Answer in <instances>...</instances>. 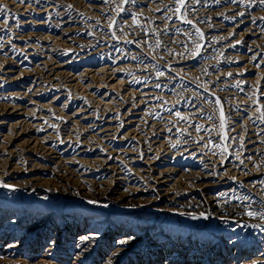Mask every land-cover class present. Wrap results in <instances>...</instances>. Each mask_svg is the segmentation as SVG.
<instances>
[{
  "label": "rangeland",
  "instance_id": "obj_1",
  "mask_svg": "<svg viewBox=\"0 0 264 264\" xmlns=\"http://www.w3.org/2000/svg\"><path fill=\"white\" fill-rule=\"evenodd\" d=\"M7 1V0H6ZM45 1V2H44ZM43 2L42 1H39L38 3H32L33 5H32V8H34V7H36V6H38L40 9H41V11L39 12L40 14L39 15H37V17L35 16V15H33V12H32V14H29V13H25L26 11L25 10H22V9H19L18 8V10H20V11H17L16 13H11L12 11H10V9L11 8H13V5H11L12 3H11V1H7L6 3H5V0H0V9H3L4 10V12L3 11H0L1 12V15H3L4 17H1L0 19V49H1V51H0V78H2V79H0V124L3 122V123H5V124H1L0 125V150H1V156H0V169H1V171H0V178L1 179H3V181H4V184H7V185H9V187L8 188H11V189H6V187H0L1 189H0V193H2V194H0L1 196H0V211L1 210H4V209H9V210H7V215L6 216H4V217H2V218H5V219H10V216H11V214L9 215V213L10 212H15L16 214H19V215H22V217H23V220L22 221H27V222H30L31 220H29V216L30 217H32L33 215H36V213L38 212V210H41V212L39 213L40 215L39 216H45V217H47V222H46V224L42 227V230H47L48 229V226H49V224L50 223H52L53 221H54V217L55 216H60V217H63V218H65V220H67L68 218H66V217H69V216H71V217H73V215H72V212H76L77 210H80L79 208H78V206H80V207H84V205H80V204H76V205H74V207H64V206H58L57 208H55V205L57 204H60V203H57L58 202V200L57 199H53V198H47V197H45V196H42V198H41V196L40 195H35L34 196V198H31L30 196V193H26V192H24L23 194H22V191L21 190H19L18 191V189H17V185L15 184V183H19L20 181H22V178H16L15 180L13 179V178H15V176H14V174H13V171L12 170H23V169H25V170H23L24 172H28V173H31V172H33L32 171V169H33V167H32V164H35L36 163V161L34 162V160H36V157L35 156H33V160H29V159H27V157H25V155L23 154V156L24 157H22V159H20V157L19 158H16V159H14L13 157L12 158H10L11 157V155H10V153L9 152H11V149H13V147H14V149L13 150H15V148H17L18 146H20V144H22V143H24L25 142V140L26 139H28V138H30L31 137V141H33L34 143H36L37 144V146H35L34 147V151H32L33 152V154L34 155H39V152L41 153V151H42V147H44L45 145H48V147H50V144L49 143H51V144H53L54 146H57V144H60V145H58L57 146V148H59V149H61V150H63L64 152H67L68 154H70V155H68L67 157H66V159H69V158H71L70 159V161L72 160V158H77L78 156H79V150L82 152V149L84 150V149H86V147H84L85 145H86V143H87V145H89L90 147H88V149H90V151H91V148H94V150H92L91 151V153L93 154H95V151H97V152H99L100 154L99 155H103V154H105L103 157H106V155H107V153H106V151L104 150L105 149V147H104V145L106 144V143H111L110 144V146H109V148L112 146V145H114L113 144V142H112V139H111V137L113 136L112 134H113V131H108V132H105V133H103V135L105 134V136H101V130H103V128H99L98 129V126L100 125H103L104 124V122L106 123V121H107V123H108V120L111 122L116 116H117V118H115L113 121H112V123H110V124H112V128L114 127L115 128V126L117 127L119 124L120 125H123L124 124V126L126 127V126H128L129 124H133L132 125V127L130 128V130L131 131H129V132H131V134L129 135V140L128 141H122V142H118V143H116V145H115V147H117L118 149L119 148H122V145H124L125 147H134V148H137L138 146H137V144L136 143H138V142H140V143H138V145H139V147L138 148H140V149H142V148H146V147H144V146H140V145H142V144H146L147 142L148 143H150L151 145L150 146H152V144H155L154 145V147L156 146H159L160 147V156H159V158L158 159H156V160H151L150 162H152V164H155V162H159V164H178L179 162V164H182V167H183V169L184 170H186V173L185 172H177V174L175 175V178H174V181L171 183V182H169V183H167L166 185H172L173 186V190L175 191V192H179L178 194H180V195H184L185 194V192H186V189H188V187H190L189 188V190H187V191H190V190H193V188H194V183L192 182V181H194V178H195V172H194V170L197 172L198 171V169L201 167V168H203V167H205V166H209L210 165V167H212L211 166V162H209V161H203V162H197V160L195 159H188V160H186L185 158H183V156H181V155H179V154H181L180 153V148H179V145H177V144H175V143H180L181 144V141H182V143L185 141V140H188V139H195L196 140V138H195V136H199V140H198V142L200 143L199 145H202V144H204V143H206V141H207V143H210V139H207V137H210L211 139H213L212 141H214V142H212L211 141V143L213 144V146L215 147H213V150H214V153H217V155L219 154H227L228 155V152L230 151H232L231 153L229 152V155L231 154V155H234V154H236V156L237 157H239L241 154V156L240 157H243V149H242V146L244 145V148H250L251 150H253V153H252V155L254 154L255 155V157H254V155H253V157H254V159H253V161L255 160V162H253L254 164H255V167H254V170L255 171H259V173L257 172V174H260L261 173V171H263L264 170V146H261V145H264L263 143H264V136H258V138L256 137H254V136H252V135H254L255 134V132L258 130V129H260V128H262L263 130H264V110H263V107H264V95H262V94H264L263 92H264V86H263V84H264V58H262L263 56H264V54H263V49H264V26H263V24H264V7L263 6H261V5H264V0L262 1H260V0H252V1H248V0H225V1H222V0H160V2L162 3H160L159 2V0L157 1V0H144V1H140V0H128L127 1V3H128V5H126L127 3L125 2V0H61L62 1V3H64V5L63 4H60L61 3V1H59V0H53V1H50V0H44ZM58 1H59V4H56V3H58ZM88 1H89V3H88ZM101 1V2H100ZM112 2V3H110V2ZM118 1V2H117ZM120 1H123V2H121V4L122 3H124L123 5H121L120 4ZM129 1H130V3L132 4H130L129 3ZM135 1V2H134ZM137 1V2H136ZM140 1V2H139ZM146 1V2H145ZM151 3H150V2ZM166 1V2H165ZM174 1V2H173ZM179 1V2H178ZM181 1V2H180ZM196 3H195V2ZM213 1H215V2H213ZM222 1V2H221ZM236 1V2H235ZM10 2V3H9ZM54 2H56V3H54ZM68 2H70V3H68ZM81 2V3H80ZM105 2V3H104ZM108 2V3H107ZM114 2H116V3H114ZM144 2V3H143ZM176 2V3H175ZM182 2H184V3H182ZM187 2H189V3H187ZM223 2H225V3H223ZM233 2V3H232ZM250 2V3H249ZM252 2H254V3H252ZM2 3V4H1ZM46 3V4H45ZM50 3V4H49ZM68 3V4H67ZM78 3V4H77ZM86 3V4H85ZM94 3V4H93ZM143 3V4H142ZM146 3V4H145ZM153 3V4H152ZM154 3H155V7L153 6L154 5ZM180 3V4H179ZM186 3V4H185ZM198 3V4H197ZM206 3V4H205ZM211 3V4H210ZM242 3V4H241ZM42 5V6H40V5ZM49 4V5H48ZM76 6H75V5ZM92 4H93V6H92ZM106 4L108 5V7H107V9H106ZM111 4H113L114 6L112 7V5ZM120 4V5H119ZM130 4V5H129ZM134 4V5H133ZM139 4V5H138ZM151 4V6H149ZM164 4H166L165 5V7L166 8H164ZM182 4L185 6V7H183L182 6ZM188 4V5H187ZM196 4V5H195ZM202 6H201V5ZM223 4V5H222ZM235 4V5H234ZM251 4H252V6H251ZM9 5V6H8ZM45 5V6H44ZM50 5H52V6H50ZM80 5V6H79ZM85 7L84 9H83V7ZM96 7H95V6ZM100 5V6H99ZM105 5V6H104ZM116 5H117V7H116ZM174 5H176V6H174ZM177 5H180V6H182V7H177ZM191 5V6H190ZM213 7H212V6ZM222 5V6H221ZM241 5V6H240ZM243 5V6H242ZM250 5V6H249ZM256 5H260L258 8H256L255 6ZM71 6V7H70ZM72 6H73V8H72ZM78 6V7H77ZM88 6H90V7H88ZM101 7V8H99V7ZM122 6V7H121ZM129 6V7H128ZM131 6V7H130ZM134 8H133V7ZM144 6V7H143ZM156 6H157V8H158V10H157V8H156ZM161 6V7H160ZM170 6V7H169ZM173 8H172V7ZM198 6V7H197ZM205 6V7H204ZM224 6V7H223ZM226 6H227V8H226ZM236 6V7H235ZM238 6V7H237ZM245 6V7H244ZM249 6V7H248ZM2 7V8H1ZM42 7V8H41ZM49 7H51V8H49ZM56 7H58V9L56 8ZM67 7H69V8H67ZM93 7H95V8H93ZM124 7L126 8V9H124ZM151 7V8H150ZM160 7V8H159ZM189 7V8H188ZM191 7V8H190ZM212 7V8H211ZM230 7V8H229ZM234 9H233V8ZM247 7V8H246ZM31 8V9H32ZM38 8V9H39ZM46 8V9H45ZM63 8V9H62ZM76 8H78V9H76ZM90 8V9H89ZM93 8V9H92ZM106 9L105 10V12L103 11L104 9ZM111 8V9H110ZM121 8H123V9H121ZM131 8V9H130ZM143 8H145V10L143 9ZM149 9V10H146V9ZM156 10H154V9ZM176 8H177V10H179V11H177L176 10ZM196 8V9H195ZM199 8V9H198ZM206 8H208V9H206ZM218 9V10H216V9ZM225 10H224V9ZM238 8H240L241 10H239ZM246 8V9H245ZM254 8V9H253ZM261 9V11H259L260 9ZM6 9V10H5ZM14 9V8H13ZM45 9V10H44ZM65 9H68L67 11H65ZM76 9V10H75ZM82 9V10H81ZM86 9V10H85ZM89 9V10H88ZM95 9H96V11H95ZM100 9V12L98 11ZM102 9V10H101ZM116 9V10H115ZM118 9H121V10H119V12L120 13H118ZM134 9H135V12H134ZM143 9V10H142ZM171 9V10H170ZM182 9V10H181ZM192 9V10H191ZM195 9V10H194ZM202 9H204V10H202ZM208 10V11H206V10ZM221 9H223V10H221ZM228 9H229V11H228ZM230 9H231V11H230ZM233 9V10H232ZM243 9H245V10H243ZM263 9V10H262ZM12 10V9H11ZM44 10V11H43ZM50 10V13L52 14H47V11H49ZM55 10V11H54ZM62 10V11H61ZM64 10V11H63ZM81 10V11H80ZM110 10L112 11V12H110ZM115 12H114V11ZM129 10V11H128ZM139 10V11H138ZM164 12H163V11ZM167 10V11H166ZM184 10V11H183ZM186 10V11H185ZM189 10H190V12H189ZM209 10H212L211 12L209 11ZM214 10H215V12H214ZM240 11V12H238V11ZM248 10V11H247ZM254 10V11H253ZM24 11V12H23ZM52 11V12H51ZM85 11H86V13H85ZM88 11V12H87ZM91 13H90V12ZM101 11H103V12H101ZM109 11V12H108ZM132 11V12H131ZM140 11H142L141 13H140ZM148 11V12H147ZM151 11V12H150ZM153 11V12H152ZM175 11H177L176 13H175ZM199 11V12H198ZM201 11V12H200ZM224 11H225V13H224ZM241 11H243V12H241ZM258 13H256V12ZM7 12V13H6ZM23 12V13H22ZM58 13V15H57V13ZM62 12V13H61ZM79 12V13H78ZM93 12V13H92ZM123 12V13H122ZM134 12V13H133ZM139 12V13H138ZM167 12V13H166ZM170 14H169V13ZM178 12H179V15L180 16H178ZM185 12V14H183V13ZM198 12V14H196ZM220 12V13H219ZM222 12V13H221ZM236 12V13H235ZM245 12V13H244ZM247 12V13H246ZM249 12V13H248ZM250 12L252 13V14H254L253 16H252V14H250ZM255 12V13H254ZM11 15H10V14ZM36 13V12H35ZM54 13V14H53ZM66 13V14H65ZM72 13H73V15H72ZM76 13V14H75ZM95 13H98V14H96V15H94ZM113 14V16H116L115 14H117V16L114 18L113 16H112V14ZM149 15H148V14ZM150 13H153V15H151ZM163 13V14H162ZM174 13V15H172ZM188 15H187V14ZM191 13V14H190ZM200 13V14H199ZM207 13V14H206ZM219 13V14H218ZM235 14V17H234V15H231V14ZM244 13V14H243ZM6 14V15H5ZM27 16H26V15ZM68 14V15H67ZM93 14V15H92ZM99 14H101V15H99ZM109 14H111V15H109ZM120 14V15H119ZM125 14V15H124ZM130 14H132V15H130ZM137 14V15H136ZM145 14V15H144ZM147 14V15H146ZM154 14L156 15V16H158L159 18H157L156 16H154ZM195 14V15H194ZM206 14V15H205ZM255 14L256 15H258V16H255ZM262 14V15H261ZM20 15V16H19ZM23 15H25L26 17H24ZM81 15V16H80ZM99 15V16H98ZM104 15V16H103ZM123 15V16H122ZM128 15V16H127ZM143 15V16H142ZM151 15V16H150ZM170 15V16H169ZM184 15V16H183ZM192 15V16H191ZM197 15V16H196ZM199 15H200V17H199ZM210 15V17H208ZM213 17H212V16ZM219 15V16H218ZM223 15V16H222ZM227 15L230 17H227ZM237 15V16H236ZM240 15V16H239ZM17 16V17H16ZM47 16L49 17V18H47ZM53 16H55V18L53 17ZM68 16V17H67ZM132 17V19H131V17ZM153 16V17H152ZM160 16H161V18H160ZM173 16V17H172ZM177 18H176V17ZM188 16V17H187ZM201 16H202V18H201ZM217 16V17H216ZM231 16H233V17H231ZM249 16V17H248ZM256 18H255V17ZM260 16V17H259ZM263 16V17H262ZM12 17V18H11ZM13 17H15V18H13ZM36 17V18H35ZM58 17H59V19H58ZM61 17V18H60ZM74 17H75V19H74ZM81 17V18H80ZM84 17V18H83ZM93 17V18H92ZM103 17V18H102ZM109 17H110V19H109ZM112 17V18H111ZM136 18V20H135V18ZM140 19H139V18ZM147 17V18H146ZM168 17V18H167ZM185 18V19H183V18ZM190 17H191V19H190ZM196 17V18H195ZM198 17V18H197ZM212 17V18H211ZM226 19H225V18ZM253 17V19H251V20H249L250 18H252ZM7 18V19H6ZM63 18V19H62ZM70 18V19H69ZM80 18V19H79ZM101 18V19H100ZM116 18H118V19H116ZM125 18V19H124ZM169 18H171V19H169ZM201 18V19H200ZM210 20H209V19ZM219 18V19H218ZM231 18H232V20H231ZM234 18V19H233ZM245 18H246V20H247V22L245 23V24H241V22H243V21H246L245 20ZM263 18V19H262ZM5 19V20H4ZM14 19V20H13ZM17 19V20H16ZM23 19V20H22ZM51 19V20H50ZM69 19V20H68ZM92 19V20H91ZM99 19V20H98ZM104 19V20H103ZM107 19H109V20H107ZM113 19V20H112ZM120 19V20H119ZM128 19V22L126 21ZM129 19H130V21H129ZM138 19V20H137ZM150 19H151V21H150ZM156 19H158V20H156ZM178 21H177V20ZM183 19V20H182ZM187 19V20H186ZM204 19V20H203ZM223 19V20H222ZM225 19V20H224ZM228 19L230 20V21H228ZM240 19V20H239ZM256 19V20H255ZM3 20V21H2ZM16 20V21H15ZM45 20H46V22H45ZM54 20H55V22H54ZM78 20H80V22H77ZM87 20V21H86ZM105 20H107V22L106 23H104L105 22ZM118 20V21H117ZM133 20H135V21H133ZM143 20L148 24H146V23H144L143 22ZM153 20H155V21H153ZM175 20V21H174ZM181 20V21H180ZM185 20V21H184ZM196 20V21H195ZM213 20V21H212ZM214 20H215V22H214ZM227 20V21H226ZM242 20V21H241ZM59 21V22H58ZM63 23H62V22ZM66 21V22H65ZM72 21V22H71ZM82 21V22H81ZM100 21V22H99ZM103 21V22H102ZM109 21H111V22H109ZM112 21H114V22H112ZM125 21V22H124ZM138 22V24L137 25H139L138 27L139 28H141V29H139V28H137V25L136 24H134V22L135 23H137ZM165 21H167V22H164ZM169 21V22H168ZM172 21H173V23H172ZM187 21V23H185ZM192 21V22H191ZM207 21H209V22H207ZM223 21V22H222ZM226 21V22H225ZM233 21V22H232ZM240 21V22H239ZM253 21V22H252ZM261 21V22H260ZM17 22V23H16ZM37 22V23H36ZM45 24H44V23ZM50 22V23H49ZM57 22L60 24V28H58V27H55L54 25L55 24H57ZM87 22H88V24H87ZM95 22V23H94ZM109 22V23H108ZM119 22V23H118ZM125 24H124V23ZM126 22H127V24H126ZM150 22V23H149ZM163 22V23H162ZM174 22H176L175 24H174ZM202 22V23H201ZM216 22H221V24H222V26L220 27V25L221 24H219V23H217V24H214V23H216ZM225 22V23H224ZM239 22V23H238ZM5 23H7V24H5ZM14 23V24H13ZM25 23V24H24ZM40 23V24H39ZM80 23H81V25H80ZM93 23V24H92ZM113 23V24H112ZM128 23H130V24H128ZM142 23V24H141ZM157 23H158V27L160 28V30H158L159 28L158 27H156V25H157ZM170 23V24H169ZM193 23V24H192ZM196 23H198V24H196ZM261 23V24H260ZM5 24V25H4ZM19 24V25H18ZM37 24V25H36ZM43 24H44V26H46V27H44L43 26ZM47 24V25H46ZM75 24V25H74ZM87 24V25H86ZM102 24H104V25H102ZM106 24V25H105ZM107 24H108V26H107ZM122 24V25H121ZM145 24V25H144ZM164 24H165V27L167 28V29H169V31H167V29L166 28H164ZM168 24V25H167ZM195 24V25H194ZM238 24V25H237ZM252 24V25H251ZM14 25V26H13ZM53 25V26H52ZM73 25V26H72ZM80 25V26H79ZM84 25H85V28H84ZM94 25H95V27H94ZM112 25V26H111ZM129 25V26H128ZM135 25H136V27H135ZM152 25V26H151ZM175 26V28H174V26ZM184 25V26H183ZM197 26V27H194V26ZM203 25V26H202ZM204 25H206L205 26V29H204ZM208 25V26H207ZM213 25H215L216 27H214ZM236 25V26H235ZM2 26V27H1ZM4 26V27H3ZM9 26V27H8ZM40 26V27H39ZM78 26V27H77ZM86 26H87V29H86ZM89 26H91V29H90V27ZM103 26V27H102ZM107 26V27H106ZM111 26V27H110ZM118 26V27H117ZM120 26V27H119ZM127 28H126V27ZM144 26H147V27H144ZM150 26V27H149ZM162 28H161V27ZM218 26V27H217ZM227 27V29H226V27ZM234 26V27H233ZM251 26H252V28H251ZM12 27H13V29H12ZM28 27H32V28H28ZM41 27H43V28H41ZM65 27H66V29L68 28V27H70V29L73 31V33L72 34H70L68 37L67 36H64L63 35V31L64 30H66L65 29ZM74 29H73V28ZM100 27V28H99ZM124 27V28H123ZM130 27V28H129ZM178 27H180V29L178 28ZM202 27V28H201ZM207 27H210V28H207ZM231 27V28H230ZM232 27H233V30H230V29H232ZM236 27V28H235ZM248 27V28H247ZM251 29H250V28ZM253 27H254V29H253ZM256 27V28H255ZM4 28H6V29H4ZM11 28V29H10ZM15 28V29H14ZM35 28V29H34ZM38 28V29H37ZM48 28V29H47ZM82 28V29H81ZM112 30V31H110V29ZM114 28V29H113ZM123 29V30H121V29ZM147 28V29H146ZM150 28V29H149ZM206 28H207V30H206ZM220 28V29H219ZM239 28V29H238ZM9 29H10V32H9ZM25 29V30H24ZM42 29V30H41ZM55 29V30H54ZM69 29V28H68ZM82 31H81V30ZM90 29V30H89ZM101 29V30H100ZM118 29H120V31L118 30ZM126 29V30H125ZM144 29V30H143ZM209 29V30H208ZM214 31H213V30ZM216 29V30H215ZM260 30L259 32H258V30ZM3 30V31H2ZM5 30V31H4ZM14 30V31H13ZM18 30H19V32H18ZM38 30V31H37ZM58 30V31H57ZM63 30V31H62ZM84 30V31H83ZM88 30V31H87ZM125 30V31H124ZM153 30H154V32H155V34H154V32H153ZM164 32H163V31ZM178 30L180 31V32H178ZM182 30H183V32H182ZM199 30V31H198ZM201 30V31H200ZM203 30V31H202ZM229 30V31H228ZM242 30V31H241ZM249 30V31H248ZM27 31V32H26ZM80 31V32H79ZM87 31V32H86ZM98 31V32H97ZM103 31V32H102ZM115 33H114V32ZM145 31H146V33H145ZM149 31V32H148ZM156 31H157V33H156ZM165 31H167V32H165ZM185 31H187V32H185ZM189 31H193V32H189ZM228 33H227V32ZM233 31V32H232ZM251 31V32H250ZM4 32V33H3ZM14 32H15V34H14ZM30 32V33H29ZM31 32H33V33H31ZM54 32V33H53ZM61 32V33H60ZM76 32V33H75ZM93 32V33H92ZM111 32V33H110ZM118 32H120L119 34H118ZM122 32V33H121ZM131 34H130V33ZM153 32V34H151V33ZM179 34H178V33ZM185 32V33H184ZM189 32V33H188ZM200 32H202V33H200ZM204 32V33H203ZM212 32H214V33H212ZM220 32V33H219ZM223 32H224V35H223ZM231 32H232V34H231ZM242 32H244V33H242ZM254 32V33H253ZM255 32H257L256 34H255ZM261 32H263L262 34H261ZM11 33V34H10ZM13 33V34H12ZM20 33H21V35H20ZM27 33H29V34H27ZM39 33V34H38ZM48 33V34H47ZM90 33V34H89ZM107 33H109V34H107ZM113 33V34H112ZM180 33H181V35H180ZM183 33V34H182ZM219 35H218V34ZM222 33V34H221ZM233 33H235V34H233ZM241 35H240V34ZM2 34H3V36H2ZM17 34V35H16ZM31 34V35H30ZM32 34H34L33 36H32ZM36 34V35H35ZM43 34H44V36H43ZM62 34V35H61ZM96 34V35H95ZM106 34V35H105ZM120 34H121V36H120ZM151 34V35H150ZM163 34V35H162ZM188 34H190V35H188ZM202 34V35H201ZM209 34V35H208ZM211 34V35H210ZM226 34V35H225ZM255 34V35H254ZM259 34H261V36H259ZM6 35V36H5ZM26 35L28 36V37H26ZM45 35H46V37H45ZM50 35H52L53 37H54V39H53V37L52 36H50ZM75 35H76V37H75ZM99 35V36H98ZM111 35V36H110ZM112 35H114V36H112ZM122 35H124V36H122ZM125 35L127 36V38L125 37ZM139 35V36H138ZM158 35V36H157ZM163 37H162V36ZM176 35V36H175ZM207 35V36H206ZM213 35V36H212ZM221 35V36H220ZM231 35H232V37H231ZM237 35H239V36H237ZM254 35V36H253ZM20 36V37H19ZM22 36H24V37H22ZM31 38H30V37ZM37 36H38V39L36 40L35 38H37ZM40 36H42V37H40ZM49 36V37H48ZM58 36V40L56 39V37ZM89 36V37H88ZM92 36V37H91ZM94 36V37H93ZM120 38H119V37ZM134 36V37H133ZM146 36L148 37L147 39H146ZM168 36V37H167ZM176 38H175V37ZM192 38V40H191V38ZM195 36H197V37H195ZM204 36V37H203ZM224 36V37H223ZM225 36H227V37H225ZM243 38H242V37ZM263 36V37H262ZM35 37V38H34ZM59 37H60V39H59ZM99 37V38H98ZM106 37V38H105ZM114 37V38H113ZM124 37V38H123ZM130 37V38H129ZM138 37V38H137ZM165 37V38H164ZM170 37V38H169ZM182 37H184V38H182ZM186 37V38H185ZM188 37H189V41H188ZM194 37V38H193ZM201 37H203V38H201ZM211 38L212 40H210V39H208V38ZM214 37H216V38H214ZM230 37V38H229ZM238 37V38H237ZM247 37V38H246ZM259 37V38H258ZM262 37V38H261ZM7 38V39H6ZM19 38V39H18ZM50 38V40H51V42L50 41H48V39ZM70 38V39H69ZM79 38V39H78ZM82 38V39H81ZM88 38V39H87ZM104 38V39H103ZM111 38V39H110ZM117 38H119V39H117ZM126 38V40L124 41V39ZM132 38V39H131ZM141 40H140V39ZM158 38V39H157ZM162 38H163V40H162ZM176 39V40H174V39ZM178 38H180L181 40H179ZM196 38H198L197 40H196ZM200 38L201 39H203V40H200ZM206 38V39H205ZM219 38V39H218ZM220 38H222V39H220ZM236 38V39H235ZM5 39V40H4ZM16 39H18L19 41H17ZM26 40V41H24V40ZM30 39H31V41H30ZM40 39H42V40H40ZM98 41H97V40ZM114 39H116V40H113ZM129 39V40H128ZM139 39V40H138ZM142 39H144V40H142ZM152 39V40H151ZM156 39V40H155ZM160 39V40H159ZM187 39V40H186ZM237 39H239L238 41H237ZM245 41H243V40ZM257 40V42H256V40ZM259 39H261V41L259 40ZM263 39V40H262ZM8 40V41H7ZM14 40H16V41H14ZM23 40V41H22ZM40 40V41H39ZM45 40H46V42H45ZM67 40V41H66ZM70 40V41H69ZM88 40V41H87ZM96 40V41H95ZM119 40V41H118ZM163 42H165V43H163ZM170 40H172L171 41V43H170ZM194 40V41H193ZM200 40V41H199ZM208 40V41H207ZM214 40V41H213ZM219 40H223V41H219ZM232 40H233V42L235 43H233L232 42ZM235 40V41H234ZM2 41H3V43H2ZM22 41V42H21ZM34 41V42H33ZM55 41H57V42H55ZM63 41H64V43H63ZM73 41V42H72ZM85 41V42H84ZM101 41V42H100ZM109 41V42H108ZM129 41V42H128ZM139 41H142V43L141 42H139ZM148 41V42H147ZM156 41H157V43H156ZM169 41V42H168ZM174 41V42H173ZM177 41H179V42H177ZM182 41H184L183 43H181ZM192 41V42H191ZM197 41V42H196ZM203 41V42H202ZM218 41V42H217ZM231 42V44L230 43H228V42ZM250 41H251V43H250ZM259 41V42H258ZM12 42L14 43V48H13V44H12ZM26 42V43H25ZM49 42V43H48ZM61 42V43H60ZM75 42V43H74ZM80 44H79V43ZM81 42H82V44H81ZM116 42V43H115ZM121 42V43H120ZM146 42V43H145ZM188 42V43H187ZM194 42H196V43H194ZM202 44H201V43ZM205 42V43H204ZM238 42V43H237ZM243 42V43H242ZM11 43V44H10ZM33 43H35V45H33ZM41 43V44H40ZM57 43V44H56ZM60 43V44H59ZM70 45H69V44ZM84 43V44H83ZM88 43H92L93 45H95L98 49H99V51L100 52H96V53H94V52H88V53H82V52H84L83 50H85V48H86V46H87V44ZM97 43V44H96ZM120 43V44H119ZM129 43H131V44H129ZM135 43H137V44H135ZM144 43V44H143ZM156 43V44H155ZM185 43V44H184ZM187 43V44H186ZM193 43V44H192ZM204 43V44H203ZM206 43L208 44V45H206ZM214 43V47H212V44ZM219 43V44H218ZM227 45H226V44ZM233 43V44H232ZM240 43V44H239ZM248 43V44H247ZM257 43H259V44H257ZM263 43V44H262ZM2 44V45H1ZM3 44H5V45H3ZM23 44V45H22ZM30 45V44H32L31 46H26V45ZM39 44V45H38ZM59 44V45H58ZM69 46V47H67V45ZM79 44V45H78ZM102 44H103V46H102ZM135 44V45H134ZM140 44V45H139ZM146 44V45H145ZM166 44V45H165ZM172 44V45H171ZM174 44V45H173ZM194 44H197V45H194ZM211 44V45H210ZM237 44V45H236ZM249 44H251V45H249ZM253 44V45H252ZM261 44V45H260ZM7 45V46H6ZM49 45V46H48ZM53 45L54 47L52 48L51 46ZM56 45V46H55ZM78 45V46H77ZM83 45V46H82ZM118 45V47H116ZM134 45V46H133ZM139 45V46H138ZM150 45V46H149ZM155 45H157V46H155ZM170 45H171V49H170ZM176 45V46H175ZM223 45H225V46H227V47H225V46H223ZM230 45L232 46V47H230ZM240 45V46H239ZM260 45V46H259ZM6 46V47H5ZM20 46H21V48H20ZM39 46V47H38ZM85 46V47H84ZM104 46H106V47H104ZM107 46H108V48H107ZM133 46V47H132ZM141 46V47H140ZM151 46H154V47H151ZM159 46V47H158ZM173 46V47H172ZM180 48H178V47ZM185 47V48H183V47ZM191 46V49L189 48ZM193 46V47H192ZM195 46V47H194ZM202 46V47H201ZM205 46V47H204ZM208 46V47H207ZM211 48H210V47ZM229 46V47H228ZM239 46V47H238ZM242 46V47H241ZM253 46H255V48H253ZM2 47H4V48H2ZM23 47H24V49L26 50V51H24V49H23ZM33 47H36V48H33ZM43 47V48H42ZM46 47V48H45ZM48 47V48H47ZM50 47V48H49ZM56 47V48H55ZM74 47V48H73ZM77 47H78V49H77ZM81 47V48H80ZM83 47V48H82ZM128 47V48H127ZM139 47V48H138ZM162 47H164V48H162ZM169 47V48H168ZM198 47V49H196ZM200 47V48H199ZM217 47V48H216ZM248 47V48H247ZM14 50H13V49ZM19 50H18V49ZM33 48V49H32ZM62 48V49H61ZM118 49V48H120V50L118 49V50H115V49ZM122 48V49H121ZM134 48V49H133ZM138 48V49H137ZM145 48V49H144ZM162 48V49H161ZM168 48V49H167ZM173 48V49H172ZM181 48H183V49H181ZM206 48V49H205ZM214 48V49H213ZM221 48V49H220ZM245 48V49H244ZM11 51H10V50ZM36 49H40V50H36ZM41 49H42V51H41ZM51 49V50H50ZM53 49V50H52ZM57 49V50H56ZM58 49H59V51H58ZM60 49H61V51H60ZM124 49V50H123ZM128 49V50H127ZM136 49V50H135ZM174 49H176V50H174ZM178 49V50H177ZM184 49H185V51H184ZM188 49L190 50V51H188ZM205 49V50H204ZM222 49H224V50H222ZM228 49V50H227ZM233 49V50H232ZM247 49V50H246ZM251 49V50H250ZM253 49V50H252ZM262 49V50H261ZM15 50H17V51H15ZM30 50H34L33 52L32 51H30ZM45 50H46V52H45ZM63 50V51H62ZM80 50H82V52L80 51ZM106 50V51H105ZM144 50V52H142ZM146 50H148V51H146ZM150 50H152L151 52H150ZM170 50V51H169ZM172 50H173V52H172ZM179 50H180V52H179ZM183 50V51H182ZM200 50V51H199ZM217 50V51H216ZM235 50V51H234ZM250 50V51H249ZM255 50H256V52H255ZM22 51V52H21ZM37 51V52H36ZM48 51V52H47ZM50 51V52H49ZM57 51V52H56ZM65 51V52H64ZM69 52L70 51V54L69 53H67V52ZM127 51V52H126ZM130 51H133V52H130ZM138 53H137V52ZM145 51H146V54H145ZM168 51V52H167ZM175 51V52H174ZM189 52V53H187V52ZM196 51V52H195ZM198 51L199 52H201L202 54H200V53H198ZM204 51V52H203ZM223 51V52H222ZM246 51H249V52H246ZM252 51V52H251ZM258 51V52H257ZM4 52V53H3ZM15 52V53H14ZM20 52V53H19ZM30 52V53H29ZM34 52H35V54H34ZM39 52V53H38ZM41 52V53H40ZM52 52V53H51ZM56 52V53H55ZM61 52V53H60ZM62 52H63V54H62ZM102 52V53H101ZM105 54H104V53ZM110 52H111V54H110ZM119 52V53H118ZM122 52H124V53H122ZM150 52V53H149ZM161 52L163 53V54H161ZM172 52V53H171ZM177 52V53H176ZM182 52H184V53H182ZM194 52H195V54L196 55H192V54H194ZM208 52V53H207ZM220 54H219V53ZM8 53V54H7ZM22 53V54H21ZM37 53H38V56H37ZM50 54V56H48L49 54ZM91 53V54H90ZM100 53V54H99ZM108 53V55H106ZM135 53H136V55H135ZM140 53H142V54H140ZM144 53V54H143ZM154 53V54H153ZM159 53V54H158ZM168 53H169V55H168ZM192 53V54H191ZM210 53H212V54H210ZM215 53V54H214ZM222 53V54H221ZM225 53H227V54H225ZM244 53V54H243ZM247 53V54H246ZM254 53H256V54H254ZM5 54V55H4ZM26 54H27V56H26ZM73 56H72V55ZM89 55V56H87V55ZM97 54H99V55H97ZM119 54H121V55H119ZM124 54V55H123ZM133 54V55H132ZM167 54V55H166ZM182 54V55H181ZM184 54H185V56H187V57H185L184 56ZM191 56V58H190V56ZM206 54V55H205ZM210 56H209V55ZM214 54V55H213ZM219 54V55H218ZM228 54H230L229 56H228ZM236 54V55H235ZM240 56H239V55ZM43 55V56H42ZM64 57H63V56ZM71 55V56H70ZM80 56V57H78V56ZM101 55V56H100ZM148 55V56H147ZM165 55V56H164ZM176 55H178V56H180V57H178V56H176ZM216 55V56H215ZM234 55V56H233ZM238 55V56H237ZM248 55V56H247ZM255 55V56H254ZM5 56V57H4ZM46 56V57H45ZM81 56H83V57H81ZM95 56V57H94ZM104 56V57H103ZM109 56V57H108ZM112 56H114V58H118V59H116V60H114L113 59V57ZM120 56H121V58H120ZM126 56V57H125ZM169 56V57H168ZM173 56H174V58H173ZM195 56V57H194ZM201 56H203V58H201ZM214 56V57H213ZM225 56V57H224ZM237 56V57H236ZM250 56V57H249ZM251 56H252V58H251ZM37 57V58H36ZM52 59H51V58ZM59 57V58H58ZM68 57V58H67ZM78 57V58H77ZM88 57V58H87ZM102 59H101V58ZM111 57V58H110ZM129 57V58H128ZM144 59H143V58ZM151 57V58H150ZM156 57V58H155ZM183 57V58H182ZM197 57H199V58H197ZM221 57H222V59L224 60V58H225V60L224 61H226V62H222L223 60L221 59ZM228 57V59H226ZM244 57V58H243ZM245 57H248V58H245ZM253 57H254V59H253ZM2 58V59H1ZM6 60H5V59ZM39 58V59H38ZM56 58V59H55ZM61 58V59H60ZM83 58V59H82ZM137 58V59H136ZM162 58V59H161ZM181 58V59H180ZM189 58H190V60H189ZM197 58V59H196ZM214 58V59H213ZM217 58V59H216ZM230 58V59H229ZM235 58V59H234ZM237 58V59H236ZM241 58V59H240ZM257 58V59H256ZM260 58V59H259ZM4 59V60H3ZM46 61H45V60ZM47 59H49V60H47ZM58 59V60H57ZM68 59V60H67ZM69 59H71V61H69ZM73 59H76V60H73ZM78 59H81V60H78ZM93 59V60H92ZM97 59V60H96ZM105 59H107V60H105ZM129 59V60H128ZM131 59V60H130ZM134 59V60H133ZM156 59V60H155ZM161 59V60H160ZM165 59V60H164ZM173 59V60H172ZM175 59V60H174ZM177 59H178V61H177ZM183 59V60H182ZM202 61H201V60ZM219 59V61H217ZM252 59V60H251ZM43 60V61H42ZM54 60V61H53ZM144 60V61H143ZM159 60V61H158ZM167 60V61H166ZM172 60V61H171ZM193 60V61H192ZM195 60V61H194ZM197 60V61H196ZM203 60H204V62L207 64V63H209V64H205V67H204V63H203ZM210 60V61H209ZM216 60V61H215ZM222 60V61H221ZM228 60H231L230 62L228 61ZM245 60V61H244ZM262 60V61H261ZM2 61V62H1ZM6 61V62H5ZM68 61V62H67ZM78 61V62H77ZM80 61V62H79ZM88 63H87V62ZM92 61V62H91ZM105 61H107V62H105ZM112 61V62H111ZM114 61V62H113ZM122 63H121V62ZM125 61V62H124ZM177 61V62H176ZM185 61V62H184ZM199 61V62H198ZM207 61V62H206ZM209 61V62H208ZM239 61V62H238ZM243 61V62H242ZM248 61V62H247ZM260 61V62H259ZM4 62H5V64H4ZM27 62V63H26ZM29 62V63H28ZM48 62V63H47ZM57 62V63H56ZM64 62V65H62V63ZM117 62V63H116ZM130 62V63H129ZM159 62V63H158ZM161 62V63H160ZM172 62V63H171ZM189 62V63H188ZM211 62V63H210ZM234 62V63H233ZM258 62V63H257ZM2 63H3V67H2ZM42 63V64H41ZM45 63V65H43ZM66 63V64H65ZM67 63H68V66H67ZM82 63V64H81ZM84 63V64H83ZM89 63H91V64H89ZM126 63V64H125ZM146 63V64H145ZM148 63H149V65L151 66H149L148 65ZM163 63H168L167 65H165V66H163ZM181 63V64H180ZM203 63V64H202ZM214 63V64H213ZM217 63V64H216ZM220 64V66H219V64ZM222 63V64H221ZM227 63V64H226ZM244 63V64H243ZM252 65H251V64ZM256 63V64H255ZM12 64V65H11ZM61 64V65H60ZM89 64V65H88ZM94 66H93V65ZM103 64V65H102ZM112 64V65H111ZM123 64H125V65H123ZM130 64V65H129ZM137 64H139L140 65V67H139V65L137 66ZM161 64V65H160ZM170 64V65H169ZM184 64V65H183ZM199 64V65H198ZM213 64V65H212ZM216 64V65H215ZM235 64V65H234ZM247 64L249 65V66H247ZM258 64H259V66H258ZM5 65V66H4ZM49 65H50V67H49ZM73 65V66H72ZM91 65V66H90ZM106 65H107V67H106ZM123 65V66H122ZM135 66V67H133V66ZM145 65V67H142V66H144ZM209 65V66H208ZM238 67H237V66ZM244 67H243V66ZM255 65H256V68H255ZM8 66V67H7ZM36 66V67H35ZM39 66H40V68H39ZM45 66V67H44ZM70 66V67H69ZM102 66H105V67H102ZM117 66H122V70H121V68L119 67H117ZM128 66H131V67H129V69L128 68H126V67ZM136 66H137V69H135L136 68ZM154 66V67H153ZM168 66L171 68V69H173L172 70V72H169V71H171L169 68H168ZM173 66V67H172ZM192 66V67H191ZM203 66V67H202ZM253 66V67H252ZM24 67V68H23ZM44 68V70H42L43 68ZM47 67V68H46ZM58 67V68H57ZM114 67V68H113ZM123 67H124V70H123ZM143 68V69H140V68ZM151 68V70L148 68ZM181 67H183V68H181ZM218 67H220V68H218ZM231 67V68H230ZM233 67V68H232ZM235 67V68H234ZM240 67H241V69H240ZM250 67V69H248ZM33 68V69H32ZM36 70H35V69ZM61 68V69H60ZM65 68V69H64ZM73 68V69H72ZM77 68H79V69H77ZM92 68V69H91ZM100 68V69H99ZM103 68V69H102ZM109 68H110V71H109ZM112 68V69H111ZM140 70H139V69ZM158 69V70H160L161 72H159L158 73V70H153V69ZM165 68H167V69H169V71L167 70V69H165ZM176 68V69H175ZM178 68V69H177ZM181 68V69H180ZM185 68V69H184ZM190 68H192V69H190ZM198 69V71L199 72H196L197 71V69ZM223 68V69H222ZM230 68V69H229ZM243 68H245V69H243ZM50 69V70H49ZM60 69V70H59ZM91 69V70H90ZM95 69H98V70H100V71H96ZM125 69H127V70H125ZM131 69V70H130ZM133 69V70H132ZM186 69H188V70H186ZM232 69V70H231ZM253 69V70H252ZM256 69V70H255ZM261 69V70H260ZM33 72H32V71ZM39 70V71H38ZM48 70V71H47ZM104 70V71H103ZM120 70V71H119ZM135 70V71H134ZM138 70V71H137ZM146 70V71H145ZM150 70V71H149ZM176 70H178V71H176ZM183 70H184V72H183ZM193 70H196V71H193ZM204 70V71H203ZM214 70V71H213ZM216 70H217V72H216ZM219 70H220V72L222 73H220L221 75H219ZM233 70H235V71H233ZM242 70V71H241ZM247 70V71H246ZM260 72H258V71ZM37 71V72H36ZM53 71H55V72H53ZM57 71V72H56ZM68 73H67V72ZM77 71V72H76ZM86 71H88V72H86ZM89 71H91V72H89ZM109 71V72H108ZM119 71V72H118ZM123 71V73H121ZM125 71V72H124ZM153 71V72H152ZM168 71V72H167ZM201 71V72H200ZM206 71V72H205ZM209 71H210V73H209ZM223 71V72H222ZM230 71V73L228 74V72ZM237 71H239V72H237ZM253 71V72H252ZM30 72V73H29ZM33 74H32V73ZM79 72V73H78ZM98 73V74H96V73ZM104 73V74H102V73ZM107 72V73H106ZM128 72H130V73H128ZM165 72V73H164ZM179 72V73H178ZM181 72V73H180ZM246 72V73H245ZM5 73V74H4ZM21 73V74H20ZM37 73V74H36ZM42 73H44L43 75H42ZM51 73V74H50ZM54 73V74H53ZM73 73V74H72ZM76 73V74H75ZM86 75H85V74ZM96 74V76L94 77V75ZM101 73V74H100ZM110 73H113V74H110ZM120 73V74H119ZM127 73V74H126ZM140 75H139V74ZM146 73V74H145ZM149 73H151V74H149ZM174 73H175V75H176V73H177V77L174 75ZM186 74L187 75V77H189V78H187V77H185L186 75H184V74ZM188 73V74H187ZM191 73V74H190ZM195 73V74H194ZM203 73H205V74H203ZM211 73H213V74H211ZM216 73V74H215ZM227 73V74H226ZM241 73V74H240ZM244 73V74H243ZM258 74L257 76H256V74ZM5 76H4V75ZM19 74L20 75H22L21 77L19 76ZM45 74H46V76H45ZM70 74V75H69ZM79 74V75H78ZM94 74V75H93ZM106 74V75H105ZM109 74V75H108ZM124 74V75H123ZM133 74V75H132ZM143 74V75H142ZM159 76H157V75ZM163 74H165V75H163ZM181 74V75H180ZM183 74V75H182ZM193 74V75H192ZM200 74V75H199ZM202 74V75H201ZM215 74V75H214ZM236 74H238L237 76H236ZM247 74V75H246ZM250 74V75H249ZM40 75H42V76H40ZM50 75V76H49ZM73 75V76H72ZM74 75H75V77H74ZM83 75V76H82ZM103 75V76H102ZM113 75V76H112ZM121 75V76H120ZM130 75H132V76H130ZM139 76V78H137L138 76ZM143 77H142V76ZM146 75V76H145ZM169 75V76H168ZM179 75V76H178ZM198 75V76H197ZM217 75H219L218 77H216ZM228 75V76H227ZM230 75V76H229ZM232 75V76H231ZM256 77H255V76ZM261 75V77H259ZM18 76V77H17ZM43 76H44V78L46 77L47 79H43ZM48 76V77H47ZM55 76L57 77V78H55ZM61 76V77H60ZM79 76V77H78ZM93 76V77H92ZM97 76H100L98 79H97ZM103 78H102V77ZM115 76V77H114ZM125 76V77H124ZM126 76H128V77H126ZM136 76V77H135ZM156 76V77H155ZM194 76V77H193ZM206 76V77H205ZM214 76V77H213ZM234 76V77H233ZM15 77V78H14ZM33 77H34V79H33ZM52 79H51V78ZM53 77H54V79H53ZM60 77V78H59ZM77 77V78H76ZM91 77V78H90ZM113 77V78H112ZM122 77V78H121ZM140 77H142V78H140ZM161 77V78H160ZM170 77H171V79H170ZM178 77H180V78H178ZM191 77H192V79H191ZM195 77H197V78H195ZM202 77V78H201ZM222 77V78H221ZM237 77H239V78H237ZM251 77V78H250ZM252 77H255V78H257L256 80H255V78H254V80H252L253 78ZM10 78V79H9ZM62 78V79H61ZM67 78V79H66ZM74 78H76V79H74ZM83 78V80H81ZM90 78V79H89ZM94 78V79H93ZM101 78V79H100ZM118 78H121V79H118ZM123 78L124 79H128L127 80V82H126V80H123ZM130 78V79H129ZM149 78V79H148ZM155 78H157V79H155ZM178 78V79H177ZM182 78V79H181ZM187 78V79H186ZM201 78V79H200ZM211 78H213V79H211ZM220 78V79H219ZM229 78V79H228ZM232 78V79H231ZM235 78V79H234ZM237 78V79H236ZM248 79L246 82H244L245 81V79ZM259 78V79H258ZM263 78V79H262ZM3 79H5L6 80V82H5V80H3ZM12 79H14V80H12ZM17 79H19V80H17ZM26 79V80H25ZM51 79V80H50ZM59 79H60V81H59ZM78 79V80H77ZM103 79V80H102ZM118 79V80H117ZM142 79V80H141ZM154 80V83H153V80ZM159 79V80H158ZM194 79H195V81H194ZM200 79V80H199ZM209 79H211L210 81H209ZM223 79V80H222ZM225 79V80H224ZM231 79V80H230ZM239 79V80H238ZM46 80V81H45ZM58 80V82L56 83V81ZM63 80V81H62ZM73 80V81H72ZM75 80V81H74ZM96 80V81H95ZM97 80H99V83H97L98 81ZM109 80V81H108ZM111 80H112V82H111ZM117 80V81H116ZM120 80H121V82H120ZM123 80V81H122ZM145 80V81H144ZM148 81V83H146L147 81ZM156 80V81H155ZM188 80L191 82V81H193L194 82V84H195V86H194V84H193V82H189L188 84H187V82H188ZM198 80V81H197ZM201 80H203V81H201ZM205 80V81H204ZM234 80V81H233ZM243 80V81H242ZM252 80V81H251ZM33 81V82H32ZM39 81H40V83H39ZM66 81H67V83L68 84H66ZM70 81V82H69ZM76 81H77V83H76ZM90 82V84H89V82ZM93 81H95V82H93ZM107 81V82H106ZM129 81V82H128ZM198 83H197V82ZM225 81L230 85V86H228V84L227 83H225ZM228 81H231V82H228ZM240 84H238L237 82ZM259 83H258V82ZM5 82V83H4ZM31 82V83H30ZM38 82V83H37ZM45 82V83H44ZM50 82V83H49ZM54 82V83H53ZM62 82H63V84H62ZM82 82V83H81ZM89 84H87V83ZM93 82V83H92ZM102 82V83H101ZM114 82H117V83H114ZM144 82V83H143ZM155 82H157V83H155ZM158 82H161V83H159L158 84ZM165 82V83H164ZM201 82V86H202V88H201V86L199 85V83ZM206 82V83H205ZM208 82V83H207ZM219 82V84H217V83ZM221 82V83H220ZM222 82H224L223 83V86L225 87H223L222 86ZM233 82V83H232ZM248 82H252L251 84L249 83L248 84ZM263 82V83H262ZM46 84V85H44V84ZM59 83V84H58ZM72 83V84H71ZM81 83V84H80ZM87 85H86V84ZM102 84V86H101V84ZM104 83V84H103ZM109 83V84H108ZM114 83V84H113ZM125 83H126V85H125ZM129 83V84H128ZM146 83V84H145ZM169 83V84H168ZM179 83L181 84V86L179 85ZM198 85H197V84ZM246 83V84H245ZM257 85V87H255L256 85ZM2 84V85H1ZM4 84V85H3ZM40 84V85H39ZM52 84H54V85H52ZM57 86H56V85ZM66 84V85H65ZM74 84H75V87H74ZM77 84V85H76ZM92 84V85H91ZM99 84V85H98ZM122 84V85H121ZM137 84V85H136ZM150 84H151V86H150ZM167 84V85H166ZM177 84V85H176ZM190 84V85H189ZM209 84V85H208ZM235 86H234V85ZM244 84V85H243ZM30 85V86H29ZM37 85V86H36ZM50 85L52 86V87H50ZM61 85H62V87H64L65 89H66V91H65V89L63 88L62 89V87H61ZM69 85V86H68ZM73 85V86H72ZM84 85H85V87H84ZM95 85V86H94ZM110 85V86H109ZM114 85V86H113ZM129 85V86H128ZM136 87H135V86ZM168 85H170V86H168ZM205 85V86H204ZM211 85V86H210ZM238 85V86H237ZM259 85H261V86H259ZM42 88H41V87ZM49 86V87H48ZM55 86V87H54ZM90 86H92V88L90 87ZM94 86V87H93ZM97 86H98V88H97ZM99 86H100V88H99ZM112 86H113V88H112ZM132 86V87H131ZM155 88H154V87ZM166 86V87H165ZM168 86V87H167ZM184 86V87H183ZM221 86V87H220ZM227 86V87H226ZM248 86H250V87H248ZM254 88H253V87ZM5 87V88H4ZM29 87H30V90H29ZM54 87V88H53ZM86 88V89H84V88ZM109 87V88H108ZM118 87V88H117ZM120 87H122V88H120ZM149 87V88H148ZM152 87V88H151ZM160 87H162V88H160ZM165 87V88H164ZM186 87V88H185ZM190 87V88H189ZM198 87H200L201 89H199ZM207 87V88H206ZM231 87V88H230ZM240 87V88H239ZM244 87V88H243ZM27 88V89H26ZM34 88H36V89H34ZM38 88H41V89H38ZM47 88V89H46ZM49 88V89H48ZM55 88H58V90L57 89H55ZM69 88V89H68ZM73 88V89H72ZM77 88V89H76ZM89 88V89H88ZM103 88V89H102ZM139 88V89H138ZM148 88V89H147ZM152 90H151V89ZM167 88H169V89H167ZM180 90H179V89ZM182 88V89H181ZM206 88V89H205ZM210 88H212V89H210ZM217 88V89H216ZM241 88H242V90H241ZM246 88H248V89H246ZM255 88L257 89V90H255ZM261 88H263V90L261 91ZM18 91H17V90ZM38 89V90H37ZM44 91H43V90ZM54 89V90H53ZM71 89V90H70ZM77 91V92H75V90ZM98 89V90H97ZM106 89H107V91H106ZM110 89V90H109ZM111 89H114L113 91L111 90ZM120 89V90H119ZM123 89V90H122ZM127 89V90H126ZM131 89V90H130ZM137 89V90H136ZM159 89H161V90H159ZM172 89V90H171ZM184 89V90H183ZM191 89V90H190ZM203 89V90H202ZM204 89H205V91H204ZM216 91H214V90ZM219 89H222V90H219ZM231 89V90H230ZM236 89V90H235ZM245 89V90H244ZM254 90V91H252V90ZM259 89V90H258ZM3 90V91H2ZM29 92H28V91ZM32 90H34V92L35 91H37V92H32ZM57 90V91H56ZM73 90H74V92H75V94L77 93V94H79V95H75L74 94V92H73ZM83 90V91H82ZM86 90V91H85ZM95 90V91H94ZM98 92H97V91ZM101 90V91H100ZM105 90V91H104ZM117 90V91H116ZM122 90V91H121ZM129 90V91H128ZM136 90V91H135ZM140 90H142V91H140ZM145 90V91H144ZM150 90H151V92H150ZM157 90V91H156ZM178 90V91H177ZM191 91V93H190V91ZM193 90V91H192ZM209 90L210 92H215V93H213V94H215V97L217 98V102H216V98L214 97H212V93H210L209 91L207 92V91ZM218 90V91H217ZM239 90H240V92H239ZM244 90V91H243ZM249 90H251V91H249ZM45 91H47V92H45ZM65 91V92H64ZM71 91V92H70ZM89 91V92H88ZM124 91V92H123ZM131 91V92H130ZM132 91H134V92H132ZM148 91V92H147ZM152 91H153V94H154V92H155V94L157 93V95L156 96H154L153 94H152ZM168 91V92H167ZM171 91V92H170ZM182 91H186V93H183ZM189 91V92H188ZM199 91V92H198ZM203 91V92H202ZM224 91H226L225 93H224ZM233 91V92H232ZM235 91V92H234ZM246 91V92H245ZM249 91V93L251 92V94H249V93H247ZM14 92V93H13ZM18 92H20V93H18ZM22 92H24L23 94H22ZM25 92H26V94H25ZM64 92V93H63ZM69 92L72 94V92H73V94L71 95V94H69ZM83 92V93H82ZM92 92V93H91ZM103 92H105V93H103ZM110 92V93H109ZM112 92V93H111ZM136 92H140L139 94H137ZM142 92H143V94H142ZM149 92H150V95H148L149 94ZM173 92V93H172ZM176 92H178V93H176ZM196 92V93H195ZM200 92L202 93V94H200ZM205 92V93H204ZM223 94H222V93ZM232 94H231V93ZM255 92H256V94H255ZM261 92V93H260ZM16 93V94H15ZM27 93L29 94V95H27ZM31 93V94H30ZM32 93H33V95H34V97H33V95H32ZM59 93H61L60 95H59ZM83 95H81V94ZM86 95H85V94ZM109 93V94H108ZM116 93H118L119 95H117ZM135 93V94H134ZM146 93V94H145ZM167 93V94H166ZM180 93V94H179ZM209 93V94H208ZM237 93V94H236ZM242 93H243V95H242ZM10 96H9V95ZM14 94V95H13ZM20 94V95H19ZM43 94V95H42ZM114 95V97H113V95ZM117 95V97H116V95ZM161 94V95H160ZM164 94V95H163ZM171 94V95H170ZM175 94V95H174ZM191 94V95H190ZM221 94V95H220ZM229 94V95H228ZM240 94V95H239ZM246 94V95H245ZM8 95V96H7ZM13 97H12V96ZM32 95V96H31ZM46 96V98H45V96ZM57 95V96H56ZM62 95V96H61ZM69 95V97H67ZM75 95V96H74ZM80 95H81V98H80ZM98 95V96H97ZM123 95V96H122ZM129 97H128V96ZM131 95V96H130ZM143 95H145V96H143ZM159 95V97L160 96H164V98L163 97H161V98H159V97H157ZM172 96V97H170V96ZM180 95V96H179ZM201 95V97H198V96H200ZM206 95V96H205ZM225 95V96H224ZM248 95H249V97H248ZM255 95V96H254ZM261 95V96H260ZM5 96V97H4ZM15 96H16V98H17V100H16V98H15ZM18 96V97H17ZM29 96H30V98H29ZM56 96V97H55ZM78 96V97H77ZM84 96H86L87 98H85ZM107 98H106V97ZM121 96H122V98H121ZM132 96H134V97H132ZM136 96V97H135ZM142 96V97H141ZM151 97V99H150V97ZM167 96V97H166ZM170 97V99H169V97ZM183 96H185V97H183ZM188 96V97H187ZM189 96H191L190 98H189ZM209 96V97H208ZM214 96V95H213ZM219 96H221V97H219ZM230 96L232 97V98H230ZM234 96V97H233ZM239 96V97H238ZM242 96V97H241ZM253 96V97H252ZM263 96V97H262ZM8 97V98H7ZM73 97H75L74 98V100L72 101L70 98H72L73 99ZM103 97V98H102ZM118 97H119V99H118ZM139 97V98H138ZM152 97H154V99H152ZM177 97V98H176ZM179 97H180V99H179ZM182 97V98H181ZM196 99H195V98ZM204 97V98H203ZM227 97V98H226ZM238 99H237V98ZM246 99H245V98ZM258 97H260V98H258ZM3 98H5V99H3ZM9 98H11V99H9ZM56 98V99H55ZM79 98V99H78ZM100 98V99H99ZM102 98V99H101ZM112 98V99H111ZM130 98H133L132 100L130 99ZM142 98H144V99H142ZM176 98V99H175ZM189 98V99H188ZM193 98V99H192ZM197 98H198V100H197ZM200 98V99H199ZM222 98H224V99H222ZM228 98H229V100H228ZM241 98V99H240ZM254 98V99H253ZM258 100H257V99ZM30 99V100H29ZM55 99V100H54ZM86 99V100H85ZM93 101H92V100ZM111 99V100H110ZM117 99V100H116ZM124 99V101L125 100H127V101H122V100ZM137 99V100H136ZM142 100V101H140V100ZM150 99V100H149ZM157 99V100H156ZM203 99V100H202ZM222 99V100H221ZM234 99H236L235 101H234ZM243 99H245V101L243 100ZM247 99H249V101L247 100ZM257 101H256V100ZM262 99V100H261ZM14 100V101H13ZM54 101V103H53V101ZM105 100V101H104ZM114 102H113V101ZM136 100V101H135ZM154 100V101H153ZM160 100V101H159ZM172 102H171V101ZM174 100H175V103H174ZM188 100V101H187ZM207 100V102H205V101ZM221 100V101H220ZM240 100H242V101H240ZM256 101L257 102V104L256 103H253L254 101ZM260 100V101H259ZM6 101V102H5ZM32 101V105H31V102ZM38 103H37V102ZM52 101V102H51ZM86 101H88V102H86ZM90 101V102H89ZM111 103V105H108L109 104V102ZM132 101V102H131ZM133 101H134V104H133ZM138 101H140L139 103H138ZM158 101V102H157ZM169 103V101H170V103L169 104H167V102ZM184 101V102H183ZM199 101V102H198ZM202 101V102H201ZM216 103H215V102ZM233 102V104H232V102ZM239 101V102H238ZM253 101V102H252ZM12 102V103H11ZM51 104H50V103ZM73 102V103H72ZM98 102V103H97ZM99 102H101V103H99ZM105 102H107L106 104H105ZM116 102H118V103H116ZM122 102V103H121ZM128 102H130V103H128ZM143 104H142V103ZM161 104H160V103ZM164 102H166L165 104H164ZM186 102V103H185ZM196 102V103H195ZM214 104H213V103ZM218 102L220 103V104H218ZM226 102H228V103H226ZM245 102V103H244ZM263 104H262V103ZM14 103V104H13ZM43 104L42 106L43 107H41L40 105L41 104ZM48 104V107H46L44 104ZM85 103V104H84ZM87 103V104H86ZM112 103H115V104H112ZM124 103V104H123ZM126 103H128V105L126 104ZM163 103V104H162ZM177 103V104H176ZM187 103H189V104H187ZM191 103V104H190ZM201 103H203V104H201ZM211 105H210V104ZM222 103V104H221ZM231 103V104H230ZM241 103V104H240ZM248 103H250V104H252L253 105V107H251L252 105H249ZM7 104L9 105V106H7ZM40 104V105H39ZM58 104V105H57ZM79 104V105H78ZM81 104H82V106H81ZM103 104V105H102ZM116 104H120V105H116ZM125 105L126 106V108H125V106H123V108H122V105ZM139 104V105H138ZM142 104V105H141ZM151 104V106H149ZM152 104H153V106H152ZM160 104V105H159ZM174 104H176V105H174ZM179 104V105H178ZM192 104H194V105H192ZM204 104H206L205 106H204ZM209 104V105H208ZM228 104V105H227ZM245 104V105H244ZM256 104V105H255ZM12 105V106H11ZM13 105H14V107H13ZM15 105H17V106H15ZM30 105H31V110H30ZM38 105H39V108H37L38 107ZM57 105V106H56ZM65 105V106H64ZM86 105V106H85ZM91 105H93V106H95V107H97V106H99L98 108H96V110H95V107H93V106H91ZM114 107H113V106ZM159 105V107H157V106ZM169 105V106H168ZM173 105V106H172ZM186 105V106H185ZM200 106V108H199V106ZM216 105V106H215ZM224 106V107H222V109H220L221 107H219V106ZM238 107H237V106ZM239 105H240V108H239ZM248 107H247V106ZM255 105V106H254ZM4 106V107H3ZM11 106V107H10ZM25 106V107H24ZM34 106H36V108H34ZM71 106V107H70ZM91 106V107H90ZM105 107V108H101V107ZM106 106H107V108H106ZM116 106V107H115ZM165 106H167V107H165ZM182 106V107H181ZM192 108H191V107ZM206 106H208L207 108H206ZM211 106V107H210ZM214 106V107H213ZM226 106V107H225ZM228 106V107H227ZM229 106H230V108H229ZM234 106V107H233ZM257 106H259L258 108H257ZM10 107V108H9ZM17 107H18V109H17ZM23 107V108H22ZM28 107V108H27ZM51 107V108H50ZM58 107H60V108H58ZM109 107V108H108ZM120 107V108H119ZM132 109H131V108ZM135 107H136V109H135ZM141 107V108H140ZM146 107V108H145ZM149 107V108H148ZM155 107V109H153V108ZM172 107V108H171ZM174 107V108H173ZM176 107V108H175ZM177 107H178V109H177ZM181 107V108H180ZM184 107V108H183ZM188 107H190V108H188ZM194 107V108H193ZM198 107V108H197ZM213 107V108H212ZM216 107V108H215ZM217 107L219 108V109H217ZM236 107V108H235ZM4 108V109H3ZM34 108V109H33ZM42 108V109H41ZM44 108V109H43ZM45 108H46V110L48 109V111L49 110H51V111H46L45 110ZM80 108V109H79ZM82 108V109H81ZM88 110H87V109ZM115 108H117L116 110L117 111H113ZM130 110H129V109ZM145 109V112L143 111L144 109ZM148 108V109H147ZM151 108V109H150ZM156 108H158V109H156ZM205 110H204V109ZM210 108H212V110H210ZM217 110H215V109ZM244 108V111L243 110H241V109H243ZM248 108V109H247ZM261 108H262V110H261ZM6 109V110H5ZM29 109V111L30 112H28L27 110ZM35 109H37V110H35ZM66 109V110H65ZM73 109V110H72ZM79 109V112L77 111V110ZM85 109H86V111H85ZM97 109H98V111H97ZM102 109H103V113H102ZM108 109V110H107ZM125 109V110H124ZM139 109V110H138ZM150 109V110H149ZM153 109V110H152ZM169 109V110H168ZM175 109V110H174ZM186 109V110H185ZM202 111H201V110ZM227 110V112H228V114H227V112H226V110ZM232 109H234V110H232ZM236 109V110H235ZM250 109V110H249ZM253 109H255L256 111H258V113H259V115L262 117L261 119H260V116L259 115H255V113H254V110ZM23 110H25V111H23ZM40 110V111H39ZM41 110H43V111H41ZM81 110H84L85 112H83V111H81ZM92 110V111H91ZM106 110H107V112H106ZM120 110V111H119ZM129 110V111H128ZM148 110V111H147ZM155 110H157V111H155ZM164 112H163V111ZM178 110V111H177ZM187 110H188V112H187ZM192 110V111H191ZM208 110H210V111H208ZM219 110V111H218ZM220 110L222 111V112H220ZM246 110H248V111H246ZM251 110H253V111H251ZM5 111V112H4ZM32 111V112H31ZM95 111V112H94ZM110 111H112L111 113L112 114H110ZM143 111V112H142ZM149 111L150 112H152V111H154V112H152V113H149ZM170 111V112H169ZM176 111V112H175ZM181 112V114L183 113V115H181L180 114V112ZM193 113V115H192V113ZM196 111V112H195ZM205 111V112H204ZM224 111H225V113H224ZM63 112V113H62ZM66 112V113H65ZM81 112V113H80ZM98 112V113H97ZM118 112V113H117ZM121 112V113H120ZM132 112V113H131ZM135 112V113H134ZM136 112H138V114H136ZM157 112V113H156ZM162 112V113H161ZM179 112V113H178ZM185 112H186V114H185ZM200 113V114H198V113ZM207 112H208V114H207ZM213 112H215V113H213ZM247 112V113H246ZM5 113V114H4ZM27 115H26V114ZM30 113H32L33 115H30ZM35 113V114H34ZM43 114V116L44 117H42V115H40V114ZM56 113V115H54ZM62 113V114H61ZM70 113V115H68ZM72 113V114H71ZM77 114V115H75V114ZM86 113H87V115H86ZM93 113H95V114H93ZM133 113H134V115H133ZM142 113H143V116H142ZM148 113V114H147ZM158 113H159V116H158ZM161 113V114H160ZM172 113H173V115H172ZM174 113H175V115H174ZM196 113V114H195ZM212 113V114H211ZM249 113H251V114H249ZM257 112H256V114H258ZM26 116H25V115ZM38 114V115H37ZM47 114V115H46ZM153 114V115H152ZM165 114H167V115H165ZM178 114V115H177ZM207 114V115H206ZM214 114V115H213ZM218 115L219 116V114H225L224 116L222 115V117H218V116H216V115ZM237 116H236V115ZM239 114H241V115H243L242 117H241V115H239ZM245 114V115H244ZM6 115V116H5ZM30 115V116H29ZM39 115L42 117H40L39 118ZM53 115V116H52ZM62 115V116H61ZM69 116V118H67V116ZM74 115V116H73ZM86 115V116H85ZM88 115H90V116H88ZM92 115H94V116H92ZM96 115V116H95ZM97 115H99V116H97ZM102 115V116H101ZM122 115V116H121ZM124 115V116H123ZM133 115V116H132ZM148 115V116H147ZM157 115V116H156ZM163 115H165V117L166 118H164L163 117ZM171 115V116H170ZM180 115H181V117H180ZM191 115V116H190ZM196 115V116H195ZM205 115V116H204ZM210 115V117H208ZM249 115H251V116H249ZM29 116V117H28ZM33 116V117H32ZM35 116V117H34ZM48 116V117H47ZM50 116V117H49ZM59 117L58 119H55V118H57V117ZM91 116L93 117V118H91ZM144 116H146V118L144 117ZM174 116V117H173ZM176 116V117H175ZM184 116V117H183ZM214 116H216V118L214 117ZM227 116H229V117H227ZM248 116V117H247ZM253 116V117H252ZM254 116H255V118H254ZM8 117V118H7ZM36 117H38V118H36ZM54 117V118H53ZM63 117H65V118H63ZM78 117V118H77ZM84 117H85V119H84ZM101 117H102V119H101ZM113 119H112V118ZM152 118L151 120H150V118ZM159 117V118H158ZM177 117H179V118H177ZM185 119H183V118ZM188 117V118H187ZM190 117H192V118H190ZM198 117V118H197ZM200 117V118H199ZM214 117V118H213ZM233 117H236V118H233ZM241 117V118H240ZM245 117V118H244ZM251 117V118H250ZM259 117V118H258ZM24 118H25V120H24ZM32 118V119H31ZM35 118V119H34ZM48 118V119H47ZM75 118V119H74ZM86 118H88L87 119V121H85L86 120ZM104 118V119H103ZM107 118H108V120H107ZM122 120H121V119ZM134 118H136V119H134ZM139 118V119H138ZM143 118H145L144 120H142ZM155 118H156V120H155ZM164 118V119H163ZM167 118H169V119H167ZM172 118V119H171ZM181 118V119H180ZM190 118V119H189ZM195 118V119H194ZM209 118V119H208ZM228 118V119H227ZM233 118V119H232ZM247 118H249V119H247ZM21 119H23V121L21 120ZM29 119V120H28ZM38 121H37V120ZM45 119V122H44V124L43 123H41V122H43V120ZM47 119V120H46ZM52 119V120H51ZM78 119V120H77ZM83 119V120H82ZM91 119V120H90ZM94 119V120H93ZM111 119V120H110ZM118 119H120V120H118ZM129 119V120H128ZM148 119V120H147ZM162 119V120H161ZM176 121H175V120ZM180 119V120H179ZM184 120V123H182L183 122V120ZM187 119V120H186ZM194 119V120H193ZM198 121H197V120ZM208 119V120H207ZM215 119H216V122H215ZM240 119H242V120H240ZM246 119H247V121H246ZM261 120L260 122H259V120ZM28 120V121H27ZM40 120V121H39ZM48 120H50L49 121V123H48ZM59 120H61V121H59ZM63 120V121H62ZM73 120H75L74 122H71V121H73ZM77 120V121H76ZM89 120V121H88ZM96 120V121H95ZM101 120V121H100ZM128 120V121H127ZM134 120V121H133ZM161 120V121H160ZM172 120H173V122H172ZM190 120V121H189ZM206 120H207V124H205L206 123ZM212 120V122H209V121H211ZM218 120V121H217ZM226 120V121H225ZM19 121H21V122H19ZM57 121H59V122H57ZM64 121H65V124H63L64 123ZM69 121V122H68ZM120 121V122H119ZM136 121H137V123H136ZM143 121H145V122H143ZM148 121V122H147ZM154 121L155 122H157L161 127H163V128H161L157 123H154ZM160 123H159V122ZM166 121V122H165ZM221 121V122H220ZM234 121H235V123H234ZM245 123H244V122ZM25 122H27V125H26V123ZM37 122V123H36ZM40 122V124H38ZM48 124H47V123ZM53 122H54V124H53ZM63 122V123H62ZM67 122V123H66ZM103 122V123H102ZM121 122H122V124H121ZM128 124H127V123ZM133 122V123H132ZM135 122V123H134ZM142 122V123H141ZM163 122H165V123H163ZM169 122V123H168ZM175 122V123H174ZM178 122V123H177ZM198 122V123H197ZM200 122H201V124H200ZM204 122V123H203ZM223 122H224V124H223ZM226 122V123H225ZM239 122V123H238ZM241 122V123H240ZM29 123H30V125H29ZM58 123V124H57ZM73 123H74V125H73ZM78 123L81 125H78ZM91 123H93V124H91ZM96 123V125H94ZM115 123V124H114ZM117 123V124H116ZM145 123V124H144ZM163 123V124H162ZM168 123V124H167ZM172 123V124H171ZM174 123V124H173ZM183 125H182V124ZM195 123V124H194ZM197 123V124H196ZM229 123V124H228ZM234 123V124H233ZM237 123V124H236ZM250 123V124H249ZM251 123H253V124H251ZM257 123H259V124H257ZM261 123V124H260ZM22 124H23V126L25 127H23L22 126ZM25 124V125H24ZM35 124H36V126H35ZM53 124V125H52ZM67 124H68V126H67ZM87 124V125H86ZM90 124H91V127H90ZM127 124V125H126ZM135 124H136V126H135ZM162 124V125H161ZM177 124V125H176ZM180 124V125H179ZM187 124V125H186ZM189 124V125H188ZM203 124H205L204 126H203ZM210 125V128H207V127H209V125ZM223 124V125H222ZM230 124H233L232 126L230 125ZM238 125V126H236V125ZM240 124V125H239ZM249 124V125H248ZM32 125H34L33 127H32ZM41 125V126H40ZM54 126V128H56L55 126H57V128L56 129H54L52 126ZM64 127H63V126ZM71 125V126H70ZM78 127H77V126ZM84 125V126H83ZM89 125V126H88ZM94 125V126H93ZM98 125V126H97ZM115 125V126H114ZM140 125V126H139ZM152 127H151V126ZM166 125V126H165ZM173 125H175V126H173ZM184 125H186V126H184ZM191 125V126H190ZM194 125V126H193ZM195 125H197L196 127H195ZM201 126V127H199V126ZM222 125V127H220V126ZM242 125V126H241ZM244 125H245V128H244ZM261 125V126H260ZM22 126V127H21ZM37 126H39V127H37ZM46 126V127H45ZM47 126H48V129H47ZM51 128H50V127ZM79 126H80V128H79ZM142 126H144L143 127V129H142ZM169 126V127H168ZM177 126H180L181 127V129H178V128H180V127H178L177 128ZM182 126L184 127V128H182ZM189 126H190V128H189ZM217 126H219V127H217ZM230 126V127H229ZM235 126V127H234ZM252 126V127H251ZM257 126V127H256ZM13 127V128H12ZM32 127V128H31ZM35 127V128H34ZM37 127V128H36ZM45 127V128H44ZM72 127V128H71ZM75 127H77V129L75 128ZM89 127V128H88ZM135 127V128H134ZM139 127H141V128H139ZM172 127V128H171ZM198 127H199V129H198ZM202 127H204L206 130H204V128H202ZM213 127V128H212ZM228 127V128H227ZM240 127V128H239ZM260 127V128H259ZM21 128V129H20ZM28 129V130H24V129ZM41 128V131L39 130ZM50 128V129H49ZM67 128V129H66ZM85 130H84V129ZM93 128V129H92ZM134 128V129H133ZM154 128V132L152 131V129ZM167 128V129H166ZM176 129V131H175V129ZM187 128V129H186ZM193 128V129H192ZM196 128V129H195ZM215 128V129H214ZM224 129V131L227 133H225V132H220V131H223V129ZM227 128V129H226ZM253 128V129H252ZM255 128H257V130H255ZM8 129H10V130H8ZM29 129H30V131H29ZM32 129V130H31ZM34 129V130H33ZM39 131H37V130ZM42 129H43V131H42ZM54 129V130H53ZM61 129V130H60ZM70 129H72V130H70ZM82 131H80V130ZM92 129V130H91ZM133 129V130H132ZM158 129V130H157ZM185 129L186 131H183V130ZM191 129V130H190ZM212 129H214V130H212ZM231 129H232V131H231ZM237 129H239V130H237ZM242 129V130H241ZM249 129V130H248ZM13 130V131H12ZM22 130V131H21ZM51 130V131H50ZM55 130H57V132L55 131ZM59 130V131H58ZM63 130V131H62ZM74 130V131H73ZM76 130H78L79 132H77ZM84 130V131H83ZM141 130H143V131H141ZM147 132H146V131ZM160 130H162V131H160ZM195 130H199L200 131V133H199V131H198V133L195 131ZM217 131V134H215L216 133V131ZM227 130V131H226ZM11 131V132H10ZM21 131V132H20ZM35 131V132H34ZM55 131V132H54ZM70 131H72V132H70ZM76 131V132H75ZM91 131V132H90ZM99 131H100V133H99ZM136 133H134V132ZM139 132V133H137V132ZM173 131H175V132H173ZM182 132V135L180 134L181 132ZM190 131V132H189ZM195 131V133H193ZM214 131V132H213ZM243 131H245V132H243ZM248 131V132H247ZM11 134H10V133ZM13 132V133H12ZM39 134H38V133ZM48 132L50 133V134H48ZM64 132H65V134H67V136L64 134ZM68 132H69V135H68ZM97 132H98V134H97ZM112 132V133H111ZM127 131H123V133H126ZM142 132V133H141ZM146 133V134H144V133ZM148 132H149V135H148ZM153 132V133H152ZM161 132V133H160ZM165 132V133H164ZM168 132V133H167ZM173 132V133H172ZM192 132V133H191ZM205 132V133H204ZM207 132H208V134H207ZM213 132V133H212ZM242 132V134L240 135V133ZM254 132V133H253ZM10 135H9V134ZM34 133H36V134H34ZM44 133H46V134H44ZM57 133H60L59 135L57 134ZM90 133V134H89ZM95 133H96V135H95ZM172 133V134H171ZM180 134V136H179V134ZM184 133V134H183ZM203 133V134H202ZM212 135H211V134ZM220 133V134H219ZM225 133V134H224ZM232 133V134H231ZM236 133V134H235ZM244 133V134H243ZM252 133V134H251ZM26 134H28V135H26ZM43 134H44V136H43ZM54 134V136H52V135ZM55 134H57L58 136H56ZM73 134V135H72ZM79 134V135H78ZM109 134V135H108ZM127 134V133H126ZM135 134V135H134ZM153 134H154V136H153ZM187 134L189 135V136H187ZM193 134V135H192ZM196 134V135H195ZM203 136H202V135ZM238 134V135H237ZM247 134H249V136L247 135ZM14 135V136H13ZM20 135V136H19ZM47 135V136H46ZM49 135V136H48ZM63 135H65L66 137H62ZM72 135V136H71ZM74 135L75 136H78V137H74ZM110 135H111V137H110ZM145 135H146V137H145ZM183 135H184V137H183ZM190 135H192V136H190ZM201 135V136H200ZM221 135H223L224 136V138H226V139H224L223 140V136H221ZM229 135V136H228ZM235 135H237V136H235ZM243 135V136H242ZM6 136V137H5ZM7 136H8V138L9 137H11V140H10V138L8 139L7 138ZM13 136V137H12ZM33 136H35V137H33ZM51 136V137H50ZM59 137L58 139L56 138V137ZM60 136H61V138H60ZM89 136H91V137H89ZM109 136V137H108ZM133 136V137H132ZM153 136V137H152ZM158 138H157V137ZM160 136H162V137H160ZM166 136H168V138H165ZM171 137V139H170V137ZM181 137V138H183V139H181V138H179V137ZM186 136H187V138H186ZM219 136V137H218ZM235 136V137H234ZM238 136L240 137V138H242V139H240V138H238ZM253 138H252V137ZM37 137V138H36ZM42 137V138H41ZM49 137V138H48ZM54 137V138H53ZM87 137H89V138H87ZM94 137V138H93ZM96 137V138H95ZM105 137V139L103 140L102 138H104ZM106 137H108L107 139H106ZM132 137V138H131ZM134 137L136 138L135 140H137V141H135V140H133L134 139ZM138 137H140V138H138ZM148 137V138H147ZM192 137V138H191ZM202 137V138H201ZM206 137V138H205ZM212 137H214V138H212ZM222 137V138H221ZM260 137H261V139H260ZM46 138H48V139H46ZM76 138V139H75ZM78 138V139H77ZM81 138V139H80ZM85 138V139H84ZM93 138V139H92ZM98 138H99V140H98ZM142 138V139H141ZM147 139V141H146V139ZM151 138V139H150ZM154 138V139H153ZM218 138V139H217ZM228 138H229V140H228ZM236 140H235V139ZM247 138H248V140H247ZM5 139V140H4ZM8 139V140H7ZM22 139V140H21ZM23 139H24V142H23ZM35 139H36V142H35ZM46 139V140H45ZM57 139V140H56ZM60 139H61V141H60ZM64 139H65V142H64ZM71 139H73V140H71ZM75 139V140H74ZM91 139V140H90ZM133 140V144H132V140ZM160 139H161V141H160ZM166 139V140H165ZM169 139V140H168ZM173 139V141L172 142H174V143H170V141ZM174 139H176V140H174ZM179 139V140H178ZM197 139H198V137H197ZM207 139V140H206ZM215 139V140H214ZM217 139V140H216ZM221 141H220V140ZM251 139H253V140H251ZM263 139V140H262ZM3 140V141H2ZM14 140V141H13ZM38 140V141H37ZM45 141V142H42V141ZM55 140H56V142H55ZM61 142H59V141ZM69 140V141H68ZM76 140H77V143H76ZM79 140V141H78ZM87 140V141H86ZM91 141V142H89V141ZM151 140V141H150ZM154 140V142L152 143V141ZM157 140V141H156ZM165 142H164V141ZM184 140V141H183ZM205 140V141H204ZM209 140V141H208ZM218 140H219V142H218ZM233 140H235V141H237V142H235V141H233ZM250 140H251V142H250ZM257 140V141H256ZM8 141H11V143L10 142H7ZM17 141V142H16ZM20 141H22V143L20 142ZM40 141V142H39ZM50 141V142H49ZM63 141V142H62ZM74 143H73V142ZM93 141V142H92ZM95 141V142H94ZM99 141V142H98ZM143 141H145V142H143ZM156 141V142H155ZM158 141H160L159 143H158ZM163 141V142H162ZM193 142H194V140H192ZM203 141V142H202ZM240 141H241V143H240ZM57 142H59V143H57ZM83 142V144L81 145V143ZM86 142V143H85ZM88 142H89V144H88ZM102 142V143H101ZM193 142H190V143H193ZM222 142H224V145H221V144H223ZM254 142H255V144L257 145V147H256V145L254 144ZM259 142V143H258ZM262 142V143H261ZM16 143H18V144H16ZM40 143H41V145L43 144V146L41 147L40 146ZM64 143V144H63ZM66 143V144H65ZM79 143V144H78ZM98 143H100V144H98ZM163 143H165V144H163ZM168 143H169V146H168ZM195 143V142H194ZM206 143V144H207ZM220 143V144H219ZM230 143H232V145L230 144ZM238 143H239V145L240 146H238ZM246 145H245V144ZM247 143H249V144H247ZM3 144V145H2ZM14 144V145H13ZM63 144V145H62ZM70 144V145H69ZM97 144H98V146H97ZM104 144V145H103ZM129 144V145H128ZM130 144H132L131 146H130ZM161 144V145H160ZM228 144V145H227ZM230 144V145H229ZM261 144V145H260ZM7 145V146H6ZM15 145H17V146H15ZM77 145V146H76ZM92 145V146H91ZM94 145H96L97 147H100V148H98V150H97V147H94ZM100 145V146H99ZM147 145V144H146ZM163 145V146H162ZM167 145V146H166ZM171 145H173V146H171ZM175 145V146H174ZM235 145V146H234ZM251 145V146H250ZM253 145V146H252ZM75 146H76V149H75ZM148 146V145H147ZM217 146V147H216ZM221 146V147H220ZM224 146L226 147V149H228V151L224 148ZM233 146V147H232ZM66 147V148H65ZM70 147V148H69ZM102 147V148H101ZM163 147V148H162ZM169 147H171V148H169ZM210 147H211V145H207V147H206V149H210ZM232 149H231V148ZM237 149H236V148ZM6 148V149H5ZM38 148H39V151H38ZM75 150H74V149ZM135 149V153L134 154H132V156L133 157H136V159L135 160H137V155L139 154L138 153V151H140V149ZM165 148V149H164ZM169 148V149H168ZM217 148V149H216ZM220 148H222V149H220ZM234 148L236 149L235 151H234ZM240 148V149H239ZM262 148V149H261ZM67 149V150H66ZM71 149V150H70ZM96 149V150H95ZM102 149V150H101ZM164 149V150H163ZM179 149V150H178ZM204 149L205 148H203V150L202 151H204ZM220 149V150H219ZM231 149V150H230ZM258 149V150H257ZM17 150V149H16ZM104 150V151H103ZM162 150V151H161ZM224 150H226V151H224ZM170 151V152H169ZM174 151V152H173ZM217 151V152H216ZM223 151V152H222ZM255 151V152H254ZM262 153H261V152ZM96 152V153H97ZM101 152H103V153H101ZM137 152V153H136ZM172 152V153H171ZM178 152V153H177ZM204 152H206L205 154H208V152L207 151H204ZM203 152V153H204ZM220 152V153H219ZM234 152V153H233ZM235 152H237V153H235ZM6 153V155H4ZM7 153H9L8 154V156H7ZM74 153V154H73ZM75 153H78V154H75ZM141 153L143 154H145V150H142L141 151ZM164 153H165V155H164ZM173 153H177V154H174V155H172ZM233 153V154H232ZM98 154V153H97ZM137 154V155H136ZM171 154V155H170ZM263 155V156H261V155ZM4 155V156H3ZM135 155V156H134ZM168 157H167V156ZM228 155V156H229ZM239 155V156H238ZM260 155V156H259ZM6 156V157H5ZM71 156V157H70ZM73 156V157H72ZM75 156V157H74ZM178 156V157H177ZM221 156V155H220ZM259 156V157H258ZM7 159H5V158ZM95 157H97V156H95ZM151 157H153V156H151ZM166 157V158H165ZM3 158V160H1ZM9 158V159H8ZM24 158H25V160H24ZM35 158V159H34ZM99 158H100V156H99ZM179 158H180V161H179ZM218 158V157H217ZM258 158H259V161H258ZM262 158V159H261ZM17 159H19V161L20 162H22V163H18V160ZM52 159V158H51ZM183 159V160H182ZM76 160V162H74ZM91 160V159H90ZM161 160V161H160ZM190 160V161H189ZM263 160V161H262ZM2 161V162H1ZM3 161H4V163H3ZM24 161V162H23ZM51 161H53V160H51ZM73 162L72 163H74V164H76L75 166H76V168L77 167H79L78 166V164H79V162L80 163H82V161L81 160H77V159H73L72 160ZM143 161L145 162L146 160H140V162L141 163H143ZM7 162H8V164H7ZM10 162V163H9ZM12 162H13V164H12ZM27 162V163H26ZM29 162V163H28ZM89 162V163H88ZM88 162H84V163H86L85 165H84V163H83V165H84V168L87 170V173H91V175L92 176H94L95 174H97L99 171H100V169L101 168H96V166L94 165V163L93 162H91V161H88ZM139 162V163H140ZM154 162V163H153ZM257 162H258V164H257ZM18 163V164H17ZM25 163V164H24ZM71 163V164H72ZM193 163V164H192ZM205 163V164H204ZM215 163H217V161H215V162H213V164H215ZM6 164V165H5ZM11 164V165H10ZM16 164V165H15ZM21 164H23V165H21ZM62 164V165H61ZM71 164H64V163H60V164H58V168H56L57 169V173L56 174H60L61 173V168H63V167H61V166H66V167H70L71 166ZM73 164V165H74ZM91 165V166H89V165ZM92 164L94 165V166H92ZM195 164V165H194ZM200 164H203V165H201L200 167L198 166V165H200ZM254 164H252L250 167H252V166H254ZM260 164V165H259ZM2 165V166H1ZM3 165L5 166V167H3ZM25 165V166H24ZM61 165V166H60ZM205 165V166H204ZM256 165H258V166H256ZM262 165V166H261ZM15 166V167H14ZM19 166H21V168L19 167ZM54 165L53 164H49V166H48V168H51V167H53ZM89 166V167H88ZM189 166V167H188ZM2 167V168H1ZM14 167V168H13ZM18 167V168H17ZM32 167V168H31ZM55 167V166H54ZM91 167H92V169H91ZM259 167V168H258ZM263 167V168H262ZM13 168V169H12ZM16 168V169H15ZM23 168V169H22ZM31 168V171L29 170ZM47 168V167H46ZM89 168V169H88ZM95 170H94V169ZM188 168H189V170H188ZM191 168V169H190ZM257 168V169H256ZM98 169V170H97ZM177 169V168H176ZM261 171H260V170ZM8 170V171H7ZM29 170V171H28ZM90 170V171H89ZM10 171H12L11 173H10ZM89 171V172H88ZM148 171V170H147ZM49 171H47L46 173H43V175L40 177L41 178V180H43V181H45V180H48V179H50V176L48 175L49 173H48ZM83 173V171H80V174H82ZM3 173V174H2ZM8 173V174H7ZM85 173H86V171H85ZM94 173V174H93ZM127 173V172H126ZM125 173V174H126ZM146 173H148V172H146ZM189 173V174H188ZM13 174V175H12ZM45 174V175H44ZM62 174V173H61ZM184 174V175H183ZM193 174V175H192ZM5 176V177H7L6 179H5V177H3V176ZM129 176H131L132 175V173H130V174H128ZM182 175V176H181ZM189 175V176H188ZM92 176H91V178L90 179H92ZM123 175H119V176H115L114 177V179H115V182L114 183H112V185H113V187L115 188V189H118L119 191H122L123 189H124V186H125V184H122L124 181H123V178H125V176H123ZM129 176L127 177V179L128 180H130V181H128L129 183L131 182V183H134V184H131L132 186L133 185H135V183L136 182H138L137 183V186L135 185V187H138V189L140 188V190H149V187H150V189H152V190H154V192L155 191H157L158 189H159V187H158V183L157 184H155L154 182L156 181V180H153L152 179V177L150 176V178L149 177H147L148 179H143V180H146V181H144L143 182V180H141V182H140V180L139 179H137V180H135V181H133L134 180V178L136 177H134V176H131V178L133 179H131V178H129ZM178 176H180V177H178ZM46 177V178H45ZM119 177H121V178H119ZM11 178V179H10ZM24 178V177H23ZM25 178H27V177H25ZM117 178V179H116ZM178 178V179H177ZM180 178H181V180H180ZM183 178H184V180H183ZM188 178V179H187ZM193 178V179H192ZM19 179V180H18ZM177 179V180H176ZM17 180H18V182H17ZM122 181L121 183H118L117 181ZM149 180V182H147ZM160 181H158L160 184L161 183H166L165 181H164V178H160L159 179ZM182 180H183V182H182ZM187 180V181H186ZM13 181H14V183H13ZM133 181V182H132ZM164 181V182H163ZM190 181V182H189ZM9 182V183H8ZM140 182V183H139ZM180 182V183H179ZM189 184H188V183ZM218 183V182H217ZM232 183H234V181H232ZM264 183V182H263ZM141 184V185H140ZM153 184V185H152ZM154 184H155V186H154ZM178 184H179V186H178ZM183 184V185H182ZM187 184V185H186ZM191 184H193V185H191ZM12 187H11V186ZM150 185V186H149ZM14 186H16V187H14ZM179 188H178V187ZM192 186V187H191ZM142 187V188H141ZM145 187H147V188H145ZM152 187V188H151ZM211 187H214V188H216V189H219V184H217L216 185V183L215 184H213ZM234 187V186H233ZM154 188V189H153ZM178 188V189H177ZM5 189V190H4ZM176 189V190H175ZM179 189H180V191H179ZM17 192V193H19L20 195L17 197L18 199L17 200H10L9 199V195H10V193L11 192H15V191ZM183 190V191H182ZM181 191H182V193H181ZM6 192V193H5ZM147 192V191H146ZM146 192H143V191H140L139 192V195H141V196H143L144 194H146ZM239 192V191H238ZM187 193V192H186ZM241 194H243V193H241ZM24 195V196H23ZM3 196V197H2ZM23 196V198H21ZM30 197V198H29ZM36 197V198H35ZM44 198V199H43ZM245 200H247V199H249L250 197H243ZM243 198L242 199H240L241 201L243 200ZM53 200V201H52ZM27 201V202H26ZM57 201V202H56ZM125 201H126V199H125ZM23 202H24V204H23ZM17 203V204H16ZM106 204V203H105ZM43 206V207H42ZM77 206V207H76ZM25 207V208H24ZM95 207V206H94ZM36 208V209H35ZM55 208V209H54ZM65 208V209H64ZM46 209V210H45ZM72 209H74V210H72ZM83 209V208H82ZM100 209H102V212L105 214V211L103 210V208H100ZM105 209V208H104ZM31 210V211H30ZM69 210V211H68ZM72 210V211H71ZM76 210V211H75ZM86 210V209H85ZM90 210H92V209H90ZM93 210L94 211H97V210H99V208H98V206H96V208H93ZM110 210V211H109ZM108 211H109V219H111V220H113V221H119L120 220V217H121V214H118V212L119 211H116L117 209H113V208H110ZM114 210V211H113ZM34 211V212H33ZM35 211H37V212H35ZM62 211V212H61ZM28 212V213H27ZM55 212V213H54ZM61 212V213H60ZM78 212V214L80 213V211H77ZM166 213V215H168L169 217H170V219H171V221L173 220V221H176L177 219H179V220H181V218H175V216H174V214H173V212H168V211H165ZM117 215H119V216H117ZM33 214V215H32ZM9 215V216H8ZM50 215V216H49ZM53 215H55L53 218H51V216H53ZM90 215H92V213L90 212ZM111 216V217H110ZM85 217V216H84ZM1 218V219H2ZM114 218V219H113ZM52 220V221H51ZM63 220V219H62ZM85 220H91L90 218H85ZM70 221V220H69ZM110 221V220H109ZM50 222V223H49ZM68 222V221H67ZM68 223H70V222H68ZM156 224H158L159 223V221H156L155 222ZM67 223L65 222V226L62 228V229H66L67 228ZM162 226V225H161ZM137 231H141V227H138V229H137ZM136 231V232H137ZM40 232V231H39ZM39 232H37L35 235H37ZM144 232H146L147 233V231L145 230ZM144 232L143 233H141L142 235L144 234ZM153 232H155V231H153ZM152 232V234L150 235V236H153V233ZM139 233V232H138ZM39 235V234H38ZM137 235L136 234H134V236H133V238L134 237H136ZM147 236L149 237V234H147ZM146 236V237H147ZM168 236V235H167ZM33 239V238H32ZM108 239V238H107ZM152 239V238H151ZM167 240V239H166ZM21 243H24V241H22ZM45 248L46 247H43L42 249H40L39 251H36V250H29V247L27 248V249H22V250H13V249H10V248H8V247H6L5 245H3V246H0V264H5V262H6V264H88L89 263V261H83V259H79V258H76L74 255H71V254H66V253H62L61 251H56L55 253L54 252H47V254H46V251H45ZM30 251V252H29ZM36 251V252H35ZM253 254H262V251L261 250H258V251H256L255 253H253ZM229 259H227V260H225L224 262H223V264H230L229 263ZM89 264H92V263H89Z\"/></svg>",
  "mask_w": 264,
  "mask_h": 264
},
{
  "label": "bare ground",
  "instance_id": "obj_2",
  "mask_svg": "<svg viewBox=\"0 0 264 264\" xmlns=\"http://www.w3.org/2000/svg\"><path fill=\"white\" fill-rule=\"evenodd\" d=\"M8 1V0H7ZM6 0H5V3L7 2ZM9 1H11V5H13V8H11L10 9V11H12L11 13H16L17 11H20V10H18V8L19 9H22V10H25L26 12L25 13H29V14H32V12H33V15H35L36 17H37V15H39L40 13V11H41V9L38 7V6H36V7H34V8H32V3L34 2V3H38L39 1H44V0H9ZM50 1H53V0H50ZM56 1V0H55ZM59 1H61V0H59ZM59 1H58V3H56V2H54V3H56V4H59ZM63 1V0H62ZM62 1H61V3L60 4H63L64 5V3H62ZM77 1V0H76ZM97 1V0H96ZM128 1V0H127ZM138 1V0H137ZM136 1V2H137ZM141 1V0H140ZM139 1V2H140ZM142 1H144V0H142ZM154 1V0H153ZM158 1V0H157ZM186 1V0H185ZM188 1V0H187ZM198 1V0H197ZM216 1V0H215ZM215 1H213V2H215ZM219 1V0H218ZM222 1H225V0H222ZM221 1V2H222ZM228 1V0H227ZM234 1V0H233ZM237 1V0H236ZM235 1V2H236ZM249 1V0H248ZM250 1H252V0H250ZM258 1V0H257ZM261 1V0H260ZM263 1V0H262ZM45 2V1H44ZM101 2V1H100ZM110 2V1H109ZM113 2V1H112ZM112 2H110V3H112ZM118 2V1H117ZM121 2H123V1H120V4H121ZM135 2V1H134ZM146 2V1H145ZM150 2V1H149ZM159 2H160V0H159ZM166 2V1H165ZM174 2V1H173ZM179 2V1H178ZM181 2V1H180ZM195 2V1H194ZM10 3V2H9ZM68 3H70V2H68ZM67 3V4H68ZM81 3V2H80ZM88 3H89V1H88ZM105 3V2H104ZM108 3V2H107ZM114 3H116V2H114ZM127 3V2H126ZM129 3H130V1H129ZM132 3V2H131ZM130 3V4H131ZM144 3V2H143ZM142 3V4H143ZM151 3V2H150ZM161 3V2H160ZM176 3V2H175ZM182 3H184V2H182ZM187 3H189V2H187ZM196 3V2H195ZM223 3H225V2H223ZM233 3V2H232ZM250 3V2H249ZM252 3H254V2H252ZM2 4V3H1ZM46 4V3H45ZM50 4V3H49ZM48 4V5H49ZM78 4V3H77ZM86 4V3H85ZM94 4V3H93ZM93 4H92V6H93ZM119 4V5H120ZM124 3H122L121 5H123ZM129 4V5H130ZM146 4V3H145ZM153 4V3H152ZM162 4V3H161ZM180 4V3H179ZM186 4V3H185ZM198 4V3H197ZM206 4V3H205ZM211 4V3H210ZM242 4V3H241ZM40 5V4H39ZM75 5V4H74ZM112 5V7L114 6L113 4H111ZM126 5H128V3L126 4ZM132 5V4H131ZM134 5V4H133ZM139 5V4H138ZM165 5L166 4H164L163 6H164V8H166L165 7ZM188 5V4H187ZM196 5V4H195ZM201 5V4H200ZM223 5V4H222ZM221 5V6H222ZM235 5V4H234ZM9 6V5H8ZM40 6H42V5H40ZM45 6V5H44ZM50 6H52V5H50ZM76 6V5H75ZM80 6V5H79ZM82 6V5H81ZM95 6V5H94ZM100 6V5H99ZM98 6V7H99ZM105 6V5H104ZM124 6V5H123ZM149 6H151V4L149 5ZM154 7H155V3H154V5H153ZM174 6H176V5H174ZM185 7L183 4H182V6H180V5H177V7ZM191 6V5H190ZM202 6V5H201ZM212 6V5H211ZM241 6V5H240ZM243 6V5H242ZM250 6V5H249ZM248 6V7H249ZM251 6H252V4H251ZM260 5H256L255 7L256 8H258ZM261 6H263L264 7V5H261ZM43 7V6H42ZM41 7V8H42ZM71 7V6H70ZM78 7V6H77ZM83 7V6H82ZM86 7V6H85ZM85 7H83V9L85 8ZM88 7H90V6H88ZM96 7V6H95ZM95 7H93V8H95ZM102 7V6H101ZM101 7H99V8H101ZM107 7H108V5L106 4V9H107ZM116 7H117V5H116ZM122 7V6H121ZM129 7V6H128ZM131 7V6H130ZM133 7V6H132ZM144 7V6H143ZM161 7V6H160ZM159 7V8H160ZM170 7V6H169ZM172 7V6H171ZM178 7V8H179ZM198 7V6H197ZM205 7V6H204ZM213 7V6H212ZM211 7V8H212ZM224 7V6H223ZM236 7V6H235ZM238 7V6H237ZM245 7V6H244ZM2 8V7H1ZM32 8V9H31ZM39 8V9H38ZM49 8H51V7H49ZM57 9H58V7H56ZM67 8H69V7H67ZM72 8H73V6H72ZM87 8V7H86ZM92 8V9H93ZM118 8V7H117ZM134 8V7H133ZM151 8V7H150ZM156 8H157V6H156ZM173 8V7H172ZM189 8V7H188ZM191 8V7H190ZM226 8H227V6H226ZM230 8V7H229ZM233 8V7H232ZM247 8V7H246ZM245 8V9H246ZM4 9V8H3ZM46 9V8H45ZM44 9V10H45ZM63 9V8H62ZM76 9H78V8H76ZM75 9V10H76ZM90 9V8H89ZM88 9V10H89ZM104 9V8H103ZM106 9H104L103 11L105 12V10ZM111 9V8H110ZM121 9H123V8H121ZM121 9H118V13H120L119 12V10H121ZM124 9H126L125 7H124ZM131 9V8H130ZM144 10H145V8H143ZM142 9V10H143ZM154 9V8H153ZM180 9V8H179ZM196 9V8H195ZM194 9V10H195ZM199 9V8H198ZM206 9H208V8H206ZM205 9V10H206ZM216 9V8H215ZM224 9V8H223ZM223 9H221V10H223ZM234 9V8H233ZM232 9V10H233ZM239 10H241L240 8H238ZM245 9H243V10H245ZM254 9V8H253ZM260 9V8H259ZM6 10V9H5ZM43 10V11H44ZM68 9H65V11H67ZM82 10V9H81ZM80 10V11H81ZM86 10V9H85ZM102 10V9H101ZM116 10V9H115ZM146 10H149L148 8L146 9ZM155 10V9H154ZM157 10H158V8H157ZM171 10V9H170ZM176 10H177V8H176ZM182 10V9H181ZM192 10V9H191ZM202 10H204V9H202ZM216 10H218V9H216ZM225 10V9H224ZM263 10V9H262ZM3 12H4V10H2ZM55 11V10H54ZM62 11V10H61ZM64 11V10H63ZM95 11H96V9H95ZM99 12H100V9L98 10ZM103 11H101V12H103ZM107 11V10H106ZM114 11V10H113ZM129 11V10H128ZM139 11V10H138ZM156 11V10H155ZM163 11V10H162ZM167 11V10H166ZM177 11H179V10H177ZM177 11H175V13L177 12ZM184 11V10H183ZM186 11V10H185ZM206 11H208V10H206ZM210 12L212 11V10H209ZM219 11V10H218ZM228 11H229V9H228ZM230 11H231V9H230ZM238 11V10H237ZM248 11V10H247ZM254 11V10H253ZM259 11H261V9L259 10ZM24 12V11H23ZM22 12V13H23ZM36 12V13H35ZM42 12V11H41ZM52 12V11H51ZM88 12V11H87ZM90 12V11H89ZM103 12V13H104ZM109 12V11H108ZM110 12H112L111 10H110ZM115 12V11H114ZM132 12V11H131ZM134 12H135V9H134ZM133 12V13H134ZM137 12V11H136ZM135 12V13H136ZM142 11H140V13H141ZM148 12V11H147ZM151 12V11H150ZM153 12V11H152ZM164 12V11H163ZM180 12V11H179ZM179 12H178V16H180L179 15ZM189 12H190V10H189ZM199 12V11H198ZM198 12L196 13V14H198ZM201 12V11H200ZM214 12H215V10H214ZM238 12H240V11H238ZM241 12H243V11H241ZM256 12V11H255ZM254 12V13H255ZM262 12V11H261ZM7 13V12H6ZM18 13V12H17ZM57 13V12H56ZM62 13V12H61ZM79 13V12H78ZM85 13H86V11H85ZM91 13V12H90ZM93 13V12H92ZM117 13V14H118ZM123 13V12H122ZM139 13V12H138ZM167 13V12H166ZM169 13V12H168ZM183 13V12H182ZM212 13V12H211ZM220 13V12H219ZM218 13V14H219ZM222 13V12H221ZM224 13H225V11H224ZM227 13V12H226ZM225 13V14H226ZM236 13V12H235ZM245 13V12H244ZM243 13V14H244ZM247 13V12H246ZM249 13V12H248ZM257 13V12H256ZM259 13V12H258ZM257 13V14H258ZM10 14V13H9ZM19 14V13H18ZM47 14H51L50 13V10L49 11H47ZM54 14V13H53ZM66 14V13H65ZM76 14V13H75ZM87 14V13H86ZM96 14H98V13H95L94 15H96ZM112 14V13H111ZM111 14H109V15H111ZM117 14H115L116 16H117ZM142 14V13H141ZM148 14V13H147ZM146 14V15H147ZM151 15H153V13H150ZM163 14V13H162ZM170 14V13H169ZM183 14H185V12L183 13ZM187 14V13H186ZM191 14V13H190ZM200 14V13H199ZM207 14V13H206ZM205 14V15H206ZM250 14H252L251 12H250ZM6 15V14H5ZM11 15V14H10ZM26 15V14H25ZM25 15H23L24 17H26ZM52 15V14H51ZM57 15H58V13H57ZM68 15V14H67ZM72 15H73V13H72ZM93 15V14H92ZM99 15H101V14H99ZM98 15V16H99ZM120 15V14H119ZM125 15V14H124ZM130 15H132V14H130ZM137 15V14H136ZM145 15V14H144ZM149 15V14H148ZM150 15V16H151ZM172 15H174V13L172 14ZM188 15V14H187ZM195 15V14H194ZM231 15H234V17H235V14H231ZM254 14H252V16H253ZM262 15V14H261ZM20 16V15H19ZM81 16V15H80ZM97 16V15H96ZM104 16V15H103ZM112 16H113V14H112ZM116 16H113L114 18L116 17ZM123 16V15H122ZM128 16V15H127ZM133 16V15H132ZM143 16V15H142ZM154 16H156L155 14H154ZM159 16V15H158ZM158 16H156L157 18H159ZM170 16V15H169ZM177 16V17H178ZM184 16V15H183ZM192 16V15H191ZM197 16V15H196ZM212 16V15H211ZM219 16V15H218ZM223 16V15H222ZM237 16V15H236ZM240 16V15H239ZM255 16H258V15H256L255 14ZM254 16V17H255ZM1 17H4L3 15H1V12H0V18ZM17 17V16H16ZM35 17V18H36ZM54 18H55V16H53ZM68 17V16H67ZM131 17V16H130ZM153 17V16H152ZM173 17V16H172ZM176 17V16H175ZM176 17V18H177ZM188 17V16H187ZM199 17H200V15H199ZM208 17H210V15L208 16ZM213 17V16H212ZM211 17V18H212ZM217 17V16H216ZM227 17H229L228 15H227ZM231 17H233V16H231ZM249 17V16H248ZM260 17V16H259ZM263 17V16H262ZM12 18V17H11ZM13 18H15V17H13ZM47 18H49L48 16H47ZM61 18V17H60ZM81 18V17H80ZM79 18V19H80ZM84 18V17H83ZM93 18V17H92ZM103 18V17H102ZM112 18V17H111ZM135 18V17H134ZM139 18V17H138ZM147 18V17H146ZM160 18H161V16H160ZM168 18V17H167ZM179 18V17H178ZM183 18V17H182ZM196 18V17H195ZM198 18V17H197ZM201 18H202V16H201ZM200 18V19H201ZM225 18V17H224ZM230 18V17H229ZM256 18V17H255ZM7 19V18H6ZM58 19H59V17H58ZM63 19V18H62ZM70 19V18H69ZM68 19V20H69ZM74 19H75V17H74ZM101 19V18H100ZM109 19H110V17H109ZM109 19H107V20H109ZM116 19H118V18H116ZM125 19V18H124ZM131 19H132V17H131ZM140 19V18H139ZM162 19V18H161ZM169 19H171V18H169ZM180 19V18H179ZM183 19H185V18H183ZM182 19V20H183ZM190 19H191V17H190ZM209 19V18H208ZM219 19V18H218ZM226 19V18H225ZM224 19V20H225ZM234 19V18H233ZM249 19V18H248ZM247 19V20H248ZM251 19H253V17L252 18H250L249 20H251ZM263 19V18H262ZM1 20V19H0ZM5 20V19H4ZM14 20V19H13ZM17 20V19H16ZM15 20V21H16ZM23 20V19H22ZM51 20V19H50ZM92 20V19H91ZM99 20V19H98ZM104 20V19H103ZM107 20H105V22L104 23H106L107 22ZM111 20V19H110ZM113 20V19H112ZM120 20V19H119ZM135 20H136V18H135ZM135 20H133V21H135ZM138 20V19H137ZM156 20H158V19H156ZM177 20V19H176ZM187 20V19H186ZM204 20V19H203ZM210 20V19H209ZM223 20V19H222ZM231 20H232V18H231ZM240 20V19H239ZM245 20H246V18H245ZM247 20L246 21H243V22H241V24H245L246 22H247ZM256 20V19H255ZM3 21V20H2ZM87 21V20H86ZM118 21V20H117ZM127 22H128V19L126 20ZM129 21H130V19H129ZM150 21H151V19H150ZM153 21H155V20H153ZM175 21V20H174ZM178 21V20H177ZM181 21V20H180ZM185 21V20H184ZM196 21V20H195ZM213 21V20H212ZM227 21V20H226ZM225 21V22H226ZM228 21H230L229 19H228ZM242 21V20H241ZM45 22H46V20H45ZM54 22H55V20H54ZM59 22V21H58ZM57 22V24H55L54 26L55 27H58V28H60L61 26H60V24ZM62 22V21H61ZM66 22V21H65ZM72 22V21H71ZM77 22H80V20H78ZM82 22V21H81ZM100 22V21H99ZM103 22V21H102ZM109 22H111V21H109ZM108 22V23H109ZM112 22H114V21H112ZM125 22V21H124ZM123 22V23H124ZM127 22H126V24H127ZM137 22V21H136ZM143 22L144 23H146L144 20H143ZM164 22V21H163ZM162 22V23H163ZM165 22H167V21H165ZM164 22V23H165ZM169 22V21H168ZM192 22V21H191ZM207 22H209V21H207ZM214 22H215V20H214ZM223 22V21H222ZM224 22V23H225ZM233 22V21H232ZM240 22V21H239ZM238 22V23H239ZM253 22V21H252ZM261 22V21H260ZM17 23V22H16ZM37 23V22H36ZM44 23V22H43ZM50 23V22H49ZM56 23V22H55ZM63 23V22H62ZM95 23V22H94ZM119 23V22H118ZM148 23V22H147ZM146 23V24H147ZM150 23V22H149ZM172 23H173V21H172ZM176 22H174V24H175ZM185 23H187V21L185 22ZM202 23V22H201ZM210 23V22H209ZM217 23H219V22H216V23H214V24H217ZM1 24V23H0ZM5 24H7V23H5ZM4 24V25H5ZM14 24V23H13ZM25 24V23H24ZM40 24V23H39ZM45 24V23H44ZM44 24H43V26H44ZM87 24H88V22H87ZM86 24V25H87ZM93 24V23H92ZM113 24V23H112ZM125 24V23H124ZM128 24H130V23H128ZM134 24H138V22L137 23H135L134 22ZM142 24V23H141ZM170 24V23H169ZM193 24V23H192ZM196 24H198V23H196ZM219 24H221V22L219 23ZM261 24V23H260ZM19 25V24H18ZM37 25V24H36ZM47 25V24H46ZM75 25V24H74ZM80 25H81V23H80ZM79 25V26H80ZM102 25H104V24H102ZM106 25V24H105ZM122 25V24H121ZM131 25V24H130ZM136 25H135V27H136ZM140 25V24H139ZM139 25H137V28H139L138 26ZM145 25V24H144ZM148 25V24H147ZM168 25V24H167ZM195 25V24H194ZM193 25V26H194ZM238 25V24H237ZM252 25V24H251ZM14 26V25H13ZM53 26V25H52ZM73 26V25H72ZM107 26H108V24H107ZM106 26V27H107ZM112 26V25H111ZM110 26V27H111ZM129 26V25H128ZM132 26V25H131ZM152 26V25H151ZM174 26V25H173ZM184 26V25H183ZM203 26V25H202ZM205 26L206 25H204V29H205ZM208 26V25H207ZM214 27H216L215 25H213ZM222 26V24L220 25V27ZM236 26V25H235ZM263 26H264V24H263ZM2 27V26H1ZM4 27V26H3ZM9 27V26H8ZM40 27V26H39ZM44 27H46V26H44ZM78 27V26H77ZM90 27V29H91V26H89ZM94 27H95V25H94ZM103 27V26H102ZM118 27V26H117ZM120 27V26H119ZM126 27V26H125ZM144 27H147V26H144ZM150 27V26H149ZM156 27H158V23H157V25H156ZM161 27V26H160ZM194 27H197V26H194ZM218 27V26H217ZM226 27V26H225ZM234 27V26H233ZM233 27H232V29H230V30H233ZM28 28H32V27H28ZM41 28H43V27H41ZM69 28V29H68ZM67 29H66V27H65V29L66 30H62L63 31V35L64 36H69L70 34H72L73 33V31L70 29V27H68ZM73 28V27H72ZM84 28H85V25H84ZM96 28V27H95ZM100 28V27H99ZM124 28V27H123ZM127 28V27H126ZM130 28V27H129ZM148 28V27H147ZM146 28V29H147ZM159 28V27H158ZM162 28V27H161ZM164 28H166L165 27V24H164ZM174 28H175V26H174ZM179 29H180V27H178ZM202 28V27H201ZM207 28H210V27H207ZM207 28H206V30H207ZM231 28V27H230ZM236 28V27H235ZM248 28V27H247ZM250 28V27H249ZM251 28H252V26H251ZM250 28V29H251ZM256 28V27H255ZM4 29H6V28H4ZM11 29V28H10ZM10 29H9V32H10ZM12 29H13V27H12ZM15 29V28H14ZM33 29V28H32ZM35 29V28H34ZM38 29V28H37ZM44 29V28H43ZM48 29V28H47ZM61 29V28H60ZM74 29V28H73ZM82 29V28H81ZM80 29V30H81ZM86 29H87V26H86ZM89 29V30H90ZM110 29V28H109ZM114 29V28H113ZM121 29V28H120ZM120 29H118L119 31H120ZM139 29H141V28H139ZM150 29V28H149ZM167 29V28H166ZM220 29V28H219ZM226 29H227V27H226ZM239 29V28H238ZM253 29H254V27H253ZM7 30V29H6ZM25 30V29H24ZM42 30V29H41ZM55 30V29H54ZM101 30V29H100ZM121 30H123V29H121ZM126 30V29H125ZM124 30V31H125ZM144 30V29H143ZM158 30H160V28L158 29ZM209 30V29H208ZM213 30V29H212ZM216 30V29H215ZM258 30V29H257ZM1 31V30H0ZM3 31V30H2ZM5 31V30H4ZM14 31V30H13ZM38 31V30H37ZM58 31V30H57ZM82 31V30H81ZM84 31V30H83ZM88 31V30H87ZM86 31V32H87ZM110 31H112L111 29H110ZM163 31V30H162ZM167 31H169V29H167ZM167 31H165V32H167ZM199 31V30H198ZM201 31V30H200ZM203 31V30H202ZM214 31V30H213ZM229 31V30H228ZM242 31V30H241ZM249 31V30H248ZM260 30H258V32H259ZM18 32H19V30H18ZM27 32V31H26ZM80 32V31H79ZM98 32V31H97ZM103 32V31H102ZM114 32V31H113ZM149 32V31H148ZM153 32H154V30H153ZM153 32L151 33V34H153ZM164 32V31H163ZM178 32H180L179 30H178ZM177 32V33H178ZM182 32H183V30H182ZM185 32H187V31H185ZM184 32V33H185ZM189 32H193V31H189ZM188 32V33H189ZM227 32V31H226ZM233 32V31H232ZM232 32H231V34H232ZM251 32V31H250ZM4 33V32H3ZM30 33V32H29ZM29 33H27V34H29ZM31 33H33V32H31ZM54 33V32H53ZM61 33V32H60ZM76 33V32H75ZM93 33V32H92ZM111 33V32H110ZM115 33V32H114ZM120 32H118V34H119ZM122 33V32H121ZM130 33V32H129ZM145 33H146V31H145ZM156 33H157V31H156ZM194 33V32H193ZM200 33H202V32H200ZM204 33V32H203ZM212 33H214V32H212ZM220 33V32H219ZM228 33V32H227ZM242 33H244V32H242ZM254 33V32H253ZM257 32H255V34H256ZM263 32H261V34H262ZM1 34V33H0ZM11 34V33H10ZM13 34V33H12ZM14 34H15V32H14ZM39 34V33H38ZM48 34V33H47ZM90 34V33H89ZM107 34H109V33H107ZM113 34V33H112ZM131 34V33H130ZM147 34V33H146ZM150 34V35H151ZM154 34H155V32H154ZM179 34V33H178ZM183 34V33H182ZM218 34V33H217ZM222 34V33H221ZM233 34H235V33H233ZM240 34V33H239ZM254 34V35H255ZM261 34H259V36H261ZM17 35V34H16ZM20 35H21V33H20ZM31 35V34H30ZM34 34H32V36H33ZM36 35V34H35ZM62 35V34H61ZM96 35V34H95ZM106 35V34H105ZM163 35V34H162ZM161 35V36H162ZM180 35H181V33H180ZM188 35H190V34H188ZM202 35V34H201ZM209 35V34H208ZM211 35V34H210ZM219 35V34H218ZM223 35H224V32H223ZM226 35V34H225ZM241 35V34H240ZM253 35V36H254ZM257 35V34H256ZM2 36H3V34H2ZM6 36V35H5ZM43 36H44V34H43ZM50 36H52V35H50ZM99 36V35H98ZM111 36V35H110ZM112 36H114V35H112ZM120 36H121V34H120ZM122 36H124V35H122ZM139 36V35H138ZM158 36V35H157ZM176 36V35H175ZM174 36V37H175ZM207 36V35H206ZM213 36V35H212ZM221 36V35H220ZM237 36H239V35H237ZM20 37V36H19ZM22 37H24V36H22ZM26 37H28L27 35H26ZM30 37V36H29ZM40 37H42V36H40ZM45 37H46V35H45ZM49 37V36H48ZM53 37V36H52ZM75 37H76V35H75ZM89 37V36H88ZM92 37V36H91ZM94 37V36H93ZM119 37V36H118ZM125 37L127 38V36L125 35ZM134 37V36H133ZM163 37V36H162ZM168 37V36H167ZM190 37V36H189ZM189 37H188V41L190 40L189 39ZM195 37H197V36H195ZM204 37V36H203ZM203 37H201V38H203ZM224 37V36H223ZM225 37H227V36H225ZM231 37H232V35H231ZM242 37V36H241ZM244 37V36H243ZM242 37V38H243ZM263 37V36H262ZM261 37V38H262ZM31 38V37H30ZM35 38V37H34ZM43 38V37H42ZM58 38V36L56 37V39ZM99 38V37H98ZM106 38V37H105ZM114 38V37H113ZM120 38V37H119ZM119 38H117V39H119ZM124 38V37H123ZM126 38L124 39V41L126 40ZM130 38V37H129ZM138 38V37H137ZM148 37L146 36V39H147ZM165 38V37H164ZM170 38V37H169ZM176 38V37H175ZM182 38H184V37H182ZM186 38V37H185ZM191 38V37H190ZM194 38V37H193ZM200 38V40H203V39H201ZM214 38H216V37H214ZM230 38V37H229ZM238 38V37H237ZM247 38V37H246ZM259 38V37H258ZM264 38V37H263ZM7 39V38H6ZM19 39V38H18ZM18 39H16L17 41H19ZM36 40L38 39V36H37V38H35ZM53 39H54V37H53ZM59 39H60V37H59ZM70 39V38H69ZM79 39V38H78ZM82 39V38H81ZM88 39V38H87ZM104 39V38H103ZM111 39V38H110ZM132 39V38H131ZM140 39V38H139ZM138 39V40H139ZM158 39V38H157ZM174 39V38H173ZM179 40H181L180 38H178ZM198 38H196V40H197ZM206 39V38H205ZM208 39H210V40H212L210 37L208 38ZM217 39V38H216ZM219 39V38H218ZM220 39H222V38H220ZM236 39V38H235ZM5 40V39H4ZM16 40H14V41H16ZM24 40V39H23ZM22 40V41H23ZM40 40H42V39H40ZM39 40V41H40ZM55 40V39H54ZM58 40V39H57ZM97 40V39H96ZM95 40V41H96ZM113 40V39H112ZM114 40H116V39H114ZM113 40V41H114ZM120 40V39H119ZM118 40V41H119ZM129 40V39H128ZM141 40V39H140ZM142 40H144V39H142ZM152 40V39H151ZM156 40V39H155ZM160 40V39H159ZM162 40H163V38H162ZM161 40V41H162ZM174 40H176V39H174ZM187 40V39H186ZM191 40H192V38H191ZM199 40V41H200ZM239 39H237V41H238ZM243 40V39H242ZM256 40V39H255ZM260 41H261V39H259ZM263 40V39H262ZM8 41V40H7ZM21 41V42H22ZM24 41H26V40H24ZM30 41H31V39H30ZM43 41V40H42ZM48 41H50L51 42V40H50V38L48 39ZM67 41V40H66ZM70 41V40H69ZM88 41V40H87ZM98 41V40H97ZM171 41L172 40H170V43H171ZM194 41V40H193ZM204 41V40H203ZM202 41V42H203ZM208 41V40H207ZM214 41V40H213ZM220 42L221 41H223V40H219ZM235 41V40H234ZM244 41V40H243ZM246 41V40H245ZM244 41V42H245ZM34 42V41H33ZM45 42H46V40H45ZM55 42H57V41H55ZM73 42V41H72ZM85 42V41H84ZM101 42V41H100ZM109 42V41H108ZM129 42V41H128ZM139 42H141L142 43V41H139ZM148 42V41H147ZM163 42V41H162ZM169 42V41H168ZM174 42V41H173ZM177 42H179V41H177ZM184 41H182L181 43H183ZM190 42V41H189ZM192 42V41H191ZM197 42V41H196ZM196 42H194V43H196ZM218 42V41H217ZM232 42H233V40H232ZM239 42V41H238ZM237 42V43H238ZM256 42H257V40H256ZM259 42V41H258ZM2 43H3V41H2ZM26 43V42H25ZM49 43V42H48ZM61 43V42H60ZM59 43V44H60ZM63 43H64V41H63ZM66 43V42H65ZM64 43V44H65ZM75 43V42H74ZM79 43V42H78ZM116 43V42H115ZM121 43V42H120ZM119 43V44H120ZM146 43V42H145ZM156 43H157V41H156ZM155 43V44H156ZM163 43H165V42H163ZM188 43V42H187ZM186 43V44H187ZM201 43V42H200ZM205 43V42H204ZM203 43V44H204ZM228 43H230L231 44V42L229 41ZM234 43V42H233ZM232 43V44H233ZM243 43V42H242ZM250 43H251V41H250ZM11 44V43H10ZM12 44H13V48L16 46H14V43L12 42ZM41 44V43H40ZM57 44V43H56ZM58 44V45H59ZM69 44V43H68ZM80 44V43H79ZM78 44V45H79ZM81 44H82V42H81ZM84 44V43H83ZM97 44V43H96ZM129 44H131V43H129ZM135 44H137V43H135ZM134 44V45H135ZM144 44V43H143ZM158 44V43H157ZM185 44V43H184ZM193 44V43H192ZM202 44V43H201ZM219 44V43H218ZM226 44V43H225ZM235 44V43H234ZM240 44V43H239ZM248 44V43H247ZM257 44H259V43H257ZM263 44V43H262ZM2 45V44H1ZM3 45H5V44H3ZM23 45V44H22ZM32 44H30V45H26V46H31ZM33 45H35V43H33ZM39 45V44H38ZM67 45V44H66ZM70 45V44H69ZM77 45V46H78ZM133 45V46H134ZM140 45V44H139ZM138 45V46H139ZM146 45V44H145ZM166 45V44H165ZM172 45V44H171ZM171 45H170V49H171ZM174 45V44H173ZM194 45H197V44H194ZM206 45H208L207 43H206ZM211 45V44H210ZM214 45V43L212 44V47H214L213 46ZM227 45V44H226ZM237 45V44H236ZM249 45H251V44H249ZM253 45V44H252ZM261 45V44H260ZM259 45V46H260ZM7 46V45H6ZM5 46V47H6ZM49 46V45H48ZM51 46V45H50ZM56 46V45H55ZM83 46V45H82ZM102 46H103V44H102ZM132 46V47H133ZM150 46V45H149ZM155 46H157V45H155ZM176 46V45H175ZM223 46H225V45H223ZM240 46V45H239ZM238 46V47H239ZM17 47V46H16ZM39 47V46H38ZM52 48L54 47L53 45L51 46ZM67 47H69L68 45H67ZM85 47V46H84ZM104 47H106V46H104ZM116 47H118V45L116 46ZM141 47V46H140ZM151 47H154V46H151ZM159 47V46H158ZM173 47V46H172ZM178 47V46H177ZM183 47V46H182ZM186 47V46H185ZM185 47H183V48H185ZM193 47V46H192ZM195 47V46H194ZM202 47V46H201ZM205 47V46H204ZM208 47V46H207ZM210 47V46H209ZM225 47H227V46H225ZM229 47V46H228ZM230 47H232L231 45H230ZM242 47V46H241ZM1 48V47H0ZM2 48H4V47H2ZM12 48V49H13ZM20 48H21V46H20ZM33 48H36V47H33ZM32 48V49H33ZM43 48V47H42ZM46 48V47H45ZM48 48V47H47ZM50 48V47H49ZM56 48V47H55ZM74 48V47H73ZM81 48V47H80ZM83 48V47H82ZM107 48H108V46H107ZM128 48V47H127ZM139 48V47H138ZM137 48V49H138ZM162 48H164V47H162ZM161 48V49H162ZM169 48V47H168ZM167 48V49H168ZM179 48V47H178ZM183 48H181V49H183ZM190 49H191V46L189 47ZM200 48V47H199ZM211 48V47H210ZM217 48V47H216ZM248 48V47H247ZM253 48H255V46H253ZM18 49V48H17ZM23 49H24V47H23ZM62 49V48H61ZM61 49H60V51H61ZM77 49H78V47H77ZM119 50H120V48H118ZM117 48L115 49V50H118ZM122 49V48H121ZM134 49V48H133ZM145 49V48H144ZM173 49V48H172ZM180 49V48H179ZM186 49V48H185ZM185 49H184V51H185ZM196 49H198V47L196 48ZM206 49V48H205ZM204 49V50H205ZM214 49V48H213ZM221 49V48H220ZM245 49V48H244ZM10 50V49H9ZM14 50V49H13ZM19 50V49H18ZM36 50H40V49H36ZM51 50V49H50ZM53 50V49H52ZM57 50V49H56ZM124 50V49H123ZM128 50V49H127ZM136 50V49H135ZM174 50H176V49H174ZM178 50V49H177ZM222 50H224V49H222ZM228 50V49H227ZM233 50V49H232ZM247 50V49H246ZM251 50V49H250ZM249 50V51H250ZM253 50V49H252ZM262 50V49H261ZM0 51H1V49H0ZM11 51V50H10ZM15 51H17V50H15ZM24 51H26L25 49H24ZM30 51H32V50H30ZM34 51V50H33ZM32 51V52H33ZM41 51H42V49H41ZM58 51H59V49H58ZM63 51V50H62ZM81 52H82V50H80ZM84 52H82V53H88V52H94V53H96L97 51L98 52H100L99 51V49L95 46V45H93L92 43H88L87 44V46H86V48H85V50H83ZM106 51V50H105ZM146 51H148V50H146ZM146 51H145V54H146ZM152 50H150V52H151ZM170 51V50H169ZM183 51V50H182ZM188 51H190L189 49H188ZM200 51V50H199ZM198 51V53H200V54H202L201 52H199ZM217 51V50H216ZM235 51V50H234ZM249 51H246V52H249ZM263 51H264V49H263ZM22 52V51H21ZM37 52V51H36ZM45 52H46V50H45ZM48 52V51H47ZM50 52V51H49ZM57 52V51H56ZM55 52V53H56ZM65 52V51H64ZM67 52V51H66ZM127 52V51H126ZM130 52H133V51H130ZM137 52V51H136ZM142 52H144V50L142 51ZM149 52V53H150ZM168 52V51H167ZM172 52H173V50H172ZM171 52V53H172ZM175 52V51H174ZM179 52H180V50H179ZM187 52V51H186ZM196 52V51H195ZM195 52H194V54H192V55H196L195 54ZM204 52V51H203ZM223 52V51H222ZM252 52V51H251ZM255 52H256V50H255ZM258 52V51H257ZM4 53V52H3ZM15 53V52H14ZM20 53V52H19ZM30 53V52H29ZM39 53V52H38ZM38 53H37V56H38ZM41 53V52H40ZM52 53V52H51ZM61 53V52H60ZM67 53H69L70 54V51L69 52H67ZM102 53V52H101ZM104 53V52H103ZM119 53V52H118ZM122 53H124V52H122ZM138 53V52H137ZM177 53V52H176ZM182 53H184V52H182ZM187 53H189V52H187ZM208 53V52H207ZM219 53V52H218ZM8 54V53H7ZM22 54V53H21ZM34 54H35V52H34ZM49 54V53H48ZM62 54H63V52H62ZM91 54V53H90ZM100 54V53H99ZM99 54H97V55H99ZM105 54V53H104ZM110 54H111V52H110ZM140 54H142V53H140ZM144 54V53H143ZM154 54V53H153ZM159 54V53H158ZM161 54H163L162 52H161ZM210 54H212V53H210ZM215 54V53H214ZM213 54V55H214ZM220 54V53H219ZM218 54V55H219ZM222 54V53H221ZM225 54H227V53H225ZM244 54V53H243ZM247 54V53H246ZM254 54H256V53H254ZM263 54H264V52H263ZM5 55V54H4ZM72 55V54H71ZM70 55V56H71ZM74 55V54H73ZM72 55V56H73ZM87 55V54H86ZM106 55H108V53L106 54ZM119 55H121V54H119ZM124 55V54H123ZM133 55V54H132ZM135 55H136V53H135ZM167 55V54H166ZM168 55H169V53H168ZM182 55V54H181ZM189 55V54H188ZM206 55V54H205ZM209 55V54H208ZM230 54H228V56H229ZM236 55V54H235ZM239 55V54H238ZM237 55V56H238ZM257 55V54H256ZM26 56H27V54H26ZM43 56V55H42ZM48 56H50V54L48 55ZM63 56V55H62ZM75 56V55H74ZM78 56V55H77ZM87 56H89V55H87ZM101 56V55H100ZM148 56V55H147ZM165 56V55H164ZM176 56H178V55H176ZM184 56H185V54H184ZM190 56V55H189ZM210 56V55H209ZM216 56V55H215ZM234 56V55H233ZM236 56V57H237ZM240 56V55H239ZM248 56V55H247ZM255 56V55H254ZM5 57V56H4ZM46 57V56H45ZM64 57V56H63ZM78 57H80V56H78ZM77 57V58H78ZM81 57H83V56H81ZM95 57V56H94ZM104 57V56H103ZM109 57V56H108ZM113 57V59L114 60H116V59H118V58H114V56H112ZM126 57V56H125ZM169 57V56H168ZM178 57H180V56H178ZM185 57H187V56H185ZM195 57V56H194ZM214 57V56H213ZM225 57V56H224ZM250 57V56H249ZM37 58V57H36ZM51 58V57H50ZM59 58V57H58ZM68 58V57H67ZM84 58V57H83ZM82 58V59H83ZM88 58V57H87ZM101 58V57H100ZM111 58V57H110ZM120 58H121V56H120ZM129 58V57H128ZM143 58V57H142ZM151 58V57H150ZM156 58V57H155ZM173 58H174V56H173ZM183 58V57H182ZM190 58H191V56H190ZM190 58H189V60H190ZM193 58V57H192ZM191 58V59H192ZM197 58H199V57H197ZM196 58V59H197ZM201 58H203V56H201ZM244 58V57H243ZM245 58H248V57H245ZM251 58H252V56H251ZM262 58H264V56L262 57ZM2 59V58H1ZM5 59V58H4ZM3 59V60H4ZM39 59V58H38ZM52 59V58H51ZM56 59V58H55ZM61 59V58H60ZM102 59V58H101ZM137 59V58H136ZM144 59V58H143ZM162 59V58H161ZM160 59V60H161ZM181 59V58H180ZM194 59V58H193ZM214 59V58H213ZM217 59V58H216ZM221 59H222V57H221ZM226 59H228V57L226 58ZM230 59V58H229ZM235 59V58H234ZM237 59V58H236ZM241 59V58H240ZM253 59H254V57H253ZM257 59V58H256ZM260 59V58H259ZM6 60V59H5ZM45 60V59H44ZM47 60H49V59H47ZM58 60V59H57ZM68 60V59H67ZM73 60H76V59H73ZM78 60H81V59H78ZM93 60V59H92ZM97 60V59H96ZM105 60H107V59H105ZM129 60V59H128ZM131 60V59H130ZM134 60V59H133ZM156 60V59H155ZM165 60V59H164ZM173 60V59H172ZM171 60V61H172ZM175 60V59H174ZM183 60V59H182ZM201 60V59H200ZM223 60V59H222ZM221 60V61H222ZM224 60H225V58H224ZM222 61V62H226V61ZM252 60V59H251ZM43 61V60H42ZM46 61V60H45ZM54 61V60H53ZM69 61H71V59H69ZM108 61V60H107ZM107 61H105V62H107ZM144 61V60H143ZM159 61V60H158ZM167 61V60H166ZM177 61H178V59H177ZM176 61V62H177ZM193 61V60H192ZM195 61V60H194ZM197 61V60H196ZM202 61V60H201ZM210 61V60H209ZM208 61V62H209ZM216 61V60H215ZM217 61H219V59L217 60ZM229 62L231 61V60H228ZM245 61V60H244ZM262 61V60H261ZM2 62V61H1ZM6 62V61H5ZM5 62H4V64H5ZM68 62V61H67ZM78 62V61H77ZM80 62V61H79ZM87 62V61H86ZM92 62V61H91ZM112 62V61H111ZM114 62V61H113ZM121 62V61H120ZM125 62V61H124ZM185 62V61H184ZM199 62V61H198ZM207 62V61H206ZM232 62V61H231ZM239 62V61H238ZM243 62V61H242ZM248 62V61H247ZM260 62V61H259ZM264 62V61H263ZM27 63V62H26ZM29 63V62H28ZM48 63V62H47ZM57 63V62H56ZM88 63V62H87ZM117 63V62H116ZM122 63V62H121ZM130 63V62H129ZM159 63V62H158ZM161 63V62H160ZM172 63V62H171ZM189 63V62H188ZM203 63H204V67H205V62H204V60H203ZM202 63V64H203ZM211 63V62H210ZM234 63V62H233ZM258 63V62H257ZM42 64V63H41ZM66 64V63H65ZM82 64V63H81ZM84 64V63H83ZM89 64H91V63H89ZM88 64V65H89ZM126 64V63H125ZM125 64H123V65H125ZM146 64V63H145ZM167 65L168 63H163V66H165V65ZM181 64V63H180ZM207 64H209V63H207ZM206 64V65H207ZM214 64V63H213ZM212 64V65H213ZM217 64V63H216ZM215 64V65H216ZM219 64V63H218ZM222 64V63H221ZM227 64V63H226ZM244 64V63H243ZM251 64V63H250ZM256 64V63H255ZM12 65V64H11ZM43 65H45V63L43 64ZM61 65V64H60ZM62 65H64V62L62 63ZM93 65V64H92ZM103 65V64H102ZM112 65V64H111ZM122 65V66H123ZM130 65V64H129ZM139 64H137V66H138ZM148 65H149V63H148ZM151 65V64H150ZM149 65V66H150ZM161 65V64H160ZM170 65V64H169ZM184 65V64H183ZM199 65V64H198ZM235 65V64H234ZM252 65V64H251ZM5 66V65H4ZM67 66H68V63H67ZM73 66V65H72ZM91 66V65H90ZM94 66V65H93ZM122 66L120 67V66H117L118 68L120 67L121 68V70H122ZM133 66V65H132ZM137 66H136V68L135 69H137ZM209 66V65H208ZM219 66H220V64H219ZM237 66V65H236ZM243 66V65H242ZM245 66V65H244ZM243 66V67H244ZM247 66H249L248 64H247ZM258 66H259V64H258ZM2 67H3V63H2ZM8 67V66H7ZM36 67V66H35ZM45 67V66H44ZM49 67H50V65H49ZM70 67V66H69ZM102 67H105V66H102ZM106 67H107V65H106ZM126 67V66H125ZM129 67H131V66H129ZM129 67L127 66L126 68H128L129 69ZM133 67H135V66H133ZM139 67H140V65H139ZM142 67H145V65L144 66H142ZM140 68V69H143V68ZM151 67V66H150ZM154 67V66H153ZM166 67V66H165ZM173 67V66H172ZM192 67V66H191ZM203 67V66H202ZM238 67V66H237ZM253 67V66H252ZM1 68V67H0ZM24 68V67H23ZM39 68H40V66H39ZM43 68V67H42ZM47 68V67H46ZM58 68V67H57ZM114 68V67H113ZM147 68V67H146ZM149 68V67H148ZM147 68V69H148ZM168 68L171 70V71H169V69H167V68H165V69H167L169 72H172V70L173 69H171L169 66H168ZM181 68H183V67H181ZM180 68V69H181ZM206 68V67H205ZM218 68H220V67H218ZM231 68V67H230ZM229 68V69H230ZM233 68V67H232ZM235 68V67H234ZM255 68H256V65H255ZM33 69V68H32ZM35 69V68H34ZM61 69V68H60ZM59 69V70H60ZM65 69V68H64ZM73 69V68H72ZM77 69H79V68H77ZM92 69V68H91ZM90 69V70H91ZM100 69V68H99ZM103 69V68H102ZM112 69V68H111ZM139 69V68H138ZM139 69V70H140ZM150 70H151V68H149ZM153 69V68H152ZM159 69V68H158ZM158 69H153V70H158ZM176 69V68H175ZM178 69V68H177ZM185 69V68H184ZM190 69H192V68H190ZM197 69V68H196ZM223 69V68H222ZM240 69H241V67H240ZM243 69H245V68H243ZM248 69H250V67L248 68ZM1 70V69H0ZM36 70V69H35ZM42 70H44V68L42 69ZM50 70V69H49ZM96 71H100V70H98V69H95ZM123 70H124V67H123ZM125 70H127V69H125ZM131 70V69H130ZM133 70V69H132ZM149 70V71H150ZM186 70H188V69H186ZM232 70V69H231ZM253 70V69H252ZM256 70V69H255ZM261 70V69H260ZM32 71V70H31ZM34 71V70H33ZM32 71V72H33ZM39 71V70H38ZM48 71V70H47ZM104 71V70H103ZM109 71H110V68H109ZM108 71V72H109ZM120 71V70H119ZM118 71V72H119ZM135 71V70H134ZM138 71V70H137ZM146 71V70H145ZM167 71V72H168ZM176 71H178V70H176ZM189 71V70H188ZM193 71H196V70H193ZM204 71V70H203ZM214 71V70H213ZM233 71H235V70H233ZM242 71V70H241ZM247 71V70H246ZM258 71V70H257ZM264 71V70H263ZM31 72V73H32ZM37 72V71H36ZM53 72H55V71H53ZM57 72V71H56ZM67 72V71H66ZM77 72V71H76ZM86 72H88V71H86ZM89 72H91V71H89ZM125 72V71H124ZM153 72V71H152ZM159 72H161L160 70H158V73ZM183 72H184V70H183ZM196 72H199L198 71V69H197V71ZM201 72V71H200ZM206 72V71H205ZM216 72H217V70H216ZM223 72V71H222ZM236 72V71H235ZM237 72H239V71H237ZM253 72V71H252ZM259 72V71H258ZM30 73V72H29ZM68 73V72H67ZM79 73V72H78ZM96 73V72H95ZM94 73V74H95ZM102 73V72H101ZM100 73V74H101ZM107 73V72H106ZM121 73H123V71L121 72ZM128 73H130V72H128ZM165 73V72H164ZM179 73V72H178ZM181 73V72H180ZM209 73H210V71H209ZM218 73V72H217ZM221 72H220V70H219V75H221L220 74ZM230 73V71L228 72V74ZM246 73V72H245ZM260 73V72H259ZM5 74V73H4ZM3 74V75H4ZM21 74V73H20ZM19 74V76L21 77L22 75H20ZM33 74V73H32ZM37 74V73H36ZM44 73H42V75H43ZM51 74V73H50ZM54 74V73H53ZM73 74V73H72ZM76 74V73H75ZM85 74V73H84ZM87 74V73H86ZM85 74V75H86ZM93 74V75H94ZM96 74H98V73H96ZM96 74L94 75V77L96 76ZM102 74H104V73H102ZM110 74H113V73H110ZM120 74V73H119ZM127 74V73H126ZM139 74V73H138ZM146 74V73H145ZM149 74H151V73H149ZM184 74V73H183ZM182 74V75H183ZM188 74V73H187ZM191 74V73H190ZM195 74V73H194ZM203 74H205V73H203ZM211 74H213V73H211ZM216 74V73H215ZM214 74V75H215ZM227 74V73H226ZM241 74V73H240ZM244 74V73H243ZM256 74V73H255ZM264 74V73H263ZM42 75H40V76H42ZM70 75V74H69ZM79 75V74H78ZM106 75V74H105ZM109 75V74H108ZM124 75V74H123ZM133 75V74H132ZM132 75H130V76H132ZM140 75V74H139ZM143 75V74H142ZM141 75V76H142ZM152 75V74H151ZM157 75V74H156ZM159 75V74H158ZM157 75V76H158ZM163 75H165V74H163ZM174 75H175V73H174ZM176 75H177V73H176ZM175 75V76H176ZM181 75V74H180ZM184 75H186V74H184ZM193 75V74H192ZM200 75V74H199ZM202 75V74H201ZM219 75H217L216 77H218ZM238 74H236V76H237ZM247 75V74H246ZM250 75V74H249ZM258 74H256V76H257ZM5 76V75H4ZM45 76H46V74H45ZM50 76V75H49ZM73 76V75H72ZM83 76V75H82ZM103 76V75H102ZM101 76V77H102ZM113 76V75H112ZM121 76V75H120ZM138 76V75H137ZM146 76V75H145ZM166 76V75H165ZM169 76V75H168ZM179 76V75H178ZM198 76V75H197ZM228 76V75H227ZM230 76V75H229ZM232 76V75H231ZM255 76V75H254ZM255 76V77H256ZM18 77V76H17ZM48 77V76H47ZM58 77V76H57ZM56 76H55V78H57ZM61 77V76H60ZM59 77V78H60ZM74 77H75V75H74ZM79 77V76H78ZM93 77V76H92ZM100 76H97V79L99 78ZM115 77V76H114ZM125 77V76H124ZM126 77H128V76H126ZM133 77V76H132ZM136 77V76H135ZM143 77V76H142ZM142 77H140V78H142ZM156 77V76H155ZM159 77V76H158ZM177 77V76H176ZM185 77H187V75L185 76ZM194 77V76H193ZM206 77V76H205ZM214 77V76H213ZM234 77V76H233ZM255 77H252L253 79L252 80H254V78ZM259 77H261V75L259 76ZM264 77V76H263ZM15 78V77H14ZM51 78V77H50ZM77 78V77H76ZM76 78H74V79H76ZM91 78V77H90ZM89 78V79H90ZM103 78V77H102ZM113 78V77H112ZM122 78V77H121ZM121 78H118V79H121ZM137 78H139V76L137 77ZM161 78V77H160ZM178 78H180V77H178ZM177 78V79H178ZM187 78H189V77H187ZM186 78V79H187ZM195 78H197V77H195ZM202 78V77H201ZM200 78V79H201ZM222 78V77H221ZM237 78H239V77H237ZM236 78V79H237ZM251 78V77H250ZM0 79H2V78H0ZM10 79V78H9ZM33 79H34V77H33ZM43 79H47L46 77L44 78V76H43ZM52 79V78H51ZM50 79V80H51ZM53 79H54V77H53ZM62 79V78H61ZM67 79V78H66ZM94 79V78H93ZM101 79V78H100ZM117 79V80H118ZM130 79V78H129ZM149 79V78H148ZM155 79H157V78H155ZM170 79H171V77H170ZM182 79V78H181ZM190 79V78H189ZM191 79H192V77H191ZM198 79V78H197ZM199 79V80H200ZM211 79H213V78H211ZM211 79H209V81L211 80ZM220 79V78H219ZM229 79V78H228ZM232 79V78H231ZM230 79V80H231ZM235 79V78H234ZM257 78H255V80H256ZM259 79V78H258ZM263 79V78H262ZM3 80H5V79H3ZM12 80H14V79H12ZM17 80H19V79H17ZM26 80V79H25ZM78 80V79H77ZM81 80H83V78L81 79ZM103 80V79H102ZM116 80V81H117ZM123 80H126V79H124L123 78ZM122 80V81H123ZM128 80V79H127ZM127 80H126V82H127ZM142 80V79H141ZM153 80V79H152ZM159 80V79H158ZM223 80V79H222ZM225 80V79H224ZM239 80V79H238ZM248 79L246 78L245 79V81L244 82H246ZM251 80V81H252ZM46 81V80H45ZM59 81H60V79H59ZM63 81V80H62ZM73 81V80H72ZM75 81V80H74ZM96 81V80H95ZM95 81H93V82H95ZM98 82L97 83H99V80H97ZM109 81V80H108ZM145 81V80H144ZM147 81V80H146ZM156 81V80H155ZM194 81H195V79H194ZM198 81V80H197ZM196 81V82H197ZM201 81H203V80H201ZM205 81V80H204ZM234 81V80H233ZM243 81V80H242ZM5 82H6V80H5ZM4 82V83H5ZM33 82V81H32ZM58 82V80L56 81V83ZM70 82V81H69ZM89 82V81H88ZM92 82V83H93ZM107 82V81H106ZM111 82H112V80H111ZM120 82H121V80H120ZM129 82V81H128ZM190 81L188 80V82H187V84L189 83ZM191 82H193V81H191ZM190 82V83H191ZM228 82H231V81H228ZM237 82V81H236ZM239 82V81H238ZM237 82V83H238ZM258 82V81H257ZM31 83V82H30ZM38 83V82H37ZM39 83H40V81H39ZM45 83V82H44ZM43 83V84H44ZM50 83V82H49ZM54 83V82H53ZM76 83H77V81H76ZM82 83V82H81ZM80 83V84H81ZM87 83V82H86ZM85 83V84H86ZM102 83V82H101ZM100 83V84H101ZM114 83H117V82H114ZM113 83V84H114ZM122 83V82H121ZM144 83V82H143ZM146 83H148V81L146 82ZM145 83V84H146ZM153 83H154V80H153ZM155 83H157V82H155ZM159 83H161V82H158V84ZM165 83V82H164ZM198 83V82H197ZM196 83V84H197ZM206 83V82H205ZM208 83V82H207ZM217 83V82H216ZM221 83V82H220ZM223 83L224 82H222V86H223ZM225 83H227L226 81H225ZM233 83V82H232ZM250 82H248V84H249ZM252 83V82H251ZM250 83V84H251ZM259 83V82H258ZM263 83V82H262ZM59 84V83H58ZM57 84V85H58ZM62 84H63V82H62ZM66 84H68L67 83V81H66ZM65 84V85H66ZM72 84V83H71ZM88 84V83H87ZM86 84V85H87ZM89 84H90V82H89ZM88 84V85H89ZM104 84V83H103ZM109 84V83H108ZM129 84V83H128ZM169 84V83H168ZM193 84H194V82H193ZM201 84V82L199 83V85ZM217 84H219V82L217 83ZM228 84V83H227ZM239 84V83H238ZM246 84V83H245ZM255 84V83H254ZM257 84V83H256ZM255 84V85H256ZM2 85V84H1ZM4 85V84H3ZM40 85V84H39ZM44 85H46V84H44ZM52 85H54V84H52ZM56 85V84H55ZM56 85V86H57ZM77 85V84H76ZM92 85V84H91ZM99 85V84H98ZM122 85V84H121ZM125 85H126V83H125ZM137 85V84H136ZM167 85V84H166ZM177 85V84H176ZM179 85L181 86V84L179 83ZM190 85V84H189ZM198 85V84H197ZM209 85V84H208ZM220 85V84H219ZM234 85V84H233ZM240 85V84H239ZM244 85V84H243ZM30 86V85H29ZM37 86V85H36ZM69 86V85H68ZM73 86V85H72ZM95 86V85H94ZM93 86V87H94ZM101 86H102V84H101ZM110 86V85H109ZM114 86V85H113ZM113 86H112V88H113ZM129 86V85H128ZM135 86V85H134ZM150 86H151V84H150ZM168 86H170V85H168ZM167 86V87H168ZM194 86H195V84H194ZM201 86V85H200ZM205 86V85H204ZM211 86V85H210ZM228 86H230L229 84H228ZM235 86V85H234ZM238 86V85H237ZM259 86H261V85H259ZM263 86H264V84H263ZM41 87V86H40ZM49 87V86H48ZM50 87H52L51 85H50ZM55 87V86H54ZM53 87V88H54ZM61 87H62V85H61ZM74 87H75V84H74ZM84 87H85V85H84ZM83 87V88H84ZM91 88H92V86H90ZM103 87V86H102ZM132 87V86H131ZM136 87V86H135ZM154 87V86H153ZM166 87V86H165ZM164 87V88H165ZM184 87V86H183ZM221 87V86H220ZM224 87V86H223ZM227 87V86H226ZM248 87H250V86H248ZM253 87V86H252ZM255 87H257V85L255 86ZM5 88V87H4ZM42 88V87H41ZM41 88H38V89H41ZM64 87H62V89H63ZM97 88H98V86H97ZM99 88H100V86H99ZM109 88V87H108ZM118 88V87H117ZM120 88H122V87H120ZM149 88V87H148ZM147 88V89H148ZM152 88V87H151ZM150 88V89H151ZM155 88V87H154ZM160 88H162V87H160ZM186 88V87H185ZM190 88V87H189ZM199 89H201L202 88V86H201V88L200 87H198ZM207 88V87H206ZM205 88V89H206ZM225 88V87H224ZM231 88V87H230ZM240 88V87H239ZM244 88V87H243ZM254 88V87H253ZM27 89V88H26ZM34 89H36V88H34ZM37 89V90H38ZM47 89V88H46ZM49 89V88H48ZM55 89H57L58 90V88H55ZM65 89V88H64ZM69 89V88H68ZM73 89V88H72ZM77 89V88H76ZM84 89H86V88H84ZM89 89V88H88ZM103 89V88H102ZM139 89V88H138ZM163 89V88H162ZM167 89H169V88H167ZM179 89V88H178ZM182 89V88H181ZM205 89H204V91H205ZM210 89H212V88H210ZM217 89V88H216ZM246 89H248V88H246ZM1 90V89H0ZM17 90V89H16ZM29 90H30V87H29ZM43 90V89H42ZM54 90V89H53ZM56 90V91H57ZM60 90V89H59ZM58 90V91H59ZM71 90V89H70ZM75 90V89H74ZM74 90H73V92H74ZM87 90V89H86ZM85 90V91H86ZM98 90V89H97ZM96 90V91H97ZM110 90V89H109ZM112 91L114 90V89H111ZM120 90V89H119ZM123 90V89H122ZM121 90V91H122ZM127 90V89H126ZM131 90V89H130ZM137 90V89H136ZM135 90V91H136ZM152 90V89H151ZM151 90H150V92H151ZM159 90H161V89H159ZM164 90V89H163ZM172 90V89H171ZM180 90V89H179ZM184 90V89H183ZM191 90V89H190ZM189 90V91H190ZM203 90V89H202ZM214 90V89H213ZM219 90H222V89H219ZM231 90V89H230ZM236 90V89H235ZM241 90H242V88H241ZM245 90V89H244ZM243 90V91H244ZM252 90V89H251ZM251 90H249V91H251ZM255 90H257L256 88H255ZM259 90V89H258ZM263 90V88H261V91ZM3 91V90H2ZM18 91V90H17ZM28 91V90H27ZM44 91V90H43ZM65 91H66V89H65ZM64 91V92H65ZM83 91V90H82ZM95 91V90H94ZM101 91V90H100ZM105 91V90H104ZM106 91H107V89H106ZM117 91V90H116ZM129 91V90H128ZM140 91H142V90H140ZM145 91V90H144ZM157 91V90H156ZM178 91V90H177ZM188 91V92H189ZM193 91V90H192ZM207 91V90H206ZM209 91V90H208ZM207 91V92H208ZM215 91V90H214ZM218 91V90H217ZM249 91L247 92V93H249ZM252 91H254V90H252ZM29 92V91H28ZM32 92H34V90H32ZM35 92H37V91H35ZM34 92V93H35ZM45 92H47V91H45ZM63 92V93H64ZM71 92V91H70ZM69 92V94H71ZM73 92H72V94H73ZM75 92H77L76 90H75ZM75 92H74V94H75ZM89 92V91H88ZM98 92V91H97ZM114 92V91H113ZM124 92V91H123ZM131 92V91H130ZM132 92H134V91H132ZM148 92V91H147ZM150 92H149V94L148 95H150ZM168 92V91H167ZM171 92V91H170ZM183 93H186V91L184 92V91H182ZM199 92V91H198ZM203 92V91H202ZM210 92V91H209ZM216 92V91H215ZM215 92H213V93H215ZM226 91H224V93H225ZM233 92V91H232ZM235 92V91H234ZM239 92H240V90H239ZM246 92V91H245ZM14 93V92H13ZM18 93H20V92H18ZM24 92H22V94H23ZM83 93V92H82ZM92 93V92H91ZM103 93H105V92H103ZM110 93V92H109ZM108 93V94H109ZM112 93V92H111ZM137 94H139L138 92H136ZM173 93V92H172ZM176 93H178V92H176ZM190 93H191V91H190ZM196 93V92H195ZM205 93V92H204ZM210 93H212V92H210ZM212 93V97L214 98L215 97V94H213ZM222 93V92H221ZM227 93V92H226ZM231 93V92H230ZM261 93V92H260ZM264 93V92H263ZM16 94V93H15ZM25 94H26V92H25ZM31 94V93H30ZM61 93H59V95H60ZM71 94V95H72ZM77 94V93H76ZM75 94V95H76ZM81 94V93H80ZM85 94V93H84ZM117 95H119L118 93H116ZM115 94V95H116ZM135 94V93H134ZM141 94V93H140ZM139 94V95H140ZM142 94H143V92H142ZM146 94V93H145ZM152 94H153V91H152ZM154 94H155V92H154ZM153 94V95H154ZM167 94V93H166ZM180 94V93H179ZM187 94V93H186ZM192 94V93H191ZM190 94V95H191ZM200 94H202L201 92H200ZM209 94V93H208ZM223 94V93H222ZM232 94V93H231ZM237 94V93H236ZM249 94H251V92L249 93ZM255 94H256V92H255ZM1 95V94H0ZM9 95V94H8ZM7 95V96H8ZM14 95V94H13ZM20 95V94H19ZM24 95V94H23ZM27 95H29L28 93H27ZM32 95H33V93H32ZM31 95V96H32ZM43 95V94H42ZM74 95V96H75ZM77 95H79V94H77ZM82 95V94H81ZM81 95H80V98H81ZM86 95V94H85ZM113 95V94H112ZM117 95H116V97H117ZM157 95V93L154 95V96H156ZM161 95V94H160ZM164 95V94H163ZM171 95V94H170ZM169 95V96H170ZM175 95V94H174ZM214 95V96H213ZM221 95V94H220ZM229 95V94H228ZM240 95V94H239ZM242 95H243V93H242ZM246 95V94H245ZM262 95H264V94H262ZM10 96V95H9ZM12 96V95H11ZM45 96V95H44ZM57 96V95H56ZM55 96V97H56ZM62 96V95H61ZM83 96V95H82ZM98 96V95H97ZM123 96V95H122ZM122 96H121V98H122ZM128 96V95H127ZM131 96V95H130ZM143 96H145V95H143ZM168 96V97H169ZM173 96V95H172ZM172 96H170V97H172ZM180 96V95H179ZM206 96V95H205ZM225 96V95H224ZM255 96V95H254ZM261 96V95H260ZM5 97V96H4ZM13 97V96H12ZM18 97V96H17ZM33 97H34V95H33ZM67 97H69V95L67 96ZM78 97V96H77ZM85 98H87L86 96H84ZM106 97V96H105ZM113 97H114V95H113ZM129 97V96H128ZM132 97H134V96H132ZM136 97V96H135ZM142 97V96H141ZM150 97V96H149ZM157 97H159V95L157 96ZM161 97H163L164 98V96H160L159 98H161ZM167 97V96H166ZM170 97H169V99H170ZM183 97H185V96H183ZM188 97V96H187ZM191 96H189V98H190ZM198 97H201V95L200 96H198ZM209 97V96H208ZM219 97H221V96H219ZM234 97V96H233ZM239 97V96H238ZM242 97V96H241ZM248 97H249V95H248ZM253 97V96H252ZM263 97V96H262ZM8 98V97H7ZM15 98H16V96H15ZM29 98H30V96H29ZM45 98H46V96H45ZM74 98L75 97H73V99L72 98H70L72 101L74 100ZM89 98V97H88ZM87 98V99H88ZM103 98V97H102ZM101 98V99H102ZM107 98V97H106ZM139 98V97H138ZM177 98V97H176ZM175 98V99H176ZM182 98V97H181ZM188 98V99H189ZM195 98V97H194ZM204 98V97H203ZM216 98V97H215ZM227 98V97H226ZM230 98H232L231 96H230ZM237 98V97H236ZM245 98V97H244ZM250 98V97H249ZM258 98H260V97H258ZM3 99H5V98H3ZM9 99H11V98H9ZM56 99V98H55ZM54 99V100H55ZM76 99V98H75ZM79 99V98H78ZM90 99V98H89ZM100 99V98H99ZM112 99V98H111ZM110 99V100H111ZM118 99H119V97H118ZM131 100L133 99V98H130ZM142 99H144V98H142ZM150 99H151V97H150ZM149 99V100H150ZM152 99H154V97H152ZM179 99H180V97H179ZM193 99V98H192ZM196 99V98H195ZM200 99V98H199ZM222 99H224V98H222ZM221 99V100H222ZM238 99V98H237ZM241 99V98H240ZM246 99V98H245ZM245 99H243L244 101H245ZM254 99V98H253ZM257 99V98H256ZM255 99V100H256ZM16 100H17V98H16ZM30 100V99H29ZM77 100V99H76ZM86 100V99H85ZM92 100V99H91ZM117 100V99H116ZM122 100V99H121ZM137 100V99H136ZM135 100V101H136ZM140 100V99H139ZM155 100V99H154ZM153 100V101H154ZM157 100V99H156ZM197 100H198V98H197ZM203 100V99H202ZM220 100V101H221ZM228 100H229V98H228ZM236 99H234V101H235ZM248 101H249V99H247ZM258 100V99H257ZM256 100V101H257ZM262 100V99H261ZM14 101V100H13ZM53 101V100H52ZM51 101V102H52ZM75 101V100H74ZM93 101V100H92ZM105 101V100H104ZM113 101V100H112ZM122 101H124V99L122 100ZM125 101H127V100H125ZM124 101V102H125ZM140 101H142V100H140ZM140 101H138V103L140 102ZM160 101V100H159ZM171 101V100H170ZM170 101H169V103H170ZM188 101V100H187ZM205 101V100H204ZM240 101H242V100H240ZM254 101V100H253ZM252 101V102H253ZM256 101H254L253 103H256L257 104V102ZM260 101V100H259ZM6 102V101H5ZM37 102V101H36ZM86 102H88V101H86ZM90 102V101H89ZM109 102V101H108ZM114 102V101H113ZM132 102V101H131ZM158 102V101H157ZM167 102V101H166ZM166 102H164V104L166 103ZM172 102V101H171ZM184 102V101H183ZM199 102V101H198ZM202 102V101H201ZM205 102H207V100L205 101ZM215 102V101H214ZM216 102H217V98H216ZM215 102V103H216ZM232 102V101H231ZM236 102V101H235ZM239 102V101H238ZM243 102V101H242ZM12 103V102H11ZM31 103V105H32V101L30 102ZM38 103V102H37ZM50 103V102H49ZM53 103H54V101H53ZM73 103V102H72ZM98 103V102H97ZM99 103H101V102H99ZM107 102H105V104H106ZM116 103H118V102H116ZM122 103V102H121ZM128 103H130V102H128ZM128 103H126L127 105H128ZM142 103V102H141ZM160 103V102H159ZM168 102H167V104H169ZM174 103H175V100H174ZM186 103V102H185ZM196 103V102H195ZM213 103V102H212ZM226 103H228V102H226ZM245 103V102H244ZM262 103V102H261ZM264 103V102H263ZM262 103V104H263ZM1 104V103H0ZM14 104V103H13ZM41 104V103H40ZM39 104V105H40ZM51 104V103H50ZM85 104V103H84ZM87 104V103H86ZM112 104H115V103H112ZM124 104V103H123ZM131 104V103H130ZM133 104H134V101H133ZM143 104V103H142ZM141 104V105H142ZM161 104V103H160ZM159 104V105H160ZM163 104V103H162ZM177 104V103H176ZM176 104H174V105H176ZM187 104H189V103H187ZM191 104V103H190ZM201 104H203V103H201ZM210 104V103H209ZM208 104V105H209ZM214 104V103H213ZM218 104H220L219 102H218ZM222 104V103H221ZM231 104V103H230ZM232 104H233V102H232ZM241 104V103H240ZM249 105H252V104H250V103H248ZM255 104V105H256ZM31 105H30V110H31ZM39 105H38V107L37 108H39ZM43 104H41L40 106L41 107H43L42 106ZM46 107H48V104H44ZM58 105V104H57ZM56 105V106H57ZM79 105V104H78ZM103 105V104H102ZM107 105V104H106ZM108 105H111V103L109 102V104ZM116 105H120V104H116ZM122 105V104H121ZM139 105V104H138ZM159 105L157 106V107H159ZM179 105V104H178ZM192 105H194V104H192ZM206 104H204V106H205ZM211 105V104H210ZM228 105V104H227ZM245 105V104H244ZM254 105V106H255ZM258 105V104H257ZM7 106H9L8 104H7ZM12 106V105H11ZM10 106V107H11ZM15 106H17V105H15ZM65 106V105H64ZM81 106H82V104H81ZM86 106V105H85ZM91 106H93V105H91ZM90 106V107H91ZM96 106V105H95ZM95 106H93V107H95ZM113 106V105H112ZM123 106H125V105H122V108H123ZM149 106H151V104L149 105ZM152 106H153V104H152ZM169 106V105H168ZM173 106V105H172ZM177 106V105H176ZM186 106V105H185ZM199 106V105H198ZM216 106V105H215ZM219 106V105H218ZM237 106V105H236ZM247 106V105H246ZM4 107V106H3ZM9 107V108H10ZM13 107H14V105H13ZM25 107V106H24ZM71 107V106H70ZM99 106H97V107H95V110H96V108H98ZM114 107V106H113ZM116 107V106H115ZM165 107H167V106H165ZM182 107V106H181ZM180 107V108H181ZM191 107V106H190ZM190 107H188V108H190ZM208 106H206V108H207ZM211 107V106H210ZM214 107V106H213ZM212 107V108H213ZM219 107H221L220 109H222V107H224V106H219ZM226 107V106H225ZM228 107V106H227ZM234 107V106H233ZM238 107V106H237ZM248 107V106H247ZM251 107H253V105L251 106ZM259 106H257V108H258ZM23 108V107H22ZM28 108V107H27ZM34 108H36V106H34ZM33 108V109H34ZM51 108V107H50ZM58 108H60V107H58ZM101 108H105L104 106L103 107H101ZM106 108H107V106H106ZM109 108V107H108ZM120 108V107H119ZM125 108H126V106H125ZM131 108V107H130ZM141 108V107H140ZM146 108V107H145ZM149 108V107H148ZM147 108V109H148ZM153 108V107H152ZM172 108V107H171ZM174 108V107H173ZM176 108V107H175ZM184 108V107H183ZM192 108V107H191ZM194 108V107H193ZM198 108V107H197ZM199 108H200V106H199ZM205 108V109H206ZM212 108H210V110H212ZM216 108V107H215ZM214 108V109H215ZM229 108H230V106H229ZM236 108V107H235ZM239 108H240V105H239ZM260 108V107H259ZM4 109V108H3ZM17 109H18V107H17ZM42 109V108H41ZM44 109V108H43ZM80 109V108H79ZM79 109L77 110L78 112H79ZM82 109V108H81ZM87 109V108H86ZM86 109H85V111H86ZM117 108H115L113 111L115 112V111H117L116 110ZM129 109V108H128ZM132 109V108H131ZM135 109H136V107H135ZM144 109V108H143ZM151 109V108H150ZM149 109V110H150ZM153 109H155V107L153 108ZM152 109V110H153ZM156 109H158V108H156ZM177 109H178V107H177ZM204 109V108H203ZM202 109V110H203ZM204 109V110H205ZM217 109H219L218 107H217ZM231 109V108H230ZM248 109V108H247ZM6 110V109H5ZM27 110V109H26ZM35 110H37V109H35ZM45 110H46V108H45ZM66 110V109H65ZM73 110V109H72ZM88 110V109H87ZM108 110V109H107ZM107 110H106V112H107ZM125 110V109H124ZM130 110V109H129ZM128 110V111H129ZM137 110V109H136ZM139 110V109H138ZM159 110V109H158ZM169 110V109H168ZM175 110V109H174ZM186 110V109H185ZM201 110V109H200ZM201 110V111H202ZM210 110H208V111H210ZM216 110V109H215ZM226 110V109H225ZM232 110H234V109H232ZM236 110V109H235ZM241 110H243L244 111V108L243 109H241ZM250 110V109H249ZM254 110V113H255V115H259V113H258V111H256L255 109H253ZM253 110H251V111H253ZM261 110H262V108H261ZM263 110H264V107H263ZM23 111H25V110H23ZM28 112H30L29 111V109L27 110ZM40 111V110H39ZM41 111H43V110H41ZM46 111H48V109L46 110ZM49 111H51V110H49ZM48 111V112H49ZM81 111H83V112H85L84 110H81ZM92 111V110H91ZM97 111H98V109H97ZM120 111V110H119ZM144 112H145V109L143 110ZM142 111V112H143ZM148 111V110H147ZM155 111H157V110H155ZM163 111V110H162ZM178 111V110H177ZM192 111V110H191ZM190 111V112H191ZM217 111V110H216ZM219 111V110H218ZM246 111H248V110H246ZM5 112V111H4ZM32 112V111H31ZM95 112V111H94ZM112 111H110V114H112L111 113ZM152 112H154V111H152ZM152 112H150L149 111V113H152ZM164 112V111H163ZM170 112V111H169ZM176 112V111H175ZM180 112V111H179ZM178 112V113H179ZM187 112H188V110H187ZM196 112V111H195ZM205 112V111H204ZM220 112H222L221 110H220ZM226 112H227V110H226ZM256 112L258 113V114H256ZM264 112V111H263ZM1 113V112H0ZM63 113V112H62ZM61 113V114H62ZM66 113V112H65ZM81 113V112H80ZM98 113V112H97ZM102 113H103V109H102ZM116 113V112H115ZM118 113V112H117ZM121 113V112H120ZM132 113V112H131ZM135 113V112H134ZM134 113H133V115H134ZM146 113V112H145ZM157 113V112H156ZM162 113V112H161ZM160 113V114H161ZM189 113V112H188ZM192 113V112H191ZM194 113V112H193ZM193 113H192V115H193ZM198 113V112H197ZM201 113V112H200ZM200 113H198V114H200ZM213 113H215V112H213ZM224 113H225V111H224ZM247 113V112H246ZM5 114V113H4ZM26 114V113H25ZM24 114V115H25ZM28 114V113H27ZM26 114V115H27ZM35 114V113H34ZM40 114V113H39ZM72 114V113H71ZM75 114V113H74ZM78 114V113H77ZM77 114H75V115H77ZM93 114H95V113H93ZM104 114V113H103ZM136 114H138V112H136ZM148 114V113H147ZM180 114H181V112H180ZM185 114H186V112H185ZM196 114V113H195ZM207 114H208V112H207ZM206 114V115H207ZM212 114V113H211ZM227 114H228V112H227ZM249 114H251V113H249ZM25 115V116H26ZM30 115H33L32 113H30ZM29 115V116H30ZM38 115V114H37ZM40 115H42V117H44L43 116V114H40ZM39 115V118L41 117ZM47 115V114H46ZM54 115H56V113L54 114ZM68 115H70V113L68 114ZM86 115H87V113H86ZM85 115V116H86ZM132 115V116H133ZM153 115V114H152ZM165 115H167V114H165ZM165 115H163V117L164 118H166L165 117ZM172 115H173V113H172ZM174 115H175V113H174ZM178 115V114H177ZM181 115H183V113L181 114ZM181 115H180V117H181ZM214 115V114H213ZM216 115V114H215ZM221 114H219V116H220ZM223 115V114H222ZM222 115L220 116V117H222ZM225 115V114H224ZM223 115V116H224ZM236 115V114H235ZM239 115H241V114H239ZM245 115V114H244ZM6 116V115H5ZM28 116V117H29ZM53 116V115H52ZM62 116V115H61ZM67 116V115H66ZM74 116V115H73ZM88 116H90V115H88ZM92 116H94V115H92ZM91 116V118H93ZM96 116V115H95ZM97 116H99V115H97ZM102 116V115H101ZM122 116V115H121ZM124 116V115H123ZM142 116H143V113H142ZM148 116V115H147ZM157 116V115H156ZM158 116H159V113H158ZM168 116V115H167ZM171 116V115H170ZM191 116V115H190ZM196 116V115H195ZM205 116V115H204ZM216 116H218V115H216ZM216 116H214L215 118H216ZM218 116V117H219ZM237 116V115H236ZM243 115H241V117H242ZM249 116H251V115H249ZM260 116V115H259ZM33 117V116H32ZM35 117V116H34ZM41 117V118H42ZM46 117V116H45ZM48 117V116H47ZM50 117V116H49ZM57 117V116H56ZM60 117V116H59ZM59 117H57V118H55V119H58ZM100 117V116H99ZM145 118H146V116H144ZM174 117V116H173ZM176 117V116H175ZM184 117V116H183ZM182 117V118H183ZM208 117H210V115L208 116ZM213 117V118H214ZM217 117V118H218ZM225 117V116H224ZM227 117H229V116H227ZM240 117V118H241ZM248 117V116H247ZM253 117V116H252ZM8 118V117H7ZM36 118H38V117H36ZM40 118V119H41ZM54 118V117H53ZM63 118H65V117H63ZM67 118H69V116H67ZM78 118V117H77ZM112 118V117H111ZM115 118H117V116L115 117ZM114 118V119H115ZM145 118H143L142 120H144ZM150 118V117H149ZM159 118V117H158ZM163 118V119H164ZM177 118H179V117H177ZM188 118V117H187ZM190 118H192V117H190ZM189 118V119H190ZM198 118V117H197ZM200 118V117H199ZM216 118V119H217ZM233 118H236V117H233ZM232 118V119H233ZM245 118V117H244ZM251 118V117H250ZM254 118H255V116H254ZM257 118V117H256ZM255 118V119H256ZM259 118V117H258ZM262 117L260 116V119H261ZM32 119V118H31ZM35 119V118H34ZM48 119V118H47ZM46 119V120H47ZM75 119V118H74ZM84 119H85V117H84ZM87 119L88 118H86V120L85 121H87ZM101 119H102V117H101ZM104 119V118H103ZM113 119V118H112ZM113 119V120H114ZM121 119V118H120ZM120 119H118V120H120ZM134 119H136V118H134ZM139 119V118H138ZM152 118H150V120H151ZM167 119H169V118H167ZM172 119V118H171ZM181 119V118H180ZM179 119V120H180ZM184 119V118H183ZM182 119V120H183ZM195 119V118H194ZM193 119V120H194ZM209 119V118H208ZM207 119V120H208ZM216 119H215V122H216ZM219 119V118H218ZM221 119V118H220ZM219 119V120H220ZM228 119V118H227ZM247 119H249V118H247ZM247 119H246V121H247ZM22 121H23V119H21ZM24 120H25V118H24ZM29 120V119H28ZM27 120V121H28ZM37 120V119H36ZM52 120V119H51ZM78 120V119H77ZM76 120V121H77ZM83 120V119H82ZM91 120V119H90ZM94 120V119H93ZM107 120H108V118H107ZM111 120V119H110ZM112 120V121H113ZM122 120V119H121ZM129 120V119H128ZM127 120V121H128ZM137 120V119H136ZM148 120V119H147ZM155 120H156V118H155ZM162 120V119H161ZM160 120V121H161ZM175 120V119H174ZM185 120V119H184ZM184 120H183V122L182 123H184ZM187 120V119H186ZM197 120V119H196ZM199 120V119H198ZM197 120V121H198ZM207 120H206V123L205 124H207ZM222 120V119H221ZM240 120H242V119H240ZM259 120V119H258ZM38 121V120H37ZM40 121V120H39ZM49 121L50 120H48V123H49ZM59 121H61V120H59ZM59 121H57V122H59ZM63 121V120H62ZM75 120H73V121H71V122H74ZM89 121V120H88ZM96 121V120H95ZM101 121V120H100ZM112 121L110 122L109 120H108V123H107V121H106V123L104 122V124L103 125H97L98 126V129L99 128H103V130H101V133L103 132V133H105V132H108V131H113V136L111 137V135H110V137H111V139H112V142H113V144L114 145H112L110 148H109V146H110V144L111 143H106L105 145H104V147H105V151H106V153H107V155H106V157H103L105 154H103V155H99L100 153L99 152H97V151H95V154L93 153H91V151L92 150H94V148H91V151H90V149H88V147H90L89 145H87V143H86V145L84 146V147H86V149H82V152L79 150V156L76 158L75 156V158H72V160L73 159H77V160H81L82 161V163H80L79 162V164H78V166L79 167H77L76 168V164H74V163H72L73 161L71 160L70 161V159L71 158H69V159H66V157L68 156V155H70V154H68L67 152H64L63 150H61V149H59V148H57V146L58 145H60V144H57V146H54L53 144H51V143H49L50 144V147H48V145H45L44 147H42L43 146V144L41 145V143H40V146L43 148L42 149V151H41V153L39 152V155H34L33 154V152L32 151H34V147L35 146H37V142H36V139H35V142L36 143H34L33 141H31V137L30 138H28V139H26L25 140V142H24V139H23V142L24 143H22V141H20L22 144H20V146H18L17 148H15V150H13L14 149V147H13V149H11V152H9L10 153V155H11V157L10 158H14V159H16V158H19L20 157V159H22V157H24L23 156V154L25 155V157H27V159H29V160H33L32 158H33V156H35L36 157V160H34V162L36 161V163L35 164H32V167H33V169H32V171L33 172H31V173H28L27 171L26 172H24L23 170H25V169H23V170H12L13 171V174H14V176H15V178H13L14 180L16 179V178H22V181H20L19 183H15L18 187H17V189H18V191L19 190H21L22 191V194L24 193V192H28V193H30V197L31 198H34V196L35 195H40L41 196V198H42V196H45V197H47V198H53V199H57L58 200V202L57 203H60V204H56L55 205V208H57L58 206H64V207H74V205H76V204H80L81 206L82 205H84V207L82 206V207H80V206H78V208L80 209V210H77V211H80V213L78 214V212L76 211V212H72V215H73V217H71V216H69V217H66V218H68L67 220H65V218H63V217H58V216H55V215H53V216H51V218H53L54 216V221L52 222V223H50L49 224V226H48V229L47 230H42V227L46 224V220H47V217H45V216H39L40 214V212H41V210H38V212L37 211H35V212H37L36 213V215H33L32 217H30L29 216V220H31L30 222H27V221H22L23 220V217H22V215H19V214H16L15 212H10L9 213V215L11 214V216H10V219L8 220V219H5V218H2V217H4V216H6L7 215V210H9V209H4V210H1L0 211V246H3V245H5L6 247H8V248H10V249H13V250H22V249H27L28 247H29V250H36V251H39L40 249H42L43 247H46L45 248V251H46V254H47V252H56V251H61L62 253H66V254H71V255H74L76 258H79V259H83V261L85 262V261H89V263H92V264H223V262L225 261V260H227V259H229L230 261H229V263L230 264H264V220H260L258 217L257 218H253V217H250V216H248L247 215V212H249V211H253V212H257V213H259V212H264V170L263 171H261L260 169V171H261V173L260 174H257V172L259 173V171H255L254 170V167H255V164L253 163V162H255V160L253 161V159H254V157H255V155H254V157H253V155H252V153H253V150H251L250 148H244V145L242 146V153H243V157H240L239 155V157H237L236 156V154H234V155H229V152H228V155L227 154H218L217 155V153H214V150H213V144L211 143V141L213 140V139H211L210 137H207V139H210V143H207V141H206V143H204V144H202V145H199L200 143L198 142V140H199V136H195V138H196V140L193 138V139H188V140H183L184 142L182 143V141H181V144L180 143H175V144H177V145H179V148H180V153L181 154H179V155H181V156H183V158H185L186 160H188V159H196L197 160V162H203V161H209V162H211L210 164H211V166L212 167H210V165L209 166H205V167H203V168H201L200 166L201 165H203V164H200V165H198L200 168L198 169V171L196 172L195 170H194V172H195V178H194V181H192L193 183H194V185L193 184H191V185H193L194 186V188H193V190H190V191H187V190H189V188L190 187H188V189H186V192H185V194L184 195H180V194H178L177 192H175L173 189V186L170 184V185H166L167 183H169V182H173L174 181V178H175V175L177 174V172H185L186 173V170H184L183 169V167H182V164H159V162H155V164H152V162H150L151 160H156V159H158L159 158V156H160V147L159 146H155L154 147V145L155 144H152V146H150L151 144L150 143H144V144H142V145H140V146H144V147H146V148H142V149H140V148H138L139 147V145H138V143H140V142H138V143H136L137 144V148L138 149H140V151H138V155H137V160H135L136 159V157H133L132 156V154H134L135 152V149H137V148H134V147H125L124 145H122V148H117V147H115V145H116V143H118L119 141L120 142H122V141H128L129 140V135L131 134V132H129V131H131L130 130V128L132 127V125L133 124H129L128 126H124V124L123 125H118L117 127L115 126V128L113 127L112 128V124H110V123H112ZM134 121V120H133ZM176 121V120H175ZM190 121V120H189ZM218 121V120H217ZM226 121V120H225ZM261 120H259V122H260ZM19 122H21V121H19ZM44 122H45V119L43 120V122H41V123H43L44 124ZM69 122V121H68ZM120 122V121H119ZM143 122H145V121H143ZM148 122V121H147ZM159 122V121H158ZM166 122V121H165ZM165 122H163V123H165ZM172 122H173V120H172ZM209 122H212V120L211 121H209ZM221 122V121H220ZM244 122V121H243ZM262 122V121H261ZM3 123V122H2ZM1 123V124H2ZM26 123V125H27V122H25ZM37 123V122H36ZM47 123V122H46ZM47 123V124H48ZM63 123V122H62ZM67 123V122H66ZM75 123V122H74ZM74 123H73V125H74ZM103 123V122H102ZM127 123V122H126ZM129 123V122H128ZM127 123V124H128ZM133 123V122H132ZM135 123V122H134ZM136 123H137V121H136ZM142 123V122H141ZM146 123V122H145ZM144 123V124H145ZM154 123H157V122H155L154 121ZM160 123V122H159ZM162 123V124H163ZM169 123V122H168ZM167 123V124H168ZM175 123V122H174ZM173 123V124H174ZM178 123V122H177ZM181 123V124H182ZM198 123V122H197ZM196 123V124H197ZM204 123V122H203ZM226 123V122H225ZM234 123H235V121H234ZM233 123V124H234ZM239 123V122H238ZM241 123V122H240ZM245 123V122H244ZM0 124V125H1ZM3 124H5V123H3ZM38 124H40V122L38 123ZM53 124H54V122H53ZM52 124V125H53ZM58 124V123H57ZM63 124H65V121H64V123ZM91 124H93V123H91ZM91 124H90V127H91ZM115 124V123H114ZM117 124V123H116ZM121 124H122V122H121ZM126 124V125H127ZM158 124V123H157ZM161 124V125H162ZM166 124V123H165ZM172 124V123H171ZM185 124V123H184ZM195 124V123H194ZM200 124H201V122H200ZM205 124H203V126L205 125ZM223 124H224V122H223ZM222 124V125H223ZM229 124V123H228ZM233 124H230L231 126L233 125ZM237 124V123H236ZM235 124V125H236ZM250 124V123H249ZM248 124V125H249ZM251 124H253V123H251ZM257 124H259V123H257ZM261 124V123H260ZM25 125V124H24ZM29 125H30V123H29ZM51 125V126H52ZM78 125H80L79 123H78ZM87 125V124H86ZM94 125H96V123L94 124ZM93 125V126H94ZM159 125V124H158ZM177 125V124H176ZM180 125V124H179ZM183 125V124H182ZM187 125V124H186ZM186 125H184V126H186ZM189 125V124H188ZM209 125V124H208ZM222 125L220 126V127H222ZM240 125V124H239ZM22 126H23V124H22ZM21 126V127H22ZM34 125H32V127H33ZM35 126H36V124H35ZM41 126V125H40ZM63 126V125H62ZM67 126H68V124H67ZM71 126V125H70ZM75 126V125H74ZM77 126V125H76ZM81 126V125H80ZM80 126H79V128H80ZM84 126V125H83ZM89 126V125H88ZM135 126H136V124H135ZM140 126V125H139ZM151 126V125H150ZM160 126V125H159ZM166 126V125H165ZM173 126H175V125H173ZM191 126V125H190ZM190 126H189V128H190ZM194 126V125H193ZM197 125H195V127H196ZM199 126V125H198ZM202 126V125H201ZM201 126H199V127H201ZM219 126H217V127H219ZM236 126H238V125H236ZM242 126V125H241ZM261 126V125H260ZM24 127V126H23ZM31 127V128H32ZM37 127H39V126H37ZM36 127V128H37ZM46 127V126H45ZM44 127V128H45ZM50 127V126H49ZM53 128H54V126H52ZM56 128H57V126H55ZM64 127V126H63ZM78 127V126H77ZM77 127H75L76 129H77ZM143 127L144 126H142V129H143ZM152 127V126H151ZM161 127V126H160ZM169 127V126H168ZM178 127H180V126H177V128ZM187 127V126H186ZM199 127H198V129H199ZM230 127V126H229ZM235 127V126H234ZM252 127V126H251ZM257 127V126H256ZM13 128V127H12ZM25 128V127H24ZM23 128V129H24ZM35 128V127H34ZM51 128V127H50ZM49 128V129H50ZM56 128H54V129H56ZM72 128V127H71ZM89 128V127H88ZM135 128V127H134ZM133 128V129H134ZM139 128H141V127H139ZM161 128H163V127H161ZM172 128V127H171ZM182 128H184L183 126H182ZM197 128V127H196ZM195 128V129H196ZM202 128H204V127H202ZM207 128H210V125H209V127H207ZM213 128V127H212ZM228 128V127H227ZM226 128V129H227ZM240 128V127H239ZM244 128H245V125H244ZM260 128V127H259ZM21 129V128H20ZM47 129H48V126H47ZM53 129V130H54ZM58 129V128H57ZM67 129V128H66ZM81 129V128H80ZM79 129V130H80ZM84 129V128H83ZM86 129V128H85ZM84 129V130H85ZM93 129V128H92ZM91 129V130H92ZM132 129V130H133ZM167 129V128H166ZM175 129V128H174ZM178 129H181V127L180 128H178ZM187 129V128H186ZM193 129V128H192ZM215 129V128H214ZM214 129H212V130H214ZM223 129V128H222ZM253 129V128H252ZM8 130H10V129H8ZM24 130H28V129H24ZM32 130V129H31ZM34 130V129H33ZM37 130V129H36ZM40 131H41V128L39 129ZM61 130V129H60ZM70 130H72V129H70ZM83 130V131H84ZM154 130V128L152 129V131ZM158 130V129H157ZM183 130V129H182ZM191 130V129H190ZM204 130H206L205 128H204ZM237 130H239V129H237ZM242 130V129H241ZM249 130V129H248ZM255 130H257V128H255ZM13 131V130H12ZM22 131V130H21ZM20 131V132H21ZM29 131H30V129H29ZM38 131V130H37ZM42 131H43V129H42ZM51 131V130H50ZM56 132H57V130H55ZM54 131V132H55ZM59 131V130H58ZM63 131V130H62ZM74 131V130H73ZM77 132H79L78 130H76ZM75 131V132H76ZM81 131V130H80ZM123 131H127L126 133H123ZM141 131H143V130H141ZM146 131V130H145ZM160 131H162V130H160ZM175 131H176V129H175ZM175 131H173V132H175ZM183 131H186L185 129L183 130ZM182 131V132H183ZM197 133H198V131L199 130H195ZM195 131L193 132V133H195ZM216 131V130H215ZM227 131V130H226ZM231 131H232V129H231ZM11 132V131H10ZM9 132V133H10ZM35 132V131H34ZM39 132V131H38ZM37 132V133H38ZM70 132H72V131H70ZM82 132V131H81ZM91 132V131H90ZM134 132V131H133ZM137 132V131H136ZM147 132V131H146ZM154 132V131H153ZM152 132V133H153ZM172 132V133H173ZM181 132V131H180ZM182 132L180 133L181 135H182ZM190 132V131H189ZM214 132V131H213ZM212 132V133H213ZM221 133L222 132H225L224 131V129H223V131H220ZM243 132H245V131H243ZM248 132V131H247ZM8 133V134H9ZM13 133V132H12ZM99 133H100V131H99ZM103 133L101 134V136L103 135ZM112 133V132H111ZM135 133V132H134ZM137 133H139V132H137ZM142 133V132H141ZM144 133V132H143ZM161 133V132H160ZM165 133V132H164ZM168 133V132H167ZM171 133V134H172ZM192 133V132H191ZM199 133H200V131H199ZM205 133V132H204ZM226 133V132H225ZM224 133V134H225ZM254 133V132H253ZM11 134V133H10ZM9 134V135H10ZM34 134H36V133H34ZM39 134V133H38ZM44 134H46V133H44ZM44 134H43V136H44ZM48 134H50L49 132H48ZM58 135L60 134V133H57ZM57 134H55L56 136H58ZM64 134H65V132H64ZM90 134V133H89ZM97 134H98V132H97ZM136 134V133H135ZM134 134V135H135ZM144 134H146V133H144ZM179 134V133H178ZM180 134H179V136H180ZM184 134V133H183ZM203 134V133H202ZM201 134V135H202ZM207 134H208V132H207ZM211 134V133H210ZM215 134H217V131H216V133ZM220 134V133H219ZM227 134V133H226ZM232 134V133H231ZM236 134V133H235ZM242 134V132L240 133V135ZM244 134V133H243ZM252 134V133H251ZM26 135H28V134H26ZM52 135V134H51ZM66 136H67V134H65ZM65 135H63L62 137L64 138V137H66ZM68 135H69V132H68ZM73 135V134H72ZM71 135V136H72ZM79 135V134H78ZM95 135H96V133H95ZM109 135V134H108ZM148 135H149V132H148ZM193 135V134H192ZM192 135H190V136H192ZM196 135V134H195ZM200 135V136H201ZM212 135V134H211ZM218 135V134H217ZM238 135V134H237ZM237 135H235V136H237ZM248 136H249V134H247ZM14 136V135H13ZM12 136V137H13ZM20 136V135H19ZM47 136V135H46ZM49 136V135H48ZM52 136H54V134L52 135ZM55 136V137H56ZM103 136H105V134L103 135ZM153 136H154V134H153ZM152 136V137H153ZM178 136V137H179ZM187 136H189L188 134H187ZM187 136H186V138H187ZM203 136V135H202ZM221 136H223V135H221ZM229 136V135H228ZM234 136V137H235ZM243 136V135H242ZM252 136H254L255 138L257 137L258 138V136H264V130L262 129V128H260V129H258L256 132H255V134L254 135H252ZM251 136V137H252ZM6 137V136H5ZM33 137H35V136H33ZM51 137V136H50ZM68 137V136H67ZM74 137H78V136H75L74 135ZM89 137H91V136H89ZM89 137H87V138H89ZM109 137V136H108ZM108 137H106V139L108 138ZM133 137V136H132ZM131 137V138H132ZM145 137H146V135H145ZM157 137V136H156ZM160 137H162V136H160ZM170 137V136H169ZM183 137H184V135H183ZM197 137H198V139H197ZM219 137V136H218ZM241 137V136H240ZM239 136H238V138H240ZM7 138H8V136H7ZM10 138V140H11V137H9ZM8 138V139H9ZM37 138V137H36ZM42 138V137H41ZM49 138V137H48ZM48 138H46V139H48ZM54 138V137H53ZM57 139L59 138V137H56ZM60 138H61V136H60ZM79 138V137H78ZM77 138V139H78ZM94 138V137H93ZM92 138V139H93ZM96 138V137H95ZM137 138V137H136ZM135 137H134V139L133 140H135L136 139ZM138 138H140V137H138ZM148 138V137H147ZM158 138V137H157ZM165 138H168V136H166ZM179 138H181V137H179ZM192 138V137H191ZM202 138V137H201ZM206 138V137H205ZM212 138H214V137H212ZM222 138V137H221ZM253 138V137H252ZM7 139V140H8ZM45 139V140H46ZM56 139V140H57ZM76 139V138H75ZM74 139V140H75ZM81 139V138H80ZM85 139V138H84ZM103 140L105 139V137L104 138H102ZM109 139V138H108ZM142 139V138H141ZM146 139V138H145ZM151 139V138H150ZM154 139V138H153ZM170 139H171V137H170ZM181 139H183V138H181ZM206 139V140H207ZM218 139V138H217ZM216 139V140H217ZM224 139H226V138H224V136H223V140ZM235 139V138H234ZM240 139H242V138H240ZM260 139H261V137H260ZM264 139V138H263ZM262 139V140H263ZM5 140V139H4ZM22 140V139H21ZM49 140V139H48ZM56 140H55V142H56ZM71 140H73V139H71ZM91 140V139H90ZM98 140H99V138H98ZM132 140V139H131ZM133 140H132V144H133ZM166 140V139H165ZM169 140V139H168ZM174 140H176V139H174ZM179 140V139H178ZM192 140H194V142L192 141ZM215 140V139H214ZM220 140V139H219ZM219 140H218V142H219ZM228 140H229V138H228ZM236 140V139H235ZM235 140H233V141H235ZM243 140V139H242ZM247 140H248V138H247ZM251 140H253V139H251ZM251 140H250V142H251ZM3 141V140H2ZM14 141V140H13ZM38 141V140H37ZM42 141V140H41ZM59 141V140H58ZM60 141H61V139H60ZM59 141V142H60ZM69 141V140H68ZM79 141V140H78ZM87 141V140H86ZM89 141V140H88ZM118 141V142H117ZM135 141H137V140H135ZM146 141H147V139H146ZM151 141V140H150ZM157 141V140H156ZM155 141V142H156ZM160 141H161V139H160ZM160 141H158V143L160 142ZM164 141V140H163ZM162 141V142H163ZM173 141V139L170 141V143H174V142H172ZM205 141V140H204ZM209 141V140H208ZM221 141V140H220ZM257 141V140H256ZM7 142V141H6ZM8 142H10L11 143V141H8ZM7 142V143H8ZM17 142V141H16ZM40 142V141H39ZM42 142H45V141H42ZM50 142V141H49ZM59 142H57V143H59ZM63 142V141H62ZM64 142H65V139H64ZM73 142V141H72ZM75 142V141H74ZM73 142V143H74ZM89 142H91V141H89ZM89 142H88V144H89ZM93 142V141H92ZM95 142V141H94ZM99 142V141H98ZM143 142H145V141H143ZM154 142V140L152 141V143ZM165 142V141H164ZM190 142H193V143H190ZM203 142V141H202ZM212 142H214V141H212ZM235 142H237V141H235ZM61 143V142H60ZM76 143H77V140H76ZM102 143V142H101ZM223 144H221V145H224V142H222ZM240 143H241V141H240ZM259 143V142H258ZM262 143V142H261ZM9 144V143H8ZM12 144V143H11ZM16 144H18V143H16ZM64 144V143H63ZM62 144V145H63ZM66 144V143H65ZM79 144V143H78ZM83 144V142L81 143V145ZM98 144H100V143H98ZM98 144H97V146H98ZM132 144H130V146L132 145ZM163 144H165V143H163ZM220 144V143H219ZM231 145H232V143H230ZM229 144V145H230ZM245 144V143H244ZM247 144H249V143H247ZM254 144H255V142H254ZM257 144V143H256ZM255 144V145H256ZM264 144V143H263ZM1 145V144H0ZM3 145V144H2ZM14 145V144H13ZM70 145V144H69ZM129 145V144H128ZM161 145V144H160ZM207 145H211V147H210V149H206V147H207ZM228 145V144H227ZM246 145V144H245ZM258 145V144H257ZM257 145H256V147H257ZM261 145V144H260ZM7 146V145H6ZM15 146H17V145H15ZM77 146V145H76ZM76 146H75V149H76ZM92 146V145H91ZM96 145H94V147H97ZM100 146V145H99ZM163 146V145H162ZM167 146V145H166ZM168 146H169V143H168ZM171 146H173V145H171ZM175 146V145H174ZM213 146V147H212ZM235 146V145H234ZM238 146H240L239 145V143H238ZM251 146V145H250ZM253 146V145H252ZM259 146V145H258ZM261 146H264V145H261ZM217 147V146H216ZM221 147V146H220ZM233 147V146H232ZM66 148V147H65ZM70 148V147H69ZM98 148H100V147H97V150H98ZM102 148V147H101ZM163 148V147H162ZM169 148H171V147H169ZM168 148V149H169ZM203 148H205L204 149V151H207L208 152V154H205L206 152H204V151H202L203 150ZM215 148V147H214ZM224 148L226 149V147L224 146ZM231 148V147H230ZM236 148V147H235ZM234 148V151L238 148H236L235 149ZM6 149V148H5ZM17 149V150H16ZM74 149V148H73ZM74 149V150H75ZM165 149V148H164ZM163 149V150H164ZM217 149V148H216ZM220 149H222V148H220ZM219 149V150H220ZM232 149V148H231ZM230 149V150H231ZM240 149V148H239ZM262 149V148H261ZM67 150V149H66ZM71 150V149H70ZM96 150V149H95ZM102 150V149H101ZM103 150V151H104ZM142 150H145V154L143 153H141V151ZM179 150V149H178ZM223 150V149H222ZM227 151H228V149H226ZM226 150H224V151H226ZM258 150V149H257ZM38 151H39V148H38ZM162 151V150H161ZM98 154H97V153ZM170 152V151H169ZM174 152V151H173ZM204 152V153H203ZM217 152V151H216ZM223 152V151H222ZM232 152V151H231ZM230 152V153H231ZM255 152V151H254ZM261 152V151H260ZM2 152H1V150H0V154H1ZM9 153H7V156H8V154ZM101 153H103V152H101ZM137 153V152H136ZM172 153V152H171ZM178 153V152H177ZM177 153H173L172 155H174V154H177ZM220 153V152H219ZM234 153V152H233ZM232 153V154H233ZM235 153H237V152H235ZM262 153V152H261ZM74 154V153H73ZM75 154H78V153H75ZM4 155H6V153L4 154ZM3 155V156H4ZM164 155H165V153H164ZM171 155V154H170ZM261 155V154H260ZM259 155V156H260ZM264 155V154H263ZM263 155H261V156H263ZM1 156V155H0ZM95 156H97V157H95ZM99 156H100V158H99ZM135 156V155H134ZM151 156H153V157H151ZM167 156V155H166ZM258 156V157H259ZM6 157V156H5ZM4 157V158H5ZM71 157V156H70ZM73 157V156H72ZM168 157V156H167ZM178 157V156H177ZM218 157V158H217ZM264 157V156H263ZM52 158V159H51ZM166 158V157H165ZM256 158V157H255ZM6 159V158H5ZM9 159V158H8ZM35 159V158H34ZM91 159V160H90ZM160 159V158H159ZM262 159V158H261ZM1 160H3V158L1 159ZM7 160V159H6ZM18 160V163L20 164V163H22V162H20L19 161V159H17ZM24 160H25V158H24ZM51 160H53V161H51ZM140 160H146L145 162L143 161V163H141L140 162ZM183 160V159H182ZM26 161V160H25ZM88 161H91V162H93L94 163V165L96 166V168H101L100 169V171L97 173V174H95L94 176H92L91 175V173L89 174V173H87V170L84 168V165L86 164V163H84V162H88ZM161 161V160H160ZM179 161H180V158H179ZM190 161V160H189ZM215 161H217V163H215V164H213V162H215ZM258 161H259V158H258ZM263 161V160H262ZM2 162V161H1ZM24 162V161H23ZM74 162H76V160L74 161ZM140 162V163H139ZM3 163H4V161H3ZM10 163V162H9ZM17 163V164H18ZM27 163V162H26ZM29 163V162H28ZM60 163H64L65 165L67 164H71V166L70 167H64V166H61V167H63V168H61V173L59 174H56L57 173V169L56 168H58V164H60ZM77 163V162H76ZM83 163H84V165H83ZM89 163V162H88ZM154 163V162H153ZM7 164H8V162H7ZM12 164H13V162H12ZM25 164V163H24ZM49 164L51 165V164H53L54 166L53 167H51V168H48V166H49ZM74 164V165H73ZM193 164V163H192ZM205 164V163H204ZM252 164H254V166H252V167H250ZM257 164H258V162H257ZM6 165V164H5ZM11 165V164H10ZM16 165V164H15ZM21 165H23V164H21ZM89 165V164H88ZM93 164H92V166H94ZM195 165V164H194ZM260 165V164H259ZM2 166V165H1ZM25 166V165H24ZM89 166H91V165H89ZM88 166V167H89ZM256 166H258V165H256ZM262 166V165H261ZM3 167H5L4 165H3ZM15 167V166H14ZM13 167V168H14ZM20 168H21V166H19ZM31 167V168H32ZM47 167V168H46ZM189 167V166H188ZM2 168V167H1ZM12 168V169H13ZM18 168V167H17ZM31 168L29 169L30 171H31ZM95 168V169H96ZM177 168V169H176ZM259 168V167H258ZM263 168V167H262ZM16 169V168H15ZM89 169V168H88ZM91 169H92V167H91ZM94 169V168H93ZM94 169V170H95ZM191 169V168H190ZM257 169V168H256ZM28 170V171H29ZM98 170V169H97ZM148 170V171H147ZM188 170H189V168H188ZM0 171H1V169H0ZM3 171V170H2ZM1 171V172H2ZM8 171V170H7ZM12 171H10V173L12 172ZM47 171H49L48 173V175L50 176V179H48V180H45V181H43V180H41V176L43 175V173H46ZM80 171H83V173L82 174H80ZM85 171H86V173H85ZM90 171V170H89ZM88 171V172H89ZM127 172V173H126ZM146 172H148V173H146ZM126 173V174H125ZM130 173H132V175L131 176H136L135 178H134V180L131 178V176H129L128 174H130ZM3 174V173H2ZM8 174V173H7ZM12 174V175H13ZM94 174V173H93ZM189 174V173H188ZM45 175V174H44ZM119 175H123V176H125V178H123V183L122 184H125V186H124V189L122 190V191H119L118 189H115L114 187H113V185H112V183H114L115 182V179H114V177L115 176H119ZM184 175V174H183ZM193 175V174H192ZM3 176V175H2ZM91 176H92V179H90L91 178ZM122 176V177H123ZM129 176V178H131L133 181H135V180H137V179H139L140 180V182H141V180H143V179H148L147 177H149L150 178V176L152 177V179L153 180H156L154 183L155 184H157L158 183V187H159V189L157 190V191H155L154 192V190H152V189H150V187H149V190H140V188L138 189V187H135V185L137 186V183L138 182H136L135 183V185H131V184H134V183H129L128 181H130V180H128L127 179V177ZM182 176V175H181ZM189 176V175H188ZM3 177H5V176H3ZM24 177V178H23ZM25 177H27V178H25ZM178 177H180V176H178ZM7 177H5V179H6ZM46 178V177H45ZM119 178H121V177H119ZM160 178H164V181L166 182V183H159L158 181H160L159 179ZM11 179V178H10ZM117 179V178H116ZM178 179V178H177ZM176 179V180H177ZM188 179V178H187ZM193 179V178H192ZM19 180V179H18ZM18 180H17V182H18ZM180 180H181V178H180ZM183 180H184V178H183ZM183 180H182V182H183ZM117 181V180H116ZM132 181V182H133ZM144 181H146V180H143V182ZM163 181V182H164ZM187 181V180H186ZM232 181H234V183H232ZM0 182H2V183H4V181H3V179H1L0 178ZM118 183H121L122 181H117ZM139 182V183H140ZM147 182H149V180L147 181ZM190 182V181H189ZM218 182V183H217ZM9 183V182H8ZM13 183H14V181H13ZM180 183V182H179ZM188 183V182H187ZM216 183V185L217 184H219V189H216V188H214V187H211L213 184H215ZM155 184H154V186H155ZM189 184V183H188ZM141 185V184H140ZM153 185V184H152ZM183 185V184H182ZM187 185V184H186ZM11 186V185H10ZM150 186V185H149ZM178 186H179V184H178ZM177 186V187H178ZM234 186V187H233ZM12 187V186H11ZM14 187H16V186H14ZM192 187V186H191ZM4 188V187H3ZM8 187H6V189H7ZM142 188V187H141ZM145 188H147V187H145ZM152 188V187H151ZM179 188V187H178ZM177 188V189H178ZM1 189V188H0ZM8 189H11V188H8ZM154 189V188H153ZM5 190V189H4ZM176 190V189H175ZM15 191V190H14ZM140 191H143V192H146V194H144L143 196H141V195H139V192ZM179 191H180V189H179ZM183 191V190H182ZM182 191H181V193H182ZM239 191V192H238ZM6 193V192H5ZM241 193H243V194H241ZM0 194H2V193H0ZM20 194L19 193H17L16 191L15 192H11L10 193V195L8 196L9 197V199L10 200H17L18 198V196H19ZM1 196V195H0ZM24 196V195H23ZM23 196L21 197V198H23ZM3 197V196H2ZM29 197V198H30ZM243 197H250L249 199H247V200H245ZM36 198V197H35ZM243 198V200L241 201L240 199H242ZM44 199V198H43ZM125 199H126V201H125ZM53 201V200H52ZM88 201H94L95 203H88ZM27 202V201H26ZM106 203V204H105ZM17 204V203H16ZM23 204H24V202H23ZM104 205H107V207H105ZM95 206V207H94ZM96 206H98V208H99V210H97V211H94L93 210V208H96ZM43 207V206H42ZM77 207V206H76ZM25 208V207H24ZM54 208V209H55ZM83 208V209H82ZM100 208H103V210L105 211V214L102 212V209H100ZM105 208V209H104ZM110 208H113V209H117L116 211H119L118 212V214H121V217H120V220L119 221H113V220H111V219H109V209ZM36 209V208H35ZM65 209V208H64ZM86 209V210H85ZM90 209H92V210H90ZM46 210V209H45ZM72 210H74V209H72ZM71 210V211H72ZM109 210V211H108ZM31 211V210H30ZM69 211V210H68ZM114 211V210H113ZM165 211H170V212H173V214H174V216H175V218L177 217H179V218H181V220H179V219H177L176 221H171V219H170V217L168 216V215H166L165 213ZM34 212V211H33ZM62 212V211H61ZM60 212V213H61ZM90 212L92 213V215H90ZM28 213V212H27ZM55 213V212H54ZM116 214V213H115ZM201 214H204V216H207V219H204L202 216H201V218L200 219H192V216L193 215H196V216H200ZM8 215V216H9ZM117 215V214H116ZM50 216V215H49ZM85 216V217H84ZM117 216H119V215H117ZM90 218L91 220H85V218ZM111 217V216H110ZM2 218V219H1ZM63 219V220H62ZM114 219V218H113ZM70 220V221H69ZM110 220V221H109ZM52 221V220H51ZM70 222V223H68V222ZM156 221H159V223L158 224H156L155 222ZM65 222L67 223V228L65 229H62L64 226H65ZM162 225V226H161ZM138 227H141V231H137V229H138ZM147 231V233L146 232H144V231ZM40 231V232H39ZM137 231V232H136ZM153 231H155V232H153ZM37 232H39L37 235H35ZM139 232V233H138ZM144 232V234L142 235L141 233H143ZM152 232L154 233L153 234V236H150L151 234H152ZM134 234H136L137 236L136 237H134L133 238V236H134ZM147 234H149V237L147 236ZM168 235V236H167ZM147 236V237H146ZM33 238V239H32ZM85 238H87V239H85ZM108 238V239H107ZM152 238V239H151ZM167 239V240H166ZM22 241H24V243H21ZM119 241H126V243H119ZM258 250H261L262 251V254H253V253H255L256 251H258ZM35 251V252H36ZM30 252V251H29ZM88 263V264H89ZM5 264H6V262H5Z\"/></svg>",
  "mask_w": 264,
  "mask_h": 264
},
{
  "label": "snow or ice",
  "instance_id": "obj_3",
  "mask_svg": "<svg viewBox=\"0 0 264 264\" xmlns=\"http://www.w3.org/2000/svg\"><path fill=\"white\" fill-rule=\"evenodd\" d=\"M125 2H127V0H125ZM3 9H0V11H2ZM0 187H9V185L7 184H4L2 182H0ZM88 203H95L94 201H88ZM105 207H107V205H104ZM247 215L250 216V217H253V218H259L260 220H264V212H253V211H249L247 212ZM201 216L204 218V219H207V216H204V214H201L200 216H196V215H193L192 216V219H200ZM87 239V238H85ZM119 243H126V241H119Z\"/></svg>",
  "mask_w": 264,
  "mask_h": 264
}]
</instances>
